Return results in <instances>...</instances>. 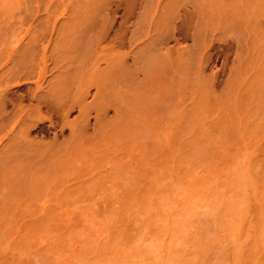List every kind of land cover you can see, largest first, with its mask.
<instances>
[{
	"label": "bare ground",
	"instance_id": "obj_1",
	"mask_svg": "<svg viewBox=\"0 0 264 264\" xmlns=\"http://www.w3.org/2000/svg\"><path fill=\"white\" fill-rule=\"evenodd\" d=\"M7 1H10V2H12V0H7ZM17 0H14V2H16ZM33 1V0H32ZM43 1V0H42ZM46 1V0H45ZM50 1V0H49ZM57 1V0H56ZM66 0H60V1H58L59 3H57L58 5L61 3V5H59V6H61L60 7V10H59V12H61V8H64V10L66 11V12H64V10H62L63 12H61V13H67L68 15H69V17H67L68 15L66 14V16L65 17H67V19L66 18H64L63 19V21H65V27L63 26L62 27V25H61V27L62 28H60L59 26H56V27H59L58 28V35H57V28H55V30H56V35H57V43L56 44H54V50L51 48V50H50V48H49V51H48V47L49 46H47V45H45V43H43L44 44V46L42 47V39L44 40V38L42 37L41 38V40H39V41H37L38 40V38L37 39H35V37L37 36V37H39V35H35L34 33L33 34H31L32 32H30V36L32 35V37H33V35H34V37L32 38V40H31V38H29L30 36L28 35L27 37H28V39H29V41L32 43H30L29 42V44L30 45H33L34 44V48H36V50L33 48L32 49V46H30L29 47V44H28V47L31 49V50H29V51H24V50H22V51H20V54L18 53V52H16L17 50H18V47L17 48H15L14 46V49H15V51H13L14 49H12L13 47H11L10 49L16 54L17 53V55L16 56H19V58L20 59H22V60H20L18 57H15V56H13V53L11 54L10 53V49H6V48H4L5 50H8L9 51V53L11 54H9V57H12L13 56V58L15 59V60H17L16 58H18L19 60H20V63H22V64H20V63H18L17 64V62L13 59V58H10V60L12 59V61H14V62H12V61H8V62H12L13 64H15V66H13L12 68H10L11 66H7L8 68H10V69H6L7 67H4L3 65L4 64H2V66L4 67V69H6V70H4V72L2 71L3 70V67L0 65V67L2 68V72L4 73H2L1 71H0V73H1V75H0V128L1 127H5L7 124L6 123H4V125H2L3 124V122H5V120L4 119H7L8 117V115H7V113H9V112H7L6 111V106L7 105H12V106H18V107H20L21 105H23V107H25V105L24 104H26V101L28 102L29 101V103L28 104H30V106L28 107V108H30L31 106H33L34 108H35V110L36 111H34V109H31L30 108V110H28L27 108H25V110L27 109L28 111L26 112V113H28V112H31V110H33L32 111V113H34L35 114V116H37V118L38 119H35L36 117L34 116V114H32L33 116H34V118H33V116L31 117L30 116V114L28 113L27 115H29L28 117L26 116V114H25V111H24V115H25V118H23V122H22V124H23V126L20 124V121H18V119L16 118V120L18 121V123L20 124V126L19 127H21L22 126V128H21V131L18 133V135H20V133L22 132V133H24L23 135H20L21 136V138H22V136H24V135H26V136H28L31 132H32V130H34L35 131V133H37L38 132V134H40V135H43V134H45V130H44V125H43V120L42 119H45V116L44 117H38V115H39V113L41 112V110L43 109H45L46 111H50L51 113H55V115L57 116V120H53L52 118H51V116H50V118L51 119H49V121H48V127H47V129H48V131H55L54 129L56 128V127H58V126H60L61 128H60V130L59 131H62L64 128H68L69 126L71 127V126H73V125H71L72 124V122L70 121V119H68V113L69 112H72L71 111V109L72 108H74V107H78L77 109H79V110H82L83 111V109H87V108H89L90 106L91 107H93V105H94V107L93 108H89L90 110L91 109H95V107H96V111H98V116L100 115L99 113H105V114H101L102 116L100 117L101 119H102V117L104 118L105 116L107 117V115H106V112H104L105 110H108L107 109V107H106V103H109V104H107L108 105V108H111V107H109V106H112V108H113V105H115V111H117L116 109H118V111L116 112V114L118 113V112H123V111H128L129 109H130V106L131 107H133V106H136V108H131L130 110H131V113H130V111H129V113L126 115V117L129 115V114H133V115H135L134 113H132V112H134L135 110L134 109H136L137 111V113H136V117H137V115L139 114V110L138 109H140V110H142L143 112H144V110L143 109H141V107L142 108H147L148 107V109L151 107L152 109H153V107L154 108H157V107H155L156 105L157 106H159L161 103H163L164 104V99H167L165 96H167L168 97V99H170L169 98V96H171V95H169V91L170 90H172V88H174L175 87V83H177L178 82V79H177V77H180V76H182V72H180V73H182L181 75H177V66H176V64H177V58H175V53L177 54H180V56L181 55H184L185 57H188V55L187 54H189L190 52H188L189 50H190V48L191 47H186L188 44V46H190L191 45V43H190V41L192 42V43H194V45H191V46H198V44H199V42L201 41V39H203L204 37V30L206 31L205 32V34L208 32L207 31V28H205L204 29V27L202 28V24H203V26H204V22H202L203 21V17H204V13L206 12L207 14H209V16H211L212 15V17H213V15H215V17L214 18H217L216 16L218 15V11H219V9L221 10V6H222V12L224 11V13H225V11H226V9L229 7V6H227V8L224 10V8L226 7L225 6V2L227 1V2H229L230 0H226V1H224L223 0V3H222V0H156V1H154V0H142V2H140V0H103V1H100V0H72V3L73 4H71V3H69V2H65ZM234 2H232V0H231V3L233 4V6H235V10H237L238 8L237 7H239L240 8V6H241V8L242 9H239V13H240V10H242L241 11V15H242V13H243V16L245 15V10H246V8H247V10H246V12H248V14L246 15V17H248L247 19L250 21L251 19L253 20H261V18H262V20H264V0H233ZM12 3L13 5L14 4H16L17 6H18V10H21L20 9V7H19V5H20V3L22 2V0L21 1H18V2H16V3ZM24 2H28V1H23V3H21V5L22 4H25ZM35 2V1H34ZM37 2V1H36ZM41 2V1H40ZM47 2V1H46ZM45 2V5H47L48 3H46ZM62 2H63V4H62ZM65 2V3H64ZM156 4H155V3ZM226 2V3H227ZM1 3H3V5L5 4L4 3V1L3 2H1L0 1V6L2 7L3 5H1ZM9 3V2H8ZM7 3V4H8ZM19 5H18V4ZM32 4V2L30 1L27 5H28V7ZM147 3H148V5H147ZM35 4H38V2L37 3H34V5ZM41 4V3H40ZM56 4V7L58 6ZM72 5L71 7H70V5ZM223 4V5H222ZM228 4V3H227ZM232 4H230V5H232ZM15 5V6H16ZM20 5V6H21ZM26 5V4H25ZM34 5L32 6V8L34 7ZM44 5V6H45ZM68 5H69V8H68ZM146 5H147V7H146ZM150 5L152 6V5H154L153 7L155 8H153L155 11H153L152 9H150V8H152V7H150ZM5 6H6V8H5ZM5 6L4 7H2L1 9H4L5 8V11L6 10H9L8 9V7H11L12 5L10 4V6H7L6 4H5ZM16 6V7H17ZM43 6V7H44ZM47 6H49L50 8L51 7H53L52 5H50V4H48ZM224 6V7H223ZM233 6H230L231 8L233 7ZM16 7H15V9H16ZM35 7H37L36 5H35ZM35 7L33 8V9H35ZM38 7H39V5H38ZM38 7H37V9L36 10H39L40 11V8L38 9ZM41 7V6H40ZM55 7V6H54ZM246 7V8H245ZM23 8H25V7H23ZM45 8V7H44ZM97 8V9H96ZM231 8H230V10H231ZM11 9V8H10ZM12 9H14V7L12 8ZM29 9L30 8H28V12H29ZM33 9L31 10V13L34 15V13H36L35 11H34V13H33ZM69 9V10H68ZM147 9H149V10H152L151 11V13H153V14H155L156 12L158 13H160L161 15L159 16V15H157V17L155 16V19L154 18H152L151 19V17L152 16H149V15H153V14H150L149 12H148V10ZM244 9V10H243ZM44 10V9H43ZM46 10V11H45ZM45 10H44V12H46V14L48 15V12H50V14H53V11L55 10H52V13H51V10L49 11V9H48V7L47 8H45ZM47 10H48V12H47ZM58 10V9H57ZM234 10V11H235ZM4 11V10H3ZM5 11L2 13V11H0L4 16H6L5 15ZM22 11H24L23 9H22ZM233 11V10H232ZM233 11V12H234ZM237 11H235V13L237 14ZM244 11V12H243ZM9 11H6V13H7V15H9V13L10 12H12V13H10V15L8 16V18L10 17L11 19L10 20H13L14 18H12V15L15 17V15L13 14V10L12 11H10L9 13H8ZM21 12V11H20ZM27 12V13H28ZM56 12H58V11H56ZM69 12V13H68ZM146 12H148L149 14L148 15H146V16H149V18H150V20L149 19H146V21H147V25H148V20H149V25L148 26H146L147 27V29H143V27H142V29H143V31L145 30L146 31V33H147V36L149 37V40H146L147 42H145L144 44H141L140 45V43H138L139 44V46H137V45H135V48L137 49V51H136V53H134L135 52V48H133V49H135L134 51H133V49L132 48H130L131 47V45H132V43H134L133 41H134V37L132 36L133 34V31L135 30V29H137L139 26V22L141 21V16H143L144 17V14H146ZM227 12V11H226ZM1 13H0V16H1ZM15 13V12H14ZM25 11H24V14H27ZM30 13V14H31ZM37 13H39V12H37ZM156 13V14H157ZM217 13V14H216ZM221 13V12H220ZM220 13H219V15H220ZM222 14V15H225V14ZM232 13V12H231ZM238 13V14H239ZM21 14H23V12L21 13ZM23 14V15H24ZM56 14V13H55ZM143 14V15H142ZM3 15L0 17V20H2V17H3ZM32 15V17H34V16H36V14L33 16ZM46 15V16H47ZM218 15V16H219ZM222 15L221 16H219L220 18L222 17ZM232 15V14H231ZM28 16V15H27ZM27 16H25L26 18H27ZM31 16V15H30ZM38 16V15H37ZM49 16V15H48ZM51 16V15H50ZM50 16L48 17V18H50ZM53 16V15H52ZM209 16L207 17L208 19H209ZM226 16V15H225ZM234 17H235V15H233ZM243 16H240L239 18H242ZM19 17V16H18ZM17 17V18H18ZM25 17H23V16H21V19H23V18H25ZM54 18H55V16H53ZM143 17H142V20H143ZM211 17V18H212ZM219 17H218V19H219ZM233 17V18H234ZM237 17H238V15H237ZM7 17H4L3 18V20H4V22H5V19H8ZM45 18V17H44ZM47 18V17H46ZM70 18V19H69ZM206 18V20H208ZM233 18H232V20H233ZM236 18V17H235ZM20 19V18H19ZM29 19V18H28ZM51 19V18H50ZM99 19V22H100V20H101V23H100V26L98 27V30L96 29V24H94L97 20ZM140 19V20H139ZM154 19V20H153ZM205 19V18H204ZM217 19V20H218ZM222 19V18H221ZM243 19V18H242ZM3 20H2V22H3ZM9 20V21H10ZM17 20V19H16ZM25 20V19H24ZM23 20V21H24ZM33 20V19H32ZM34 20H36V19H34ZM145 20V19H144ZM213 20V19H212ZM216 20V19H215ZM224 20H226L227 21V19H225L224 18ZM231 19H228V21H229V23L232 21ZM236 20V19H235ZM248 20H247V22H248ZM260 21L259 23H262V22H264V21ZM7 21V20H6ZM26 21V20H25ZM46 22H47V20H45ZM52 21V20H51ZM57 21V20H56ZM210 21H211V19H210ZM210 21H209V24H210ZM228 21L226 22V23H228ZM1 22V21H0ZM11 22V21H10ZM9 22V23H10ZM37 22H38V20H37ZM37 22H36V24H37ZM142 22H144V21H142ZM142 22H141V24H142ZM214 21H212V23H213ZM222 22V21H221ZM233 22V24L236 22V21H232ZM240 22V21H239ZM239 22H236V24L238 25V23ZM243 22H244V20H243ZM245 22H246V20H245ZM12 23V22H11ZM14 23V22H13ZM12 23V24H13ZM17 23V22H16ZM20 23H21V21H20ZM42 23V22H41ZM40 23V24H41ZM45 23V22H44ZM49 22H47V24H48ZM51 23V22H50ZM49 23V24H50ZM54 23H56V22H54ZM145 23V22H144ZM206 23V22H205ZM215 23H216V21H215ZM217 23H218V21H217ZM249 23H251V21L249 22ZM255 23V21L254 22H252V25ZM258 22H257V24H259ZM1 24V23H0ZM5 24H6V22H5ZM8 24V23H7ZM15 24V23H14ZM46 24V23H45ZM47 24L45 25V27L47 26ZM99 24V23H98ZM138 24V25H137ZM200 24H201V26H200ZM207 25H208V21H207V23H206ZM219 24V23H218ZM222 24H223V22H222ZM225 24V23H224ZM241 24V23H240ZM247 24V28L249 27V26H251V28H253V26H255V25H251V24H248V23H246ZM4 25V23L2 24V26ZM22 25V24H21ZM25 25V24H24ZM52 25V24H51ZM212 25H214V24H212ZM212 25H210V26H212ZM216 25V24H215ZM220 25V24H219ZM236 25V26H237ZM249 25V26H248ZM2 26H0V29H1V27ZM8 26V25H7ZM27 26V25H26ZM42 26V25H41ZM49 26V25H48ZM53 27L55 26V25H52ZM52 26H50V28L52 27ZM142 26H144L143 24H142ZM209 26V25H208ZM223 26V25H222ZM258 26V25H257ZM263 26V23L262 24H260L258 27L259 28H263L262 27ZM16 27V26H15ZM15 27H13L14 29H16ZM32 27V26H31ZM131 27H133V28H135V29H133V28H131ZM141 27V26H140ZM139 27V28H140ZM218 27V26H217ZM240 26H238L237 28L238 29H240L239 28ZM6 28V27H5ZM10 28H11V26H10ZM211 28V27H210ZM219 28V27H218ZM228 27H225L224 29L225 30H229V29H227ZM236 28V29H237ZM250 28V30L252 31L253 29H251ZM8 29V28H7ZM27 29H31L30 28V26H29V28H27ZM33 29V28H32ZM46 29V28H45ZM48 29V28H47ZM213 29V28H212ZM215 29H216V27H215ZM223 29V28H222ZM223 29V30H224ZM255 29H257V28H255ZM5 30V29H4ZM11 30V29H10ZM35 30V29H34ZM54 30V29H53ZM52 30V31H53ZM151 30H153L154 32H155V34L154 35H152V36H150V33L152 32ZM220 30V29H219ZM222 30V31H223ZM246 30V29H245ZM249 29H247V34H248V31H249V34L248 35H250V31ZM15 31V30H14ZM36 31V30H35ZM38 31H40V30H38ZM46 31H49V30H46ZM46 31H44V32H46ZM138 31V30H137ZM139 31H141V29L139 30ZM210 31H212V30H210ZM217 31V30H216ZM216 31H213V33L211 34V35H215V33H216ZM221 31V30H220ZM220 31L218 32V33H220ZM221 31V32H222ZM226 31V32H227ZM230 31V30H229ZM228 31V32H229ZM238 31V30H237ZM255 31H257V30H254V31H252L253 32V36H252V33H251V35H250V37L248 36V37H246L245 35H243L244 33H241V31H239V33L241 34V35H243V36H241V38H245V39H247V38H249V41H248V44L249 43H251V41H253V42H255L256 43V41H257V39L259 40V39H261L260 38V36H258V33H257V36L259 37V38H257L256 39V33H254ZM12 32V31H11ZM9 33V34H11L12 35V33ZM19 32H21V35H22V30L21 31H19ZM19 32H17L16 31V34L15 35H17V34H19L16 38H14L15 39V41H16V39L19 37V36H21L20 35V33ZM26 32H28V31H26ZM25 32V33H26ZM34 32V31H33ZM50 32V31H49ZM132 32V33H131ZM135 32H136V30H135ZM142 32V31H141ZM215 32V33H214ZM236 32V30L234 31V33H233V35L234 34H236L237 35V33H235ZM0 33H1V30H0ZM6 33H8V32H6ZM15 33V32H14ZM48 33V32H47ZM52 33V32H51ZM50 33V34H51ZM54 33V34H55ZM143 33V32H142ZM142 33H140L139 32V34H141L142 35ZM146 33H144V35L146 34ZM209 33V32H208ZM225 33V32H224ZM229 33H231V31L229 32ZM229 33H227L228 35H229ZM260 33V32H259ZM4 33L2 32V34H0V35H2L3 37H4V35H3ZM44 34V33H43ZM130 34V35H129ZM136 34H138L137 32H136ZM136 34H135V38H136ZM138 34V35H139ZM240 34H238L237 36L239 37L240 36ZM6 35V34H5ZM47 35H49V33L47 34ZM144 35H142L143 37H144ZM225 35H226V33H225ZM232 35V33H231V36H233ZM0 37L1 38V43H0V46L2 45V40H4L5 38H3V37ZM14 35H12L11 37H13ZM41 36H43L42 35V32H41V35H40V37ZM53 36V35H52ZM140 36V35H139ZM141 36V37H142ZM207 36H209V35H206L205 37H207ZM236 36V37H237ZM256 36V37H255ZM7 37H9V35L7 36ZM48 37H50V35L48 36ZM53 37H55V35L53 36ZM203 37V38H202ZM214 37V36H213ZM217 37H219L218 35H217ZM227 37V36H226ZM234 37V36H233ZM232 37V38H233ZM251 37L252 38H254L255 39V41L252 39L251 40ZM23 38V37H22ZM138 38V37H137ZM145 38V37H144ZM143 38V39H144ZM235 38V37H234ZM240 38V37H239ZM239 38H238V40H239ZM10 39L11 38H9V39H6V41H7V43H6V41H5V43H6V45L8 44V42L10 41ZM49 39V38H48ZM48 39H47V41H48ZM141 39V38H140ZM142 39V40H143ZM224 39V38H223ZM222 39V40H223ZM12 41H13V45H14V40L13 39H11ZM20 40H23V39H20ZM50 40V39H49ZM54 40V39H53ZM54 40V41H55ZM141 40V41H142ZM171 40V42H172V40H174L175 41V43H176V46H174L173 47V45H169L170 43H169V41ZM214 40V39H213ZM227 40V39H226ZM232 41H233V39H231ZM230 40V41H231ZM243 40V39H242ZM241 40V41H242ZM18 41H19V39H18ZM28 41V40H27ZM41 41V42H40ZM51 41V40H50ZM50 41H48V43L50 42ZM139 41V40H138ZM144 41V40H143ZM143 41H142V43H143ZM189 41V42H188ZM220 41V40H219ZM218 41V42H219ZM228 41V40H227ZM235 41V40H234ZM236 41H237V38H236ZM240 41V42H241ZM20 42V41H19ZM44 42V41H43ZM181 42H183L182 44H183V46H182V44H181ZM187 43V45H186V43ZM212 42V41H211ZM224 42V41H223ZM252 42V43H253ZM4 43V42H3ZM4 43V44H5ZM9 43H11V42H9ZM36 43L38 44V43H40L41 44V47H42V49H40V48H37V45H36ZM47 43V42H46ZM47 43V44H48ZM51 43V42H50ZM222 43V42H221ZM235 43V42H234ZM12 44V43H11ZM11 44H9V46L11 45ZM40 44H38V45H40ZM209 44V43H208ZM229 44V43H228ZM243 44V43H242ZM242 44L240 43L239 44V41H237V47H234V49H235V51L237 52L238 50H236V49H238V48H240L241 49V51L242 50H244L245 48L244 47H242ZM134 45H132L133 47H134ZM213 45V44H212ZM225 45V44H224ZM229 45H233V44H229ZM228 45V46H229ZM247 45V44H246ZM252 46H254V49H256L257 51V53L253 50H250L251 51V53L254 55V57L255 58H260L259 59V61H255V59H254V57L251 55V56H247V53L246 52H244V51H242V53L244 52V54H245V56H247V57H245L244 56V59H242V60H240L244 65H242V66H245L246 67V65L247 66H249V68L248 67H246L247 69H245V71L247 70V71H249L250 70V74L248 73H246L247 74V76H246V74H244L243 72H241V74L239 75L240 77H241V75L243 76V79L246 77V78H248V76H250L251 77V71H252V69H255V70H257V71H259V74H263L262 73V71H260L261 69V64H260V62L262 63V58L260 57V56H262L263 57V55H264V36H263V38L261 39V41L259 40L256 44H251ZM12 46V45H11ZM27 46V45H26ZM36 46V47H35ZM137 46V47H136ZM141 46V47H140ZM172 46V47H171ZM182 46V49L180 48ZM195 46V47H196ZM205 46H206V44H205ZM235 46V45H234ZM241 46V47H240ZM249 46V45H248ZM247 46V47H248ZM252 46H250L251 48H252ZM260 46H261V48H260ZM5 47V46H4ZM40 47V46H39ZM187 48V49H185V48ZM208 47V46H207ZM217 47V46H216ZM226 47H227V44H226ZM1 48H3L2 46L0 47V50H3V49H1ZM126 48H130V50L128 51V49H127V51H125V49ZM180 48V49H179ZM214 48V47H213ZM220 48V47H219ZM249 48V47H248ZM25 49H27L28 50V48H25ZM38 49V50H37ZM42 50L41 52H39L40 50ZM120 49H124V51L123 50H121V51H123V52H121L120 51ZM193 49V48H192ZM192 49H191V52H192ZM195 49V48H194ZM193 49V50H194ZM209 49H210V47H209ZM217 49H218V47H217ZM220 49H222V51H223V48H220ZM225 49V48H224ZM230 49H232L231 47H230ZM181 50H182V52L183 51H185L183 54H182V52H181ZM24 51V52H23ZM36 51H38L37 53H39V55L38 56H40L39 57V59L37 58V57H34L36 54H34ZM52 51L54 52L55 51V56H54V53H52ZM120 51V52H119ZM195 51V50H194ZM220 51V50H219ZM225 51V50H224ZM227 51H228V47H227ZM240 50L238 51V53H239V55H238V53H235V52H233V51H231V52H233V53H235V54H237V56L239 57H241V55H240V52H241ZM247 51V50H246ZM22 52V53H21ZM48 52H51V54H53V56H52V58L50 57L51 55L48 53ZM181 52V53H180ZM255 52V53H254ZM5 53V52H4ZM2 54V52H1V54H2V56L4 55L5 56V54ZM7 53V52H6ZM41 53V54H40ZM195 53V52H194ZM210 53V52H209ZM208 53V54H209ZM211 53H213V52H211ZM222 53V52H221ZM229 53V52H228ZM262 53V54H261ZM8 54V53H7ZM6 54V55H7ZM19 54V55H18ZM216 54V53H215ZM223 54H224V52H223ZM227 54V53H226ZM226 54H224V55H226ZM234 54V55H235ZM243 54V55H244ZM257 54H259V56L257 55ZM21 55V56H20ZM48 55H50L49 57H48ZM134 55V56H133ZM187 55V56H186ZM190 56L189 57H191V55H193V54H189ZM223 55V56H224ZM229 55V54H228ZM237 56L234 58V59H236L237 58ZM257 56V57H256ZM1 57V56H0ZM47 57H48V59H50V60H52L53 62V64H54V66H53V68L55 67V74H57L56 76H55V74L53 75V77L51 78V79H53L54 80V84L52 83V80L50 81L51 83H49V84H51V86L49 87V88H47L46 87V89L42 86V84H41V82L43 81V78L46 76L44 73H45V71L47 70V68H46V66L48 65H46V59H47ZM55 57V58H54ZM196 57V56H195ZM199 57V56H198ZM226 57H227V55H226ZM225 57V58H226ZM231 57V56H230ZM232 57H234V56H232ZM253 57V59H251ZM33 58L34 59H36L37 58V60H38V62H36V60H34L36 63H37V65L34 63V61H33ZM193 58V57H192ZM7 59H8V57H7ZM130 59H132V60H130ZM187 59H189L188 61H186V65L185 66H189L190 67V65H192V60L190 59V58H186V60ZM197 59V58H196ZM219 59H221V58H219ZM233 59V58H232ZM233 59V60H234ZM238 59V58H237ZM240 59V58H239ZM246 59H248V60H246ZM249 59L250 60H252L253 61V63H249V62H246V61H249ZM183 60V59H182ZM194 60H195V58H194ZM233 60H232V63H233ZM244 60H245V62H244ZM2 61V63H5V62H3V60H1ZM6 61V60H5ZM179 61V60H178ZM208 61H210V57H209V60ZM234 61H236V60H234ZM239 61V60H238ZM7 62V61H6ZM16 62V63H15ZM48 62H50V61H48ZM185 62V61H184ZM187 62H191L190 64H187ZM211 62V61H210ZM224 62H226L225 60H224ZM223 62V63H224ZM228 62V61H227ZM256 62V63H255ZM11 63V64H12ZM180 63V62H179ZM197 63V62H196ZM209 63V62H208ZM256 64V66H255V64ZM257 63H259V64H257ZM1 64V63H0ZM52 64V65H53ZM56 64H57V66H56ZM195 64V63H194ZM226 64V63H225ZM235 64V62L233 63V65ZM250 64H254V67L251 65L250 66ZM9 65H10V63H9ZM222 65V64H221ZM258 65L260 66L259 68H257L258 67ZM37 66H38V69H37ZM58 66H59V68H58ZM157 66V67H156ZM185 66H183L184 68H185ZM193 66V65H192ZM196 66V65H195ZM36 68V69H32V68ZM56 67H57V70H56ZM160 67V68H159ZM179 67V66H178ZM221 67V66H220ZM244 67V68H245ZM53 68H51V69H53ZM159 70H158V69ZM163 68V69H162ZM193 68V67H192ZM225 68V67H224ZM237 68V67H236ZM251 68V69H250ZM50 69V70H51ZM154 69V70H153ZM183 69V68H182ZM222 69V68H221ZM231 69H232V72H233V68L231 67L230 68V72H231ZM249 69V70H248ZM38 71V73L36 72V71ZM157 70H158V73H157ZM185 70V69H184ZM199 70V69H198ZM201 70V69H200ZM217 70V69H216ZM255 70H253V71H255ZM32 71H34V73L36 74H38V76H37V78H38V80L37 79H35V80H37L36 81V85H35V90H33V91H31V89L29 88L28 90H27V92L25 93L24 92V94H21V93H18V94H15V93H12V91H14V90H12L11 88V85H10V83H11V81L13 80L14 81V79H17L18 77L20 78V80H24L25 78H29L30 77V74H31V72ZM53 71V70H52ZM159 71H161L160 73H164L163 75H164V77H161V75H160V73H159ZM256 71V72H257ZM47 72V71H46ZM50 72V71H49ZM48 72V73H49ZM57 72H59V74L57 73ZM149 72V73H148ZM184 72V71H183ZM198 72V71H197ZM214 72H215V70H214ZM228 72V71H227ZM231 72V73H232ZM234 72H235V68H234ZM256 72H255V75H256ZM33 73V74H34ZM48 73H47V76H48ZM53 73V72H52ZM145 75L146 74V78H145V76H143V74ZM155 73V75H159L160 76V80H159V82L160 81H162L161 79L162 78H165V79H163L164 81V83H165V85H164V87H163V89L165 90V93L166 94H164L163 92H162V89H161V91H160V83L158 82V79H159V76H155V75H152V74H154ZM189 73V72H188ZM217 73H218V71H217ZM244 75H243V74ZM258 73V72H257ZM35 74H34V76H35ZM51 74V73H50ZM137 74V75H136ZM140 74H142V77L140 78ZM187 74V73H186ZM197 74V73H196ZM230 74V73H229ZM236 74V73H235ZM45 75V76H44ZM221 75V74H220ZM238 75V74H237ZM253 75H254V73H253ZM252 75V76H253ZM254 75V76H255ZM56 78H55V77ZM135 76V77H134ZM137 76H139V78H140V80H139V78H138V82H140L141 81V79L143 78V81H142V83H143V85H144V87L145 88H143V85H142V88H141V85L139 84V83H136L135 84V79H137ZM149 76H151V78H149ZM167 76V77H166ZM207 76V75H206ZM234 76V75H233ZM232 76V77H233ZM238 76V77H239ZM257 76H258V74H257ZM263 76V75H262ZM36 77V76H35ZM157 77H158V79H157ZM198 77V76H197ZM234 77H236V76H234ZM259 78H257L256 80L255 79H253L252 81L254 82V80H255V82H257V80H258V82L257 83H259V85L261 84L260 82L263 80L264 81V76L261 78V75H259L258 76ZM18 78V79H19ZM56 80H55V79ZM145 78V79H144ZM148 78V79H147ZM152 78H153V80H152ZM167 78V79H166ZM195 78V77H194ZM202 78V77H201ZM209 78V77H208ZM208 78H206V79H208ZM221 78V77H220ZM219 78V79H220ZM230 78V77H229ZM12 79V80H11ZM34 79V78H33ZM42 79V80H41ZM147 79V80H146ZM156 79V80H155ZM214 79V78H213ZM231 79V78H230ZM235 79V78H234ZM237 79H239V78H237ZM252 79V78H251ZM250 78H249V80H247V82L248 81H250L251 80ZM11 80V81H10ZM27 80V79H26ZM34 80V81H35ZM130 80H133V81H131L130 82ZM152 80V81H151ZM209 80V79H208ZM240 80V79H239ZM238 80V81H239ZM246 80V79H245ZM245 80H242V77H241V80L240 81H242V82H238V84L239 83H242V85L243 86H245L246 88L248 87V88H250L249 87V85H247V83H246V85L245 84H243V83H245ZM45 81H46V79H45ZM47 81H48V79H47ZM46 81V82H47ZM151 81V82H150ZM156 83H155V82ZM166 81V82H165ZM177 81V82H176ZM210 82H212L211 80H209ZM230 81H232V79L230 80ZM234 81V80H233ZM244 81V82H243ZM262 81V82H263ZM8 82H9V84H8ZM18 82V81H17ZM19 82H21V81H19ZM27 82H29V81H27ZM46 82H45V85H47L46 84ZM49 82V81H48ZM47 82V83H48ZM125 82H127L126 84H125ZM128 82H129V84L130 85H133L131 88L134 90V88L135 87H139V88H141L140 90L142 91V90H144L145 89V91H143L145 94H146V96L147 95H151V96H147V97H145L147 100H145V101H143L144 100V94L142 93H140L139 92V90H138V88H137V91L136 90H132L129 86L128 87H126L127 89L128 88H130V89H128L127 91H128V93L126 94V90L124 89V91H121V89H120V87L122 88V90H123V87L122 86H124V88H125V85H127L128 84ZM132 82H134V83H132ZM149 82V83H148ZM210 82H209V84H210ZM215 82V81H214ZM252 82V84H254ZM12 83H14V82H12ZM11 83V84H12ZM124 83V84H123ZM179 83V82H178ZM182 83V82H181ZM206 83H207V81H206ZM232 83V82H231ZM237 83V82H236ZM250 82H248V84H249ZM256 83V84H257ZM34 84V83H33ZM128 84V85H129ZM134 84H135V86H134ZM138 84V85H137ZM150 84V85H149ZM152 84H154V85H152ZM156 84V85H155ZM158 84V85H157ZM237 84V85H238ZM251 84V85H252ZM9 85V86H8ZM13 85V84H12ZM14 85H15V83H14ZM74 85V89H75V91H76V94L75 93H72V95L70 94L71 92H72V90H74V89H72V86ZM137 85V86H136ZM148 85V86H147ZM201 85V84H200ZM213 85V84H212ZM241 85V86H242ZM28 86H31V85H29L28 84ZM49 86V85H48ZM154 86L156 87V90H158L159 92H157L156 90V93H155V91L153 90V88H154ZM174 86V87H173ZM177 86H180V84H178ZM196 86V85H195ZM194 86V87H195ZM198 86V85H197ZM224 86V85H223ZM222 86V87H223ZM231 86H234V85H231ZM240 86V85H239ZM240 86V87H241ZM254 86H256L255 84H254ZM254 86H252V87H254ZM258 86V85H257ZM256 86V87H257ZM146 87H150L149 89H147ZM181 87V86H180ZM180 87H178V88H180ZM217 87V86H216ZM236 87H238V86H235V89H234V87H233V89L234 90H238V89H236ZM240 87H238V88H240ZM244 87V88H245ZM259 87H261L262 88V90H264V88H263V85H260V86H258L257 88H259ZM27 88V87H26ZM44 88V89H43ZM90 88H94V90H95V92H93V93H95V94H93V93H91V94H93V96H94V98H93V96L90 98L91 99V101L90 102H88V100H86V96H88V94L90 93L89 92V89ZM158 88V89H157ZM206 88V87H205ZM227 88V87H226ZM225 87H224V89H226ZM243 88V89H244ZM261 88H259V89H256V88H254V92L256 91V90H259V91H261L260 89ZM33 89V88H32ZM136 89V88H135ZM155 89V88H154ZM207 89V88H206ZM209 89H210V85H209ZM223 89V90H224ZM233 89H229V91H231V90H233ZM17 90V89H16ZM46 90V91H45ZM130 90H132L131 92H130ZM148 90V91H147ZM153 90V92H152V94H150L151 92H149V91H152ZM194 90V89H193ZM196 90H198V88L196 89ZM233 90V91H234ZM74 91V92H75ZM112 91H113V93H112ZM178 91H179V89H178ZM199 91V90H198ZM200 91H202V90H200ZM208 91V90H207ZM211 91H213V89L211 90ZM214 91H215V89H214ZM233 91H231V93L233 92ZM236 91H235V93H236ZM240 91L241 92H243L242 93V95H239L238 96V99H239V97L241 96V97H245V94H244V92H246V97H247V90H241V88H240ZM249 91H250V89H249ZM253 91H252V88H251V92H248V97L249 98H251V97H253L252 95L254 94V97H255V95H257V91L255 92V93H253ZM114 92H116L118 95H119V92H120V94H123V96L124 95H128L129 93L131 94H129V96L130 97H132V98H130V99H128V97L127 98H125V96H124V98L125 99H128L129 101H127V100H124V99H121V101L123 100V102H119L120 100L117 98L118 96H117V94H115ZM124 92V93H123ZM148 92H149V94H148ZM216 92V91H215ZM222 92V91H221ZM241 92H239L238 94H241ZM262 92V91H261ZM260 92V93H261ZM112 95H111V94ZM133 93V94H132ZM134 93H135V95H134ZM137 93V94H136ZM139 93V94H138ZM153 93H154V95H153ZM160 93V94H159ZM182 94H183V92H181ZM192 93H194V92H192ZM192 93H189V96H188V93H187V96L189 97V99L191 100L192 98L190 97V95L193 97L195 94H193L192 95ZM197 93V92H196ZM203 92H200V96H198V97H202V94ZM227 93H229V92H227ZM231 93L230 94H228V95H231ZM234 93V92H233ZM249 93L251 94L250 96H249ZM259 93V92H258ZM12 94H15V97H11L12 96ZM75 94V95H74ZM113 94H115V95H113ZM165 96H164V95ZM185 94V93H184ZM198 94V93H197ZM207 94H209V93H207ZM214 94V93H213ZM237 94V93H236ZM243 94H244V96H243ZM262 95L264 94V91L261 93ZM261 94H259V96L257 97V99H255L254 97V99H255V101H258V103H259V101H261V100H263L264 99V95H263V98L261 99V98H259L260 96H261ZM70 95V96H69ZM134 95V96H133ZM140 97H139V96ZM156 95V96H155ZM203 95H205L204 93H203ZM221 95V94H220ZM69 96V97H68ZM104 96H107L106 97V100L104 99L105 97ZM112 96H116V97H112ZM120 96V95H119ZM138 97V99H141L142 100V98H143V103L145 102V104L147 105V102L146 101H148V103H149V101H151L149 104H148V106L146 107V105L144 106V104L141 102V100L139 101V100H137V97ZM143 96V97H142ZM161 98H160V97ZM183 96V95H182ZM187 96L185 95V98H187ZM206 96V95H205ZM232 96V95H231ZM230 96V97H231ZM234 96V95H233ZM67 97V98H66ZM70 97H71V99H70ZM114 98V101H112V99L110 100V98ZM121 97V96H120ZM119 97V98H120ZM142 97V98H141ZM156 97V98H155ZM163 97H165V98H163ZM195 97H197L196 95L194 96V98L193 99H195L196 100V98ZM211 97H212V95H211ZM229 96H227V98H230ZM245 97V98H246ZM109 98V99H108ZM136 98V99H135ZM148 98H149V100H148ZM153 99V102H155V104H151V103H153L152 102V99ZM163 98V99H162ZM185 98H183L184 99V101L186 100ZM216 99L217 98H219L218 96H216L215 97ZM237 98V96L235 97V99ZM245 98H242V100L244 99L245 100ZM67 99H69L68 100V102H66L67 101ZM118 99V100H117ZM131 99L133 100V102H134V104H131L130 103V106L129 105H127V104H129V102H131ZM151 99V100H150ZM155 99H157L158 101H156ZM167 99V100H168ZM188 99V98H187ZM211 99V98H210ZM233 99H234V97H233ZM233 99H232V101H230L232 104H234L235 102H236V100L235 101H233ZM241 99V98H240ZM248 98H246V100H247ZM259 99H261V100H259ZM107 100L109 101V102H107ZM116 100V101H115ZM155 100V101H154ZM163 100V101H162ZM166 100V101H167ZM190 100H188L187 101V103L188 102H190ZM231 100V99H230ZM251 100H252V98L251 99H249V101H250V105H252V103H254L253 102V100H252V102H251ZM112 103H114L113 105L111 104V102ZM126 101V102H125ZM212 101V100H211ZM215 101V100H214ZM218 101V100H217ZM224 101V100H223ZM226 101V100H225ZM227 101H229V100H227ZM226 101V102H227ZM241 101V100H240ZM94 102V103H93ZM117 102H119L120 104H118L119 105V108L122 106V111H119V108H117ZM132 102V103H133ZM142 103V104H140L139 105V103ZM158 102L160 103V104H158ZM176 102H177V100H176ZM197 102V103H196ZM204 100H202V98H199V100H197V101H195V105H194V103H193V105L194 106H196V107H192L191 105H192V103H191V105L189 106V107H192L191 109L194 111V113L196 112V114H197V118L199 119V121H201V120H205L207 117H208V115H210V114H208L209 112H211L210 110H211V106H210V109H209V111H208V109H207V111H208V115L205 113V107H207V105H208V103L206 104V106L204 107ZM234 102V103H233ZM237 102H239V101H237ZM236 102V103H237ZM242 103H243V101H241ZM261 102H263L264 103V100L263 101H261ZM71 103V104H70ZM122 103V104H121ZM123 103H126V104H123ZM168 103V102H167ZM187 103H185L184 104V102H183V104L186 106L187 105ZM216 103V102H215ZM230 103V104H231ZM257 103V104H258ZM136 104V105H135ZM138 104V105H137ZM183 104H181V106L183 105ZM214 104V103H213ZM224 104H225V102H224ZM224 104H222V105H218L220 108L219 109H221L222 107L221 106H223V108H224ZM227 104V106H226V108H228V102L226 103ZM225 104V105H226ZM230 104H229V106H230ZM240 104V103H239ZM244 104V103H243ZM242 104V105H243ZM249 103H248V100H247V104H245V105H248ZM256 104V105H257ZM262 104V103H261ZM260 104V105H261ZM20 105V106H19ZM121 105V106H120ZM127 105V106H126ZM150 105V106H149ZM153 105H155V106H153ZM165 105V104H164ZM160 105L161 107L163 106V108L166 106L167 107V105ZM198 105V106H197ZM234 105H236V104H234ZM234 105H233V107H234ZM250 105H248V107L249 108H252V107H254V110L252 111L253 113H250L251 112V110L252 109H250V110H248V111H250V112H246L245 113V110H243L242 111V113L244 112V114L246 115H244L243 114V116H245V119H243L244 117H241L240 116V118H242V120H245L246 121V118L248 119V117H249V115H251L250 116V118H251V120L254 118V120H252V124L250 123V126H252L253 124H254V122H255V120L257 119V116L259 115V114H261V115H259L258 117H260V116H262V117H260V119H259V121L258 122H260V124L258 125L259 127L257 128L258 129V132L259 131H261V132H259L260 134H262L260 137H258V138H255V137H253L254 138V140H259V139H262V138H264V132L261 130V129H263L264 130V125H262L261 124V122L263 121L264 122V107L262 108V105L259 107V109H258V106H257V108H256V105L255 104H253L251 107H250ZM264 105V104H263ZM74 106V107H73ZM124 106H125V108H124ZM138 106V107H137ZM153 106V107H152ZM180 106V107H181ZM188 106V105H187ZM215 106V105H214ZM213 106V107H214ZM238 106V105H237ZM244 106V105H243ZM18 107H17V109H18ZM27 107V106H26ZM32 107V108H33ZM161 107H158V109H155V111H153V113L152 114H155V113H158V110H160L161 109ZM184 107V106H183ZM216 107V106H215ZM242 107V106H241ZM9 108V107H8ZM22 108V107H21ZM21 108H19V109H21ZM127 108V110H125ZM194 108L196 109V111L194 110ZM209 108V107H208ZM231 108V107H230ZM89 109H87V110H84V112L86 111V116H87V111L89 110ZM124 109V110H123ZM191 109H190V111H191ZM216 109V108H215ZM219 109H217V110H219ZM233 109H236V106H235V108H233ZM232 109V111H233V113L231 114V115H235L236 113H238L239 111L236 109V110H233ZM244 109V108H243ZM245 109H247L246 107H245ZM258 110V113H256V111L255 110ZM261 109H263L262 111H260ZM9 110V109H8ZM15 110V109H14ZM154 110V109H153ZM182 110V109H181ZM187 110H188V108H187ZM187 110L185 109V107H184V111H183V113L186 111L187 112ZM225 110V109H224ZM229 110V109H228ZM231 110V109H230ZM6 111V112H5ZM20 111V110H19ZM21 111H22V109H21ZM82 111H80V112H82ZM108 111H110V109L108 110ZM150 112V116L152 117H149L148 115H149V112ZM147 112H146V110H145V113H142L141 111H140V114L138 115L139 117L138 118H141L140 120H142V118L144 119V120H146L145 122H144V120H142V124L140 123V125H144V127L147 125V124H152L151 122H154L155 124L154 125H156V127L155 126H153L152 128V131L153 132H155V133H153V132H151V126L153 125H150V127H149V125H147L146 127H145V131L147 132V137H148V135L151 133V134H153V135H151L152 137L153 136H155V137H153L154 138V142L156 141V142H158V143H156V145L158 144L159 145V142L160 141H163V145L164 144H167V142H168V140H169V137H168V139L166 140V142H165V140H163V139H165L168 135H167V133L168 132H170L171 131V129H172V126H171V128H170V125L168 126H166V124H164L165 123V121H166V123H168L167 122V120H165V118L168 116L167 114H166V110L164 109V111H165V114L167 115V116H165L164 115V112L162 113V111H160L159 113V115L157 114V115H152L151 114V109H149ZM206 111V112H207ZM221 110H219V112H220ZM223 111V110H222ZM226 111V110H225ZM235 111V112H234ZM236 111H238V112H236ZM255 111V112H254ZM18 112V111H17ZM37 112V113H36ZM79 112V113H80ZM94 112V111H93ZM155 112V113H154ZM218 112V111H217ZM219 112H218V114H219ZM229 112H231V111H229ZM11 113V112H10ZM14 113H16V112H14ZM19 113V112H18ZM47 113V112H46ZM90 113H91V111H90ZM114 113V112H113ZM214 113V112H213ZM220 113H222V112H220ZM242 113H241V115H242ZM247 113H248V115H247ZM250 113V114H249ZM21 114H23V112H21ZM37 114V115H36ZM84 115H85V113H83ZM142 114V115H141ZM146 114V115H145ZM148 114V115H147ZM187 113H185V114H183V115H186ZM217 114V113H216ZM215 114V115H216ZM224 114V111H223V113L221 114V116ZM227 113H225V115H226ZM256 114H258L257 116H256ZM23 115V116H24ZM44 115V114H43ZM83 115V116H84ZM89 115H91V114H89ZM118 115V114H117ZM144 115V116H143ZM195 115V114H194ZM193 115V116H194ZM206 115V116H205ZM237 115V114H236ZM10 116V115H9ZM15 116V115H14ZM17 116H20V115H18L17 114ZM40 116V115H39ZM81 116V115H80ZM98 116L96 117V118H94V119H97L98 118ZM121 116H122V114H121ZM153 116H154V120H153ZM156 116L159 118H156ZM163 117V116H165V118H163L162 119V122L164 121V126H161L160 125V122L161 121H158V120H161L160 119V117ZM177 116H178V114H177ZM187 116V115H186ZM196 116V115H195ZM211 116H212V114H211ZM218 116V118L220 117L219 115H217ZM224 116V115H223ZM254 116V117H253ZM5 117H7V118H5ZM123 117V116H122ZM121 117V118H122ZM125 117V116H124ZM125 117V118H126ZM130 117V116H129ZM133 117H135V116H133ZM133 117H131L130 118V120H132V118ZM146 119H145V118ZM171 117H176V115L175 114H172L171 115ZM227 117V116H226ZM225 117V118H226ZM230 117V121H228L227 123H226V127L228 128V123L230 122H232L233 120H232V116H229ZM238 117V118H237ZM237 117H234V118H237V119H234V124L237 126V124L236 123H238V122H241V120H240V118H239V115L237 116ZM56 118V117H55ZM82 118V117H81ZM85 118V117H84ZM89 118V117H88ZM115 118V117H114ZM118 118H119V115H118ZM125 118H122V120L124 119L125 120ZM134 119L135 121H133L132 120V122H131V125L130 124H127V123H129L130 121L128 120V119H126V121H128L126 124L127 125H121L122 126V130L124 131H130V129H132L133 127V124L134 123H136V121L138 120L139 121V119ZM148 118H150V120L148 119ZM156 118V119H155ZM180 118V117H179ZM185 118H187V117H185ZM185 118H183V120L185 121ZM189 118V117H188ZM187 118V119H188ZM205 118V119H204ZM211 118V117H210ZM213 119H214V117H212ZM211 118V119H212ZM217 118V117H216ZM224 118V119H225ZM39 119H41V120H39ZM100 119V120H101ZM148 119V120H147ZM151 119H152V121H151ZM167 119H169V118H167ZM178 119V118H177ZM181 119V118H180ZM180 119H179V124H176V125H181L180 124ZM190 119H192V118H190ZM189 119V120H190ZM207 119H209V118H207ZM206 119V120H207ZM210 119V121L209 122H211L210 124H212V120ZM219 119H221V118H219ZM19 120H21V119H19ZM46 120H47V118H46ZM69 120V121H68ZM81 120H83V119H81ZM80 120V121H81ZM85 120V119H84ZM98 120V119H97ZM100 120L99 121H97V122H99L100 124H101V122H100ZM103 120V119H102ZM114 120V119H113ZM117 120H119V119H116V121ZM121 120V119H120ZM118 121V122H116V123H119V124H121V121ZM156 120V121H155ZM182 120V119H181ZM182 120V121H183ZM216 120V119H215ZM223 120V119H222ZM222 120L221 121H219V122H222ZM225 120H227V119H225ZM228 120H229V118H228ZM232 120V121H231ZM248 120H250V119H248ZM258 120V119H257ZM13 121V120H12ZM22 121V120H21ZM42 121V123H40ZM104 121V120H103ZM126 121H122V123L123 122H126ZM137 121V122H138ZM148 121V122H147ZM181 121V122H182ZM184 121H183V123H184ZM187 121V120H186ZM207 121V122H208ZM238 121V122H237ZM244 121V124H247V121L245 122ZM254 121V122H253ZM8 122V121H7ZM10 122H11V120H10ZM47 122V121H46ZM46 122H44V123H46ZM71 122V123H70ZM87 123L89 122V121H86ZM96 122V123H97ZM105 122V121H104ZM108 122V121H107ZM114 122V121H113ZM114 122V123H115ZM134 122V123H133ZM147 122V123H146ZM157 122H159V124L157 123ZM162 122H161V124H162ZM178 122V121H177ZM190 122V125H191V123H193V122H191V121H188V123ZM196 122H198V120H195V126L196 127H200V130H202V132L203 131H205L204 132V134L206 133V130H203L204 129V127H206L207 128V126H208V124L206 123L205 124V121L204 122H202V123H204L205 124V126H204V124L202 125L203 126V129H201V125H199L198 124V126L196 125L197 123ZM213 122H215L214 120H213ZM257 122V121H256ZM257 122V123H258ZM18 123H16V125L18 126ZM60 123V124H59ZM81 123H83V122H81ZM99 123H97L96 125H97V127H98V132H99V127H101V126H99L100 124ZM103 123V122H102ZM113 123V124H114ZM116 123H115V125H116ZM144 123H146V124H144ZM170 123V122H169ZM186 123V122H185ZM185 123H184V125H185ZM199 123V122H198ZM202 123H200V124H202ZM11 124V123H10ZM12 124H13V122H12ZM15 124V123H14ZM46 124V125H47ZM89 124V123H88ZM88 124H87V126H88ZM125 124V123H124ZM158 124V125H157ZM174 124H175V122H174ZM209 124V125H210ZM215 124V123H214ZM214 124H212L211 126H212V130H213V128H215L214 127ZM216 124H217V121H216ZM219 124V123H218ZM223 124V123H222ZM242 124V126L244 125L243 124V122L241 123ZM264 124V123H263ZM15 125V126H16ZM95 125V123H94V126H96ZM101 125H103V124H101ZM114 125V126H115ZM136 125H137V123H136ZM139 125V124H138ZM137 125V126H138ZM161 127H160V126ZM176 125H175V127H174V129L172 130L173 132H175L174 130H176L175 128H177L176 127ZM187 125V124H186ZM189 125V124H188ZM187 125V127L186 126H182V127H186L185 129L187 130V131H189L190 132V129L188 130L187 128L189 127ZM231 125H232V123H231ZM231 126L232 127V129H234V130H230V129H227V130H229L230 132H233V131H235L236 130V128L240 125H238L237 127L236 126ZM260 125H262V126H260ZM10 126V125H9ZM11 126H13V125H11ZM66 126H68V127H66ZM81 126H82V124H81ZM84 126H85V128H87V126H86V124L84 123ZM90 126V125H89ZM104 126V125H103ZM107 126V125H106ZM114 126H110L112 129L114 128ZM117 126V127H116ZM115 126V128L114 129H116V128H118V126H120V125H116ZM125 126V127H124ZM126 126L128 127V128H126ZM137 126L136 127H134V128H137ZM159 126V127H158ZM193 127V129L195 128V131H197L196 130V127L194 126V125H192ZM217 126V125H216ZM223 126V125H222ZM246 125H244V127L243 128H247V127H245ZM248 126H249V124H248ZM249 126V127H250ZM256 127L257 126V124L255 123L252 127ZM6 127H8V125L6 126ZM5 127V128H6ZM69 127V128H70ZM73 127H76V125H74ZM83 127V126H82ZM105 127V126H104ZM139 127V126H138ZM141 127V126H140ZM139 127V128H140ZM157 127L158 128H160L159 130L160 131H162V133H160V131L157 129ZM167 127L169 128V129H167ZM181 127V128H182ZM198 127V128H199ZM210 127V126H209ZM221 127V126H220ZM230 127V126H229ZM248 127V131H249V129L250 130H254V131H256L255 130V128H253V129H251V128H249ZM260 127H261V129H260ZM263 127V128H262ZM2 128V129H3ZM9 128V127H8ZM8 128L6 129L7 131H8ZM13 128V127H12ZM11 128V129H12ZM59 128V127H58ZM57 128V129H58ZM77 129H75L76 130V132L75 133H77L78 131L79 132H81L80 130H78V129H80L79 127H78V125H77V127H76ZM84 128V127H83ZM89 128V127H88ZM87 128V129H88ZM91 128V127H90ZM92 128H94V127H92ZM102 128V127H101ZM106 128H109L108 126L106 127ZM120 128H119V130H120ZM124 128V129H123ZM142 128V127H141ZM141 128H140V130H141ZM154 128H156V131H154ZM191 128V132H194V130ZM211 128V127H210ZM209 128V129H210ZM240 128H241V125H240ZM239 128V130H242L243 128H241L240 129ZM10 129V130H11ZM14 130H16V128L14 127L13 128ZM19 129V128H18ZM17 129V130H18ZM52 129V130H51ZM71 130L73 129V128H70ZM113 129V130H114ZM128 129V130H127ZM167 129V132L165 131ZM184 128L183 129H179L181 132H182V130H184V132L183 133H185V130ZM209 129H208V131H207V133L209 132ZM218 129H219V126H218ZM217 129V130H218ZM222 129H223V127L221 128V130L219 131V132H221L222 131ZM224 129H226V128H224ZM223 129V130H224ZM260 129V130H259ZM5 130V133L7 132ZM13 130V131H14ZM70 130V131H71ZM82 130V129H81ZM97 130V128L95 127V130L94 131H96ZM101 130H104V132H105V129H101ZM111 129L109 128V131H108V134H110V131ZM112 130V134H111V136H106V135H108L107 133H106V137L107 138H109V137H112V135H114L113 134V132L115 133V131H113ZM121 130V131H122ZM134 130H136L137 131V129H134ZM144 130V129H143ZM245 131L244 129L242 130V131H240L241 133L242 132H245L244 133V135H247V136H249L248 135V133L250 134L252 131H250V132H248V131ZM4 131V130H3ZM47 131V132H48ZM58 131V133H60ZM69 131V132H70ZM93 131V132H94ZM122 131V132H123ZM132 131V130H131ZM145 131H143V132H145ZM177 131H178V129H177ZM214 131H215V129H214ZM214 131H211V129H210V132H212V134H213V136L215 135L216 136V134L217 133H213ZM237 132H236V134L238 135V136H241L242 134L240 133L239 134V131H238V129L236 130ZM253 131V132H254ZM0 132H2L1 131V129H0ZM12 132V131H11ZM46 132V133H47ZM63 132V131H62ZM73 132H74V129H73ZM73 132H70V135H71V133H72V137L71 138H73L74 136H75V133H73ZM83 132V131H82ZM88 132V131H87ZM102 132V131H101ZM100 132V133H101ZM103 132V133H104ZM121 132V133H122ZM133 132V131H132ZM140 132V131H139ZM138 132V133H139ZM146 132L144 133V137H145V134H146ZM150 132V133H149ZM157 132H158V134H157ZM163 132H165L164 134L166 135V136H164V135H162L163 134ZM179 132V131H178ZM209 132V133H210ZM218 132V131H217ZM223 132V133H222ZM221 133H222V135H224V137L221 135V136H219V138L220 139H218V138H216L215 136L214 137H212V135H211V133L209 134V138H213V139H216V141L217 142H219L220 141V143L218 144L217 142H216V144H218L219 145V147L218 146H216L217 148H216V150H217V154H219L218 152H221L220 153V155H221V157H219L218 159L221 161V164L220 165H218L219 164V161H217V160H215V162H216V164H214V163H210V162H212L213 161V158H210L209 156L207 157L208 159H210V162L209 161H207L206 159H205V157H204V159H203V156H200V158L198 159V160H196V161H194V162H191V163H189V159H188V156L190 155V153H188V156L185 154V152H186V150L187 149H185L184 148V146H183V148H182V145H181V148L182 149H180V150H178V147H177V150H174V152L172 153L171 151V154H172V156L170 155L169 157H171L173 160H174V158H175V160L174 161H176L177 159L176 158H178V159H180V157H181V160L185 157H187L186 159H183V161H185V162H183V161H181V160H178V162H180L181 161V163H179L178 164V162H176L178 165L177 166H179V167H181V168H183L182 169V173H184V177L185 178H187L189 175H191L190 177H188L187 179H185L184 177H182V178H184L183 180L181 179V181L182 182H180L183 186H182V188H181V184L180 183H178L177 182V179H178V177L179 178H181L180 177V175L179 176H177L178 174V170L175 172V169H173V171H172V168L175 166L176 167V165H173V164H176L175 162L174 163H172V167H168V166H171V161H173V160H171L170 161V163L168 162L169 161V158L167 159V163H165L164 165H162V166H164L163 168L164 169H162V168H160L159 166V168L160 169H162L163 171L165 170V168H166V164H167V168H169V170L167 169L166 171L167 172H163L162 170V172L163 173H161V171L160 170H157V168H154V170H152L153 172L154 171H156V172H160V173H156V172H154L153 174V178L150 180V179H147L146 180V182H148V181H150L149 183H148V186L150 187V189L152 188L153 189V198H154V200H155V202H151L152 204L154 203V205L156 206V209H158L159 208V211H161L164 207H165V209H166V207H167V209L165 210V209H163L161 212H162V214L163 215H161L162 216V218H161V216H160V218H158V216L157 215H155V217L157 216V218H155L154 216H153V214H152V212L150 211V209L146 212L148 215L147 216H145L146 214H145V212H144V209H146V208H144V207H146V204H145V202H143V203H141L142 202V200H143V198H146V197H148V199H149V197L151 198L152 197V195H149L150 193L152 194V192H150L151 190H149V192H148V194H146V193H144V191H142V190H145L146 191V189L145 188H148L146 185L147 184H144L145 185V188L144 187H140V188H138V186H140V185H136V184H134V185H136L137 187H134V186H132L131 188H132V190H134V188H135V190H136V188H137V191H140L139 189H141V191L144 193V194H142V193H140V195H138V196H132L133 194H131V199L130 200H128L129 202H131V201H134V200H139V201H141L140 203L141 204H143V205H140L141 207V209L139 208V206H137V207H135V208H133L132 206H136L135 205V202L133 203V202H131V204L127 201V203L125 202V203H123L122 205H121V203L122 202H124V201H122V199H121V201H120V199H119V201H118V203H120L119 205H121V210H120V212H124V210H126V208L124 209V207L126 206L127 208H129L130 206V208L133 210H137L138 208V210L136 211V213L137 212H139V211H141L142 212V214H139V213H141V212H139V213H134L135 211H131L130 210V208L129 209H127V211H125L124 213L122 212V213H119V217H117V219L119 220L118 222H120L121 224L124 222V224H127V225H125L124 226V224H122V226H124L123 228H121V229H124V231H126L127 229H128V227H129V225L130 226H134V227H130L131 228V232H137V234L136 233H134L135 234V236H134V238H133V236H132V234L133 233H131V232H129L128 230V232H126V233H124L123 232V230L121 231V235H119V230H121L120 229V227H122V226H119V229L118 230H116L117 229V226L118 225H120V224H118V225H116L115 227L116 228H114V226H113V229H112V232H116L115 233V235L114 234H112V236H110V238H113V240L112 239H109V240H111L110 242L112 243H110L109 241H107V239H108V236H106L109 232L108 231H110V230H108V226H109V224L111 225V226H109V228L111 227L112 228V225L113 224H111L110 223V221L108 222V220L110 219V220H112V218H113V213H114V211H112L111 212V210H108V211H110V212H108V214L106 213V214H104L103 213V215L101 216V217H103V218H101L100 216H98L97 214H98V212L96 211L97 210V208L95 207V206H91V207H88V210L87 209H85V206H84V209H85V211H83L84 209H82L81 211H83V215H84V213L85 212H87V211H89V213H85L86 215H84V216H87V214H89L87 217L90 219L91 217H90V214H92L93 212L95 213V216H97V217H93L94 219H95V221H96V223H98L99 221V225L101 226V222H104V224H102V231H100V234L101 233H104L105 234V238H106V240L105 241H103L102 239L103 238H98V236H97V234L95 235V227H99L100 228V226L97 224V225H95L96 223H94V230L92 229V227H91V225L89 226L88 225V223H87V225H88V227L85 229V227H84V231H86V232H84L83 231V233L82 232H78L79 234H83L84 235V233L85 234H88V233H90L89 232V230L91 231H93V234H91L92 236H96V241H93L92 239H93V237L91 236V240L93 241V242H95L96 244H99V240H100V243H101V245H102V243L103 244H107L108 243V245H104V251H102V249H103V245H102V247L100 246V245H98L97 247H96V244L94 245V244H92L91 242V240H90V237L88 236V235H86L87 237H89L88 239H87V241H88V243H90L91 245H89V247L88 248H86L85 246H86V244L84 245V247H82V245H81V248H83V250H84V248H86V251L89 249L90 251H92V253H90L91 254V256L92 255H94L93 253H95V255H97L95 258L93 257L92 258V260L90 259V261H88L87 262V259H89V258H86L85 259V257L87 256V254H85V253H83V255H84V257H80V256H83L82 254H80V252H82V251H80V252H77L76 251V249H75V254H72V252H74V251H71V249L73 250V247L75 246V244H73V247H70L69 248V242L71 243V240H70V238L68 239V237H67V235H66V229L65 228H67V226L64 224L65 222L64 221H66V220H70V217H67V218H69V219H67L66 218V215L65 214H69L70 212H68L69 210H72L71 209V207H74V208H79V207H81V206H76L77 204H78V202L76 203V205H73V204H71L70 203V205L69 206H71V205H73V206H71V207H69L68 206V204H67V206L70 208H68L67 206H66V204H65V207L66 208H64V209H66L65 211V214H64V209H63V211H61L62 210V208L64 207L63 205H62V203L64 202H62V201H60L59 202V200H61L63 197H61V196H65V194H64V192L62 191V190H60V191H62V193H60V197H59V195H58V197H59V200H57V202L54 200V193L53 192H51V193H49L50 191L49 190H51V191H54V190H52V189H50V187H53L51 184L53 183V181L52 182H49V183H47L46 182V185H45V181H48L42 174L40 175V173H37V171L35 170V169H37L38 170V166L40 165V162H38L37 163V161H40V160H42L43 161V163L45 164V166H43V168H45L46 166H47V164L45 163L46 161H44V158L47 156V158L48 159H50L51 158V161L53 162V164H54V159H55V157H56V162H59V160L60 159H62V158H60V156L58 155V154H60L61 153V149H56V151L54 150V144L56 143L55 141L57 140V135L55 134V133H53L52 135L54 136L53 138H55L52 142H53V144L51 145V146H49V147H46L47 149H50V147H51V149H52V147H53V149L50 151V150H48L49 152H51V157H50V153H49V155H46L45 157H43L42 156V153L44 154V153H46L47 152V149H45L42 153H41V151L45 148V147H42L43 149H41V148H39V146H37L36 145V147L37 148H35V147H32L33 149L35 148V150H33L32 149V151L30 150L29 151V154H27V155H24V152H20L24 147H25V150H27V148L28 147H30V148H28V149H31V146H29L30 145V141L28 140L29 138H27L26 139V137L24 138V139H26V145H25V143H24V139H23V141H22V143H24V145L23 144H21L20 142H19V144H20V147H18L16 144H18V142H16V140H17V138L16 137H18V136H16L15 137V134L14 133H16V132H14L13 133V136H12V134L8 131L5 135L3 134L2 136V139L4 138V140L6 141V142H4L5 144L0 148V212H2V214L0 215V217H2V216H5L4 215V213L6 214L7 212V214H6V216L8 217V216H10L11 215V213H9V210L11 209V207H12V209L10 210L12 213H16L17 212V214H15L16 216L15 217H18L17 215L19 214V212H20V214L19 215H21L22 214V216L23 215H25L24 214V212L25 211H27L28 210V208H26V207H23V205H18L17 203H19V202H17L16 204L15 203H12V200L14 199V198H12L11 196H13V197H15L16 196V194H15V191H16V188L18 189V187H15L14 186V183H19L18 185L19 186H22L23 188H25L26 186H24V181H26V179L29 181V183H31L30 182V180L31 179H29V176H30V178H31V175H33V172H34V170L36 171L34 174H35V176L34 177H36L37 175H39V176H42V177H44V179H46V180H44L43 179V183L41 182V184H39V186L41 185V187L43 188H40L39 186V188H40V191L41 190H43V191H39L38 192V190L39 189H36V187L35 186H33V188H32V183L29 185V183L26 181V184L28 183V185H29V187H27V190H26V188L25 189H21L20 191H19V193H23L24 191L26 192V191H28V190H31L32 189V191H33V193H32V191H30V193L31 194H33V195H31V197L32 196H34V197H36V198H40V197H42V198H44L42 195H44L45 193V191L44 190H47V194H49L50 195V197H54V198H49V199H51L52 200V203H53V200L56 202V204H55V202L53 203L55 206H53V204L51 205V206H53L54 208H56L54 211L51 209V211H49V210H47L49 207H48V205L45 207L46 209L44 210V211H49L50 212V214H52V211L54 212L53 213V215H55V213L57 214V213H59V215H60V213H62V217L65 215V218H66V220H64V221H62V219H60L61 221H62V223H61V225H65V226H63V227H65L64 229H65V231L66 232H64V231H62L61 229L63 228H61L59 225H58V227H57V229L58 228H60L59 230L61 231V232H64L63 234L64 235H66V238H65V240H67L68 239V241L66 242V245H67V243H68V246H66V248L64 247V245H65V243H64V245H62L63 244V242H61L62 244V246L64 247L63 249H65L66 251L65 252H62V250H58V249H61V248H59L58 247V249L57 250H55V252L54 253H50V251L51 250H48V248H45L46 246H48V245H44V243L42 244V245H44V246H42V245H40L41 243V241H43L42 240V235H45V234H42L41 235V233H38V231L37 230H41V231H39V232H42V230L44 229V227H46L45 225H44V223L48 220V218L46 219V216L43 214V217L45 216V219H43V217H42V219L44 220H42L43 221V225H41L42 226V229H39V228H41L40 227V225H38V229H36V234H40V244L39 243H37L36 242V244H39V245H36V251L38 250V248H39V251H44L43 252V259H46V260H51L53 263H50V264H264V164H260V160H259V156H260V159H261V157H262V159H264V157L262 156V155H260V153H259V156H257L256 155V153H255V151L256 150H258V149H255V148H252V150H250V149H248V148H251L250 147V143H251V146H252V142L253 141H251L250 142V140H249V137L251 136H249L248 138H247V140H248V142H250L249 144H247V140L246 139H243V137H245L246 138V136H241V137H237V135L236 134H234L235 132H233V134L232 133H230V132H227L226 130H225V132L224 131H222ZM248 132V133H247ZM263 132V133H262ZM10 133V134H9ZM21 133V134H22ZM28 135H27V134ZM34 133V134H35ZM52 133V132H51ZM97 133V132H96ZM102 133V134H103ZM116 133H119L118 132V130L116 129ZM130 134H131V132H129ZM134 133V132H133ZM132 133V134H133ZM135 133H137V132H135ZM134 133V134H135ZM149 133V134H148ZM177 133V132H176ZM180 133V132H179ZM178 133V134H179ZM225 133H228L229 135H225ZM256 133V132H255ZM17 134V133H16ZM61 134V133H60ZM59 134V135H60ZM73 134H74V136H73ZM86 134V133H85ZM84 134V135H85ZM102 134H100L101 136L100 137H102L103 136V141L102 142H104L105 140H107V138L106 137H104V134L102 135ZM140 134H142V132L140 133ZM159 134H161L160 136H161V138H160V136H158ZM190 134V133H189ZM208 134H207V137H208ZM253 135H254V133H252ZM9 135H11V136H9ZM98 135L99 134H97V135H94V136H96V139L95 140H97L99 137H98ZM123 135L125 136V134H124V132H123ZM122 135V136H123ZM139 135V134H138ZM184 135H187V137L185 136H183V134H182V136H183V138H185V139H187V138H189L187 141L190 143V141H191V139L193 140V138L191 137V136H189L188 135V132H186ZM202 135H203V133H202ZM206 135V134H205ZM252 135V136H253ZM258 135H256V136H258ZM19 136V137H20ZM30 136V135H29ZM36 136V135H35ZM57 136V137H56ZM88 136V135H87ZM94 136H93V138H94ZM117 136H121V135H117ZM116 136V137H117ZM121 136V137H122ZM128 136V135H127ZM130 136V135H129ZM132 136V135H131ZM139 136H141V135H139ZM143 136V135H142ZM141 136V137H142ZM232 136V137H234V136H236L237 138H240V139H242L241 141H239V142H236V144H240L241 142H242V144H240V145H243L240 149L242 150V148H243V150H242V152L238 149V150H236V144H233V142L237 139V138H233V140L234 141H232L231 139V141H232V145L231 144H227V142H225L226 144H223L224 142V140H228V138H230V137ZM41 137V136H40ZM44 136H42L41 138H43ZM52 137V136H51ZM60 137V136H59ZM58 137V138H59ZM82 137V136H81ZM98 137V138H97ZM116 137H114V139H117ZM143 137V138H144ZM149 138V139H151L150 141L152 142V139L153 138ZM202 137H204V136H202ZM202 137H200V139L202 138ZM226 137V138H225ZM12 139V141H11V139ZM21 138H19L17 141H21ZM86 138V137H85ZM106 138V139H105ZM123 138V137H122ZM156 138H160L159 140L158 139H156ZM209 138H206V139H208L209 140ZM211 138V139H212ZM225 138V139H224ZM251 138V137H250ZM34 139V138H33ZM61 139V138H60ZM59 139V140H60ZM66 139V138H65ZM87 139V138H86ZM100 139V138H99ZM98 139V140H99ZM112 140H114L113 138H111ZM118 139H120V140H122L121 138H118ZM117 139V140H118ZM148 139V138H147ZM149 139H148V141H149ZM162 139V140H161ZM209 140V142H211V143H214L215 144V142H213L212 140ZM8 140V141H7ZM13 140H15V141H13ZM48 140V139H47ZM51 139H49V141H50ZM67 140V139H66ZM73 139H71V141H72ZM84 140V139H83ZM92 140V139H91ZM229 140V141H230ZM239 140V139H238ZM58 141V140H57ZM63 141V140H62ZM61 141V142H62ZM70 141V142H71ZM76 141V140H75ZM132 141V140H131ZM186 140L183 142V143H185V142H187ZM199 141V140H198ZM222 141V142H221ZM237 141V140H236ZM246 141V142H245ZM0 142H1V140H0ZM11 143V142H15L14 144L16 145H13V143H11L12 144V147L9 145V143ZM34 142H36V139H35V141ZM34 142H32V144L34 143ZM69 142V141H68ZM67 142V145L66 144H63V145H65V148H66V146H69L68 144H70V143H68ZM90 142V141H89ZM88 142V143H89ZM98 142H101V139L99 140V141H94V142H92L93 144H91V145H94L93 147H96V146H102L101 145V143H98ZM120 142V141H119ZM118 142V143H119ZM121 142H123V140L121 141ZM193 142V141H192ZM201 142H202V139H201ZM243 142H245V143H243ZM27 143L29 144L28 145V147H27ZM84 143V142H83ZM105 143V142H104ZM114 143H116V141L114 142ZM161 143V142H160ZM169 143V142H168ZM195 143V142H194ZM199 143H200V141H199ZM210 143V144H211ZM225 146L226 145V147L227 148H229V147H232L233 145H236V146H234V148H235V150H234V152H235V155L233 154V153H231V155L233 154L234 156H231L230 154V156L232 157V158H234L238 153L237 152H239V156L236 158L235 157V159L230 163L229 161V163H227V161H226V163L224 162V159L226 158V157H228V156H225V155H227V154H225V153H227V149L222 145V144ZM235 143V142H234ZM255 143V142H254ZM258 143V142H257ZM260 143V145H258V146H260V148H261V144H263L264 145V142H263V140H262V142H259ZM2 144H3V142H2ZM18 144V145H19ZM35 144H37V143H34V145ZM42 144H44V143H42ZM47 144V143H46ZM49 144V143H48ZM47 144V145H48ZM57 145L59 144V141L56 143ZM96 144V145H95ZM141 144V143H140ZM139 144V145H140ZM190 144H192V143H190ZM201 144V143H200ZM214 144H211V145H214ZM23 145V146H22ZM34 145H32V146H34ZM40 145H41V143H40ZM50 145V144H49ZM57 145H55L56 147H57ZM60 145V144H59ZM74 145V144H73ZM83 145V144H82ZM104 145V144H103ZM162 145V146H163ZM184 145V144H183ZM196 145H198L197 147H201L197 142H196V144H195V147H196ZM210 145V147H212ZM227 145H230V146H227ZM245 145H249L248 147H244ZM255 145V144H254ZM254 145H253V147H254ZM262 145V147H263V149H261V150H264V146ZM10 146V147H9ZM14 146V147H13ZM43 146V145H42ZM77 146V145H76ZM90 146V145H89ZM98 146V147H99ZM161 146V147H162ZM185 146H187L188 147V145H187V143H185ZM220 146H222V147H220ZM257 146V145H256ZM255 146V147H256ZM6 147V148H5ZM18 147V148H17ZM27 147V148H26ZM70 147H72L71 146V144H70ZM85 147V146H84ZM98 147H96V148H98ZM103 147V146H102ZM101 147V148H102ZM134 147H135V145H134ZM193 147H194V145H193ZM194 147V148H195ZM196 147V148H197ZM213 147H215V146H213ZM212 147V148H213ZM15 148H17V149H19V151L17 150V149H15ZM20 148H21V150H20ZM58 148V147H57ZM63 148H64V146H63ZM63 148H62V153L61 154H65L66 155V153H64L63 151ZM74 148H76V147H74ZM100 148V147H99ZM189 148H190V145H189ZM202 148V147H201ZM200 148V149H201ZM226 150H225V149ZM260 148H259V150H260ZM15 151H14V150ZM41 149V150H40ZM72 149V148H71ZM199 148H197V150H198ZM198 150V153H200L199 151H201V150ZM231 149V150H230ZM229 149V152L230 151H233L232 150V148H230ZM255 149V150H254ZM18 152H17V151ZM36 150L38 151L37 152V154H34V153H36ZM58 150H60V151H58ZM83 150V149H82ZM138 150V149H137ZM183 150L185 151V152H183ZM195 150V149H194ZM221 150V151H220ZM24 151V150H23ZM34 151V152H33ZM56 153H55V152ZM66 151V150H65ZM68 151V150H67ZM183 153H182V152ZM191 151V150H190ZM190 151H188V152H190ZM203 151V150H202ZM201 151V152H202ZM211 148H210V153H211ZM31 152H33V154H31ZM52 152H54L55 154H57L56 156L54 155V153H53V156H52ZM60 152V153H59ZM69 153V155H66V156H70V152H71V150L70 151H68ZM75 152V151H74ZM73 152V153H74ZM84 152V151H83ZM177 152V153H176ZM197 152V151H196ZM213 152V151H212ZM214 152H215V149H214ZM258 152V151H257ZM23 153V155H20V154H22ZM26 153H28V152H26L25 151V154ZM40 153V154H39ZM48 153V152H47ZM46 153V154H47ZM77 153H78V151H77ZM80 153V152H79ZM180 153V154H179ZM197 153V154H198ZM262 154H263V152H261ZM15 154V155H14ZM16 154H17V157H18V155L22 158H27L28 157V159L30 158L29 157V155L31 156V158L30 159H32V162L33 163H35L36 165L38 164V166H36L35 164L33 165V167H32V164L30 165V167L32 168V171H31V169L29 168V169H27V167H25L24 166V163L26 162H24V159L22 160L21 159V161L19 162V158L16 160ZM60 154V155H61ZM83 154V153H82ZM173 154H175V155H173ZM176 154H178V155H176ZM184 156L183 158H182V155ZM185 154V155H184ZM215 154V153H214ZM225 154V155H224ZM37 157H36V156ZM72 155V154H71ZM78 155V154H77ZM77 155H75L76 157H77ZM86 154H84V156H85ZM181 155V156H180ZM198 155H200V154H198ZM201 155H203V154H201ZM210 155V154H209ZM213 155V154H212ZM212 155H210L211 157H214L215 158V155L214 156H212ZM256 155V157L258 158V160H256V157H255V162L256 161H258V163L256 162H253V157ZM32 156L34 157V158H38L37 160L36 159H34V158H32ZM41 156V157H40ZM73 156V155H72ZM80 156V155H79ZM39 157L41 158V159H39ZM53 157V158H52ZM63 157V156H62ZM82 157H83V155H82ZM230 157V158H231ZM59 158V160H57ZM79 159H81L80 157H78ZM224 158V159H223ZM16 161H15V160ZM30 159H29V161H28V164H29V162H30ZM68 159H69V157H68ZM74 159V158H73ZM78 159V160H79ZM192 159V158H191ZM194 159V158H193ZM215 159H217V158H215ZM227 159V158H226ZM261 159V160H262ZM26 160V159H25ZM35 160V161H34ZM45 160H47L46 158H45ZM54 160V161H53ZM63 160V159H62ZM13 161H15L14 163H13ZM23 161V162H22ZM61 161V160H60ZM70 161H72L73 162V160H70ZM231 161V160H230ZM48 162H49V170H50V167L53 165L52 163H51V165H50V161L48 160ZM47 162V163H48ZM55 162V163H56ZM69 162V161H68ZM72 162H69V163H71L70 165H74L75 164V162L72 164ZM91 162H92V166L90 167V166H88V164L90 163L91 164ZM89 161V163L86 161L85 162V170H83L84 168H82V175L86 178L87 177V179H89L88 178V176L89 175H87L86 174V170L87 171H90V168H92V170L94 169V166H93V161ZM224 162V163H223ZM264 162V161H263ZM17 163H22V164H18L17 165ZM61 163H62V161H61ZM88 163V164H87ZM13 164H14V166H13ZM16 164V165H15ZM28 164L26 163V166H28ZM58 164V163H57ZM56 164V165H57ZM86 164H87V166H88V168H86ZM114 164V163H113ZM183 164V165H182ZM22 165V166H21ZM56 165L54 164V166L53 167H56ZM112 165V164H111ZM190 165V166H189ZM16 166L18 167V168H20V169H23V168H26L27 170H29V171H27L26 169H24L23 171L25 172V170L30 174L31 173V175H28L27 174V176L25 175L26 174V172H25V174H24V172H23V174H24V177H20V176H23V174L21 175L19 172H20V169H18V168H16ZM41 166V167H42ZM109 164H108V168H109ZM113 166H115V165H113ZM23 167V168H22ZM117 167H118V169H117ZM174 167V168H175ZM190 168L191 170H189L188 168ZM13 168V169H12ZM14 168H16V169H18L17 170V172L18 173H16V170H14ZM42 168V169H43ZM47 168V167H46ZM61 168V167H60ZM193 168V169H192ZM53 169H57V168H53ZM53 169L51 170V171H53ZM58 169H59V167H58ZM111 169V168H110ZM116 169V170H115ZM115 173H111V172H109L108 171V173H111V175L112 176H110V174H108L110 177V181H109V183L111 182V179H112V181L114 180V177H113V174H115L116 175V177H117V175H119L117 172L119 171V173H120V175H122V178H123V176H125V173H127L128 172V170H126V168L125 169H123L124 170V172L122 173V172H120V171H122L120 168H119V166L117 165V166H115ZM156 169V170H155ZM171 169V170H170ZM176 169H177V167H176ZM180 169V168H179ZM186 169H188L189 170V172H187V174L185 173L186 171H188V170H186ZM44 170V169H43ZM109 170V169H108ZM13 171V172H12ZM22 171V170H21ZM31 171V172H30ZM39 171V170H38ZM62 171V170H61ZM94 171H95V169H94ZM113 171V170H112ZM171 173H170V172ZM190 171L192 172V173H190ZM194 171V172H193ZM15 172V173H14ZM45 172H47L46 171V169H45ZM56 172V171H55ZM98 172V171H97ZM179 172H180V170H179ZM14 175H13V174ZM37 173V174H36ZM52 174H53V172H51ZM51 173L50 174H48V175H51ZM87 173H91V171L90 172H87ZM99 174H100V172H98ZM97 173V174H98ZM105 173H106V171H105ZM117 173V174H116ZM133 173V172H132ZM131 173V174H132ZM168 173V174H167ZM174 173H176V174H174ZM190 173V174H189ZM60 174V172H57V174H55V176L53 175L51 178L53 179L54 177L55 178H57L58 179V177H56V176H60L59 175ZM75 174V175H74ZM72 173V175H74V176H76V174H77V178L76 177H72L73 178V182H74V180L76 179V180H78V181H81V183L84 181H82L81 179H79V177H81L82 175H80L81 173ZM86 174V175H85ZM98 174V175H99ZM107 174V173H106ZM163 174V177H164V175L166 176L167 175V178L169 177V180H165L164 178H163V180L164 181H162L161 179V175ZM176 175L177 177L175 178V176H173L175 179H176V181H174L175 183H174V185H173V182H170V181H172L173 179L171 178V175ZM193 174V175H192ZM70 175V174H69ZM78 175H79V177H78ZM92 176H93V172H92V174H91ZM105 175V174H104ZM114 175V176H115ZM126 175H128V174H126ZM170 175V176H169ZM187 177H186V176ZM14 176H15V178H14ZM26 176V177H25ZM66 176V175H65ZM95 176V175H94ZM151 176H152V174H151ZM38 177V176H37ZM61 177V176H60ZM71 177V176H70ZM90 178H91V176H89ZM99 177H101V176H99ZM102 177H103V175H102ZM105 177V176H104ZM103 177V178H104ZM108 177V176H107ZM129 176H126L123 180L125 181V179L126 178H128ZM22 179V180H19V182H15V179H16V181H18V179ZM23 178H24V181H23ZM39 178H41V177H39ZM38 178V179H39ZM55 178H54V180H55ZM62 178V177H61ZM61 178H59L60 179V181L62 182V180H63V182L61 183V186H62V184L64 183V179H62L61 180ZM93 178V177H92ZM91 178V179H92ZM118 178V177H117ZM140 178H141V176H140ZM150 178V177H149ZM171 178V179H170ZM192 178V179H191ZM33 179H35V178H33ZM56 179V180H57ZM59 179L56 181H54V182H57V183H55L56 185L58 184V181H59ZM70 179V178H69ZM90 179V180H91ZM94 179H97V178H95L94 177ZM98 179H100V178H98ZM106 180H107V178H105ZM121 179V178H120ZM12 180H14V182L13 183H11V181ZM71 180V179H70ZM90 180H87V181H90ZM102 180V179H101ZM100 180V181H101ZM116 180H118V179H116ZM122 180V181H123ZM128 180H129V178L128 179H126V183H124V181L121 183L122 185H123V183H124V185L123 186H125V184H126V186L129 184L128 183ZM179 180V179H178ZM22 181V182H21ZM35 181H37V179L35 180ZM69 181V180H68ZM67 181V184L68 183H70L71 181H69L68 182ZM86 181V180H85ZM84 181V182H85ZM87 181H86V183H87ZM94 181V180H93ZM104 182H106L105 180H103ZM162 181V182H161ZM165 181H168V182H170V183H168V182H166V183H168L167 185H165L166 183H165ZM32 182H33V180H32ZM38 182V181H37ZM92 182V181H91ZM96 182H97V180H95V182H94V184H96ZM98 182H99V180H98ZM119 182V181H118ZM118 182H117V184H114V186H116L117 188H118V186L117 185H121L120 183L118 184ZM121 182V181H120ZM129 182H130V180H129ZM133 182V181H132ZM162 184H161V183ZM39 183V182H38ZM66 183V182H65ZM64 183V184H65ZM79 183V182H78ZM77 183V184H78ZM86 183H85V185H86ZM89 183V182H88ZM87 183V184H88ZM102 183V182H101ZM111 183H113V182H111ZM164 183V184H163ZM180 185V189H179V186H178V184ZM15 184V185H16ZM25 184V185H26ZM44 184V185H43ZM50 184V187L48 188V187H45V186H48ZM67 184H65V189H64V191L65 190H67V187H66V185ZM90 184V183H89ZM98 184V183H97ZM133 184V183H132ZM172 184V185H171ZM27 185V186H28ZM37 185V184H36ZM54 185V184H53ZM56 185H54V186H56ZM93 185V184H92ZM91 185V186H92ZM112 185V184H111ZM110 185V190L113 188V190L115 189L114 187H112ZM160 185V186H159ZM163 185H165L166 186V188L164 187V188H161ZM58 186V185H57ZM59 186H60V184H59ZM62 186V188H64ZM77 186H80V184H78ZM171 186H173V187H171ZM175 186V187H174ZM35 187V188H34ZM75 187V186H74ZM82 187H83V185H82ZM112 187V188H111ZM121 187V186H120ZM167 187H169V190L171 191V194L169 195V197H168V195H167V193H168V188ZM171 187V188H170ZM178 187V188H177ZM30 188V189H29ZM47 188V189H46ZM58 188H60V187H58ZM77 189H79V187H76ZM88 188H90L89 186H88ZM173 188H174V190H177V192L175 193V191H173ZM34 189L36 190L35 192H38V194H39V196L37 195H35L34 194ZM49 189V190H48ZM61 189V188H60ZM77 189H75L76 191H77ZM81 189L83 190V191H85V190H87V186L85 187V188H80L79 189V192L77 193H75V192H73V191H71V192H73V194L75 193V194H79L80 192H81ZM91 189V188H90ZM94 189V186L92 187V190ZM158 189H161V191L160 190H158ZM165 189L167 190V191H165ZM72 190H74V189H72ZM74 190V191H75ZM109 190V191H110ZM112 190V191H113ZM131 190V189H130ZM157 190V191H156ZM162 190H164L163 192H162ZM108 191V195L107 196H112V193H113V195L115 196V193L116 192H112V193H110ZM137 191H135V192H137ZM169 191V192H170ZM24 192V194H26ZM66 192V191H65ZM103 192H105V191H103ZM133 192V191H132ZM159 193V194H161L162 195V198H167V201H165V200H162V201H164V202H167V203H164V202H162V204H163V206L165 205V204H168V202H169V204H168V206H160L161 204H160V202H161V200H160V198H159V196H157L156 195V197L154 196L155 195V193ZM160 192H162V193H160ZM166 194H165V193ZM42 193V194H41ZM53 193V194H52ZM107 193V192H106ZM175 193V194H174ZM53 196H52V195ZM55 194H59V190L57 191V193H55ZM63 194V195H62ZM74 194V195H75ZM163 194H165L164 196H163ZM172 194H174V195H172ZM22 195V194H21ZM20 195V196H21ZM27 195V198L25 197V195H24V197H23V195H22V199L24 200V199H26V202L27 203H29V204H31L30 202H32V206L34 205V206H38V204H36L34 201H35V199H33V198H29V196H30V194H26ZM29 195V196H28ZM46 195V194H45ZM48 195V196H49ZM69 195H70V193H69ZM144 195V196H143ZM147 195V196H146ZM149 195V196H148ZM176 195V196H175ZM19 196V197H20ZM47 195H46V197H48ZM56 196V195H55ZM104 197H105V194L103 195ZM111 196H110V198H111ZM118 197H120V195H117ZM116 196V197H117ZM143 196V198L141 199V197ZM171 196H173V197H171ZM70 197V196H69ZM73 197V196H72ZM123 197V196H122ZM121 197V198H122ZM133 197H140V198H133ZM61 198V199H60ZM71 198V197H70ZM106 198V197H105ZM109 198V197H108ZM113 198V197H112ZM111 198V199H112ZM124 198V197H123ZM27 199H28V201H27ZM29 199H30V201H29ZM45 199H47V198H45ZM48 199V200H49ZM117 199V198H116ZM134 199V200H133ZM156 199H159L160 200V202L159 201H157ZM32 200V201H31ZM51 200H49V201H47V203H50L51 202ZM70 201H71V199H69ZM154 200H151V201H154ZM169 200V201H168ZM144 201V200H143ZM157 201V202H156ZM73 202H74V204H75V201H74V199H73ZM10 203H12L11 205H10ZM38 203H40L41 204V201L40 202H38ZM47 203H45V204H47ZM61 204V207H60V209H59V207L58 206H60V205H58V204ZM136 203H138V202H136ZM157 203H158V205L159 206H157ZM13 204H15V206L17 207H19L21 210L23 209V208H25V209H27V210H24V211H21L20 209V211H17L16 209H18V207L16 208H13L14 206H13ZM39 204V205H40ZM44 204V205H45ZM51 204V203H50ZM128 204V205H127ZM44 205L43 206H39V207H41V208H39V209H37L36 207L34 208L33 207V209H34V211L36 210V211H38V210H40L41 211V214L42 213H45V212H42L43 211V209H44ZM57 205V206H56ZM124 205V206H123ZM130 205V206H129ZM31 206V205H30ZM76 206V207H75ZM123 206V207H122ZM9 208V209H6V208ZM21 207H23V208H21ZM96 209H95V208ZM143 207V208H142ZM158 207V208H157ZM4 208V209H3ZM43 208V209H42ZM82 208H83V206H82ZM87 208V207H86ZM162 208V209H161ZM6 209V210H5ZM69 209V210H68ZM80 209V208H79ZM79 209H78V212H80L79 211ZM91 209H93L92 210V213H91ZM5 210V211H4ZM14 212H13V211ZM58 210H60L61 212H59ZM68 210V211H67ZM76 210V209H75ZM75 210H73L74 212H76ZM95 210V211H94ZM106 210V211H107ZM55 211H58V212H55ZM150 211V212H149ZM167 211V212H166ZM21 212H23V213H21ZM104 212H105V210H104ZM127 212V213H126ZM128 212H132V214H130V213H128ZM160 212V213H161ZM164 212V213H163ZM166 212V213H165ZM48 213V212H47ZM71 213H72V211H71ZM80 213H82V212H80ZM94 213H93V215H94ZM100 213H102V212H100ZM100 213H99V215H100ZM109 213H111V214H109ZM117 213V212H116ZM115 213V214H116ZM26 214L28 215V213L26 212ZM36 214H37V212H36ZM38 214H40L39 213V211H38ZM49 214V213H48ZM50 214H49V217H51L52 218V216H50ZM67 214V215H68ZM74 214V213H73ZM73 214H71V215H73ZM128 214V215H127ZM136 214V215H135ZM13 215V214H12ZM34 215V214H33ZM58 215V214H57ZM70 215V216H71ZM77 215H78V217L80 216V218L79 219H82V218H84V216H82V214L81 215H79L78 213L74 216H71L72 218L73 217H77ZM112 215V216H111ZM125 215H127V216H125ZM132 215V216H131ZM133 215H134V217H133ZM145 216V218H146V220H145V218H144V216ZM152 217H154V218H152ZM6 216L3 218V219H6V220H8L9 222H8V225L7 226H3V225H5V223H6V221L4 220V221H2L4 224L2 225L1 224V226H0V235L2 236H0V238L1 239H3V237L4 236H6V235H2L1 233L3 232L2 231V229L3 230H5V228L6 229H8V231H9V228L11 227V225L14 223V224H16L15 222L16 221H18L17 222V224H19L20 222H22V220H25L24 218L25 217H27V216H24V217H22L20 220L19 219H16L15 217H14V215L13 216H10L11 218H12V220H14V218L16 219V221L14 222V221H12L11 222V224H10V221H11V219H10V217H8V218H6ZM42 216V215H41ZM81 216H82V218H81ZM105 216H107L106 217V220H105ZM142 217L143 218V220H142V218L141 219H139V217ZM14 217V218H13ZM30 216H28V219H30L29 218ZM60 216H56L55 215V218L57 219V218H59ZM77 217V218H78ZM98 217H100L99 219H98ZM108 217H110V218H108ZM115 217V216H114ZM126 217V220H127V222L125 223V221H124V218ZM131 217H132V219H131ZM2 218L0 219V221L2 220ZM71 218V219H72ZM75 218H73V219H75ZM76 218V219H77ZM86 218V217H85ZM92 218V220H94ZM108 218V219H107ZM121 218H123L122 220H121ZM28 219L26 220L27 222H28ZM39 219V218H38ZM38 219H37V221H38ZM53 219V218H52ZM55 219V220H56ZM78 219V220H79ZM87 219V218H86ZM102 219H103V221H102ZM134 219V220H133ZM153 219H155V220H153ZM158 221H157V220ZM41 220H40V222H41ZM54 220V219H53ZM83 220V219H82ZM114 220V219H113ZM139 220H141L140 221V223H138L139 222ZM150 222V225H149V222ZM36 221V220H35ZM36 221V222H37ZM57 221V220H56ZM67 221V222H68ZM73 221V222H72ZM81 221V220H80ZM84 221V220H83ZM94 221V222H95ZM115 221H117V220H115ZM115 221H114V223H115ZM151 221H153V222H151ZM1 222V223H2ZM24 222V221H23ZM22 222V223H23ZM27 222H25V224L27 223ZM31 222V223H30ZM29 222V225H28V227L29 226H31V224L33 223V225L35 226V222H34V220H32V221H30ZM58 222V221H57ZM60 222V221H59ZM70 222H72V224H70L71 226H69L68 224L70 223ZM69 223H66L67 225H68V227L69 228H71V227H73L74 228V226H76V224H75V221L74 220H71ZM88 222H89V220H88ZM91 222V221H90ZM105 222H107L108 223V226H107V224L105 223ZM112 223H113V221H111ZM118 222H116V223H118ZM129 222V223H128ZM131 222L133 223V224H131ZM145 222V223H144ZM154 222H156V223H154ZM22 223H20L19 224V226H17V228L19 229V231H20V225L22 224ZM54 223L55 222H53L52 224H53V226H56V224L57 223H55V225H54ZM73 223H74V225H73ZM81 223H82V221L80 222V225H78V227L77 228H79L80 227V229H81V227H82V225H83V223H82V225H81ZM84 223L86 224V222L84 221ZM115 223V224H116ZM16 224V225H17ZM28 224V223H27ZM45 224H47L48 225V222H46ZM51 224V225H52ZM90 224H92V223H90ZM154 224V225H153ZM16 225H12V229H10V231H9V234H11V236L12 235H14L13 237H11V239L12 238H16V239H18L17 237H16V233L15 234H12L11 232H13L14 230L13 229H16V228H13L14 226H16ZM33 225H32V227H33ZM107 227H106V226ZM148 227V228H146V226ZM8 226H9V228H8ZM21 226H24V224H22ZM27 226V225H26ZM50 226V225H49ZM126 226H128L127 228H126ZM2 227V228H1ZM3 227H5V228H3ZM20 227V228H19ZM90 227V229H88ZM105 229H104V228ZM151 229H153V232H152V230H151V232H150V228ZM30 228V227H29ZM49 228V227H48ZM69 228H67V230L69 229ZM76 227L74 228V229H77ZM126 228V229H125ZM132 228H135V231H134V229H133V231H132ZM26 228L24 227V229L23 230H25ZM46 229V228H45ZM44 229V230H45ZM49 229H53V228H49ZM55 229H56V227H55ZM55 229L54 230H51V231H49L48 233H50V232H52V231H55ZM72 229V228H71ZM87 229H88V231H87ZM101 229H98V231L99 230H101ZM104 229V230H103ZM115 229V231H113ZM144 229H147V230H144ZM12 230V231H11ZM17 230V229H16ZM23 230H21V233L22 234H24V235H26L25 234V232H23ZM35 230V229H34ZM34 230H32L33 231V233H34ZM48 230V229H47ZM46 230V231H47ZM78 231H79V229H77ZM77 230H74V231H77ZM83 230V229H82ZM81 230V231H82ZM107 230V231H106ZM6 231V230H5ZM4 231V232H5ZM18 231V230H17ZM16 231V232H17ZM29 231H31V229L29 230ZM70 233V235H71V232L73 231H70V230H68ZM92 231H91V233H92ZM96 231H97V228H96ZM105 231V232H104ZM119 231V232H118ZM4 232H3V234H4ZM45 232V231H44ZM60 232V233H61ZM107 232V233H106ZM111 232V231H110ZM124 234H123V233ZM147 232H149V233H147ZM6 233H8V232H6ZM5 233V234H6ZM21 233H20V235H21ZM26 233H29V235H30V232H26ZM32 233V234H33ZM46 233V232H45ZM55 233V232H54ZM60 233H56V234H54V235H56V237H58L59 235L58 234H60ZM78 233H75L74 235H77ZM97 233H99V232H97ZM128 233H129V235H128ZM62 234V233H61ZM73 234V233H72ZM8 235V234H7ZM19 235V236H20ZM24 235H22V236H24ZM35 235V234H34ZM46 235H47V233H46ZM83 235L81 236V235H79V236H81V238H83ZM110 235V234H109ZM114 235V236H113ZM116 235H118L119 237H117ZM122 235H124L125 237H123ZM144 235L146 236V237H144ZM147 235H149V236H147ZM17 236H18V234H17ZM33 236V235H32ZM31 236V237H32ZM50 236V238H51V236L52 235H49ZM48 236V237H49ZM73 236V235H72ZM77 237V238H80V237ZM122 236V237H121ZM7 237H9V236H7ZM9 237V238H10ZM30 237V238H31ZM35 237V236H34ZM39 237V236H38ZM42 237V238H41ZM46 237V236H45ZM53 237V236H52ZM55 237V239H52V241L54 240V241H57L56 238ZM61 237H63V236H61ZM60 237V238H61ZM75 236H73V238H74ZM84 237H85V235H84ZM86 237V238H87ZM100 237V236H99ZM102 237H104V236H102ZM129 237H131V238H133V239H135V240H133V239H129ZM142 237H143V239H149L150 238V240H148L149 241V243H147V244H145L144 245V242L142 241L143 239H142ZM147 237H149V238H147ZM23 238V237H22ZM25 238V237H24ZM33 238V237H32ZM60 238H59V240L58 241H60ZM117 238H119V240H117ZM138 238V239H137ZM0 239V240H1ZM7 238H5V240H6ZM15 239V240H16ZM28 239V238H27ZM43 239H45V240H47V238H43ZM62 239H64V238H62ZM76 239V238H75ZM94 239H95V237H94ZM129 239V240H128ZM26 240V239H25ZM29 240V239H28ZM35 240H37V239H34V242H35ZM74 240V239H73ZM115 240V241H114ZM133 240V241H132ZM137 240H139V241H137ZM7 241H8V239H7ZM10 241H12V240H9L7 243H11ZM13 241H14V239H13ZM19 241V240H18ZM18 241L16 240V241H14V242H12L11 243V245H13V247L16 245H20V243H18ZM58 241H57V243H58ZM64 241V240H63ZM75 241V243H76V240H74ZM78 241H79V239L77 240V245L79 246L80 245V243L81 242H79L78 243ZM81 241V240H80ZM87 241H85V242H87ZM89 241H91V242H89ZM107 241V242H106ZM131 241V242H130ZM15 242H17L18 244H15L14 245V243ZM20 242V241H19ZM27 242V243H26ZM25 243L27 244V245H30L31 246V244L30 243H28V241H26ZM49 242H50V240H49ZM48 242V243H49ZM73 242V241H72ZM104 242H106V243H104ZM137 242V243H136ZM143 242V243H142ZM47 242H45V244H46ZM56 243V242H55ZM83 243V242H82ZM2 244H3V247H2ZM4 244H6L5 242H4V239L3 240H1V242H0V248L1 249H3V250H1L0 251V256L1 257H3V258H7L8 256H9V254L11 253L10 251H12V255L14 254H16L17 256L16 257H18L17 258V260L20 258H23L24 256H23V253L22 252H24V251H26V248H24L23 250H21L20 251V249L19 248H21V247H19V248H17L16 246V248L18 249H13V250H16L17 251V253L18 252H20V253H22V254H17L15 251H13V250H9L8 249V247H10V245L8 244L7 246V253H6V255L4 256V254L5 253H3V252H5L4 251V247H6V246H4ZM51 244H53V243H51ZM50 244V245H51ZM71 245H72V243H71ZM70 245V246H71ZM94 245V246H93ZM41 246H42V249H41ZM90 246L92 247L91 249H90ZM23 247V246H22ZM50 247V246H49ZM52 247V246H51ZM50 247V248H51ZM56 247H57V245H56ZM68 247V248H67ZM29 248L30 247H28V252H32L33 250H29ZM43 248L45 249V250H43ZM49 248V249H50ZM53 248V247H52ZM75 248V247H74ZM77 249H78V247H76ZM99 248V252H98V250L97 249ZM107 248V249H106ZM22 249V248H21ZM32 249V248H31ZM69 249V251L67 252V250ZM80 249V248H79ZM78 249V250H79ZM49 252H48V251ZM81 250V249H80ZM107 250V252H105ZM8 251H9V253H8ZM39 251H37V253H38V255L36 254V255H34V256H37L38 258L41 256H39ZM54 250L52 249V252H53ZM64 251V250H63ZM86 251H83V252H86ZM90 251H87L88 253L90 252ZM94 251V252H93ZM96 251L98 252V253H96ZM102 251V252H101ZM35 252V251H34ZM86 252V253H87ZM104 252V253H103ZM2 253V254H1ZM47 253V254H46ZM50 253V254H49ZM63 253V254H62ZM66 253V254H65ZM67 253H69V254H67ZM78 253V254H77ZM100 253V254H99ZM24 254H25V252H24ZM27 252H26V256H27ZM34 254V253H33ZM40 254H42V253H40ZM71 254V255H70ZM77 254V255H76ZM99 254V255H98ZM13 255V256H14ZM21 255H22V257H21ZM46 255H48L47 257H46ZM66 255V256H65ZM69 256H71L70 258H69ZM76 256V257H75ZM77 256H78V258H77ZM10 257H11V255H10ZM10 257H9V259H10ZM16 257H14V258H16ZM31 257H32V255H31ZM73 257V258H72ZM87 257H89V256H87ZM99 259H98V258ZM12 258V257H11ZM51 258V259H50ZM83 258H84V260H83ZM98 260H97V259ZM106 258H108V259H106ZM0 259H2V258H0ZM4 259V260H5ZM41 259H42V257H41ZM70 259V260H69ZM7 260H8V258H7ZM7 260H5L6 261V263H8L9 264V262H11L12 264H16V262L17 261H15L14 262V260L15 259H13L12 258V260L13 261H7ZM21 260H23L24 261V258L23 259H21ZM26 261H25V263L27 262V259H25ZM1 261H3V259L1 260ZM5 261L3 262V264H6L5 263ZM44 261V260H43ZM85 261H86V263H85ZM92 261V262H91ZM19 262H20V260H19ZM33 262H35L34 260H33ZM90 262V263H89ZM10 263V264H11ZM29 263V261L27 262V264ZM31 264H33L32 262H30ZM45 264V261L44 262H41L40 261V264ZM0 264H2L1 262H0ZM20 264H24L22 261H21V263ZM34 264H36V263H34Z\"/></svg>",
	"mask_w": 264,
	"mask_h": 264
},
{
	"label": "rangeland",
	"instance_id": "obj_2",
	"mask_svg": "<svg viewBox=\"0 0 264 264\" xmlns=\"http://www.w3.org/2000/svg\"><path fill=\"white\" fill-rule=\"evenodd\" d=\"M0 1H1V2L4 1V3H5L7 6H10V4H11L12 6H11V7H8L9 10H6V11H9V12H10V11L13 10V14L15 15V17L12 15V18H14V19H13V20H10L11 18H10V17L8 18V16H9L10 13H12V12H10V13L8 12L9 15H7V13H6V11H5L6 6H5V4L3 5V3H1V5H3L2 7L5 6V8H4V9H1L2 7L0 6V11H2V13L5 11V15H6V16H4V15L0 12V13H1V16L3 15L2 20H3L4 17H7V18H8V19H5L6 24H5L4 20H3V22H2V20H0V21H1V22H0V23H1L0 26H2V24L4 23V25H3V26L1 27V29H0V30H1V33H0V34H2V32H3V33H4V34H3L4 37H3L2 35H0V37L2 36L3 38H5L4 40H2V45H1V46L3 47V48H1V49H3V50H0V56H1V57H0V63H1L0 65H1V66H2V64H4V65H3L4 67H7V66L9 67V66H11L10 68H12L13 66H15V64L12 63V62H14V61H12V59L10 60V58H13V56L19 58V56H16L17 53L15 54V53L13 52V51H15L14 47H15V48L18 47V50H17L16 52H18L19 50H20V51H22V50H24V51H29V50H31V49H30V48H31L30 46H32V49L34 48V47H33L34 44H33V45H30V44H29L30 41H29V39H28V37H27V36L30 34V32H32L31 34L34 33L35 35H39V37H37V36L35 37V39L38 38L37 41L41 40L42 37L44 38V40L42 39V44L45 43V45L49 46V47H48V51H49V48H50V50H51V48H52L53 50L55 49V48H54V47H55L54 44L57 43V41H56L57 38H56V37H57L58 32H59V31H58V28H59V27L62 28L63 26L65 27L67 24H66V25L64 24L65 21H63V19H64V18L67 19V17H69V15H68L67 13H66V14L68 15L67 17H65V16H66L65 13H61V12H63L62 10H64V8H61L62 10H61V12H59L60 7H61V6H59V5H61V3H60L59 5H58L57 3H59L58 1H60V0H57V1H56V0H50V1H49V0H46L47 2H46L45 0H43V1H42V0H33V1H32V0H22L21 3H23V1H28V2H24L26 5H25V4H22V5H21V3H20L21 6L18 4V3H19L18 1H21V0H17L16 2H18L17 4L19 5V7H20L21 10H18L19 8H18V6H17L16 4H14V5L12 4V3L14 2V0H12V2L7 1V0H0ZM30 1L32 2V4L30 3L31 5L28 7V5H29L28 3H29ZM34 1H35V2H34ZM36 1L38 2V4H35V5H36L37 7H38V5H39L38 9L40 8V11H39V10H36L37 7H35V5H34V3H37ZM40 1H41V2H40ZM100 1H103V0H100ZM154 1H156V0H154ZM224 1H226V0H224ZM8 2H9V3H8ZM16 2H14V3H16ZM45 2H46V3L49 2L48 4H50V5H52V6L54 5L55 7L53 6V7L50 8L49 6H47L48 4L45 5ZM65 2H66V3L69 2V3L73 4V3H72V0H66ZM65 2H64V3H65ZM140 2H142V0H140ZM226 2H227V1H226ZM226 2L224 3L225 6H226V7L224 8V10L227 8V6H229V7L226 9L227 12L225 11L226 14L224 13V11H223V12L221 11V10H222V6H221V10L219 9V11H218L219 13L221 12L222 14L224 13V14L226 15V16H225V15H222L221 13H220V15H219V13H218L219 16L222 15V17H221L222 19H221L218 15L216 16L217 18H214L215 15H213V17H212V15L209 16V14H207L206 12L204 13V17H203V21H202V22H204V26H203V24H202V28H203V27H204V29L207 28V31H208L209 33L207 32V33L205 34L206 31L204 30V34H203V35H204V36H203L204 38L202 37L203 39H201V41L199 42L198 46H196V45H195L196 47H195V46H191V45H194V43H192L191 41H190L191 45L188 46L189 44L187 45V43H188L189 41H188L187 43L185 42L186 45H187L186 47H188V48L191 47L190 50L188 51V52H190L189 54H193V55H191V57H189L190 55L187 54L188 57H185L184 55H181V56H180V54H178V53L176 54V53H175V55H176L175 58H177V64H176V66H177V75L179 76V75H181L182 73H183V74H182V76L177 77L179 83L176 81L177 83L174 84L175 87L173 86L174 88H172V90L169 91V95H171V96H169L170 99H168V97L164 95V94H166V93H165V90L163 89V87H164V85H165V83L163 82V81H164L163 79H165V78H162V79H161L162 81L159 82V80H160V76H159L158 74L155 75V73L152 74V75H155V76H159V79H158V77H157V79H158V82L160 83V91H161V89H162V92L164 93L163 95H164L168 100H167V99H164V101H165L164 104L167 105V107H166L163 103L160 104V103L158 102V104H160V105H164L165 107L163 108V106L161 107L160 105H159V106H157V105H156V106L153 105V106H155V107H157V108H154V107L152 106L154 110H153L151 107H150L149 109L152 110V111H151V114H152L153 111H155V109H158V107H161V109L158 110V113H155V112L157 111V110H156V111L154 112L155 114H152V115H157V114L159 115V114H160L159 112L162 111V110H163L162 113L164 112V115H165V116L168 115L166 118H165V116H163V117L161 116V117H160L161 120H158V121H161V122H162V119L165 118V120H167V122H168V121L170 122V123H169V122L166 123L165 120H164L165 123H164V121L162 122V124H161V122H160V125H161V126H164V124H166V126L169 124V125H170V128H171V126H172L171 131L167 133L168 136H167L165 139H163V140H165V142H166V140H167L168 137H169V140H168L169 143L167 142V144H164V145L162 144L163 141H160V140H159V139L161 138V136H160L161 134L158 135V136H160L159 139L156 138V139H158V140L161 142V143L159 142V145H158V144L156 145V143H158V142H156V141L154 142V141H153V140H154L153 137H155V136L152 137L151 135H153V134H151L150 132H149V133H150L151 135L148 133L149 135H148V137H147V132H148V131H147V132L145 131V130H146L145 127H146L147 125H149V127H150V125L153 124V125L151 126V132H153V131H152V129H153L152 127H153V126L156 127V125H154V124H155L154 122H151L152 124H150V123L147 124L145 127H144V125H143V126L140 125V123H141L142 120H144V119L142 118V120H140L141 118H138V117H139L138 115L140 114V111H141L142 113H145V110H146V112H147V111L149 110L147 106H148V104L151 102V101H149V103H148V101H146V102H147V105L145 104V102L143 103V101L147 100L145 97H147V96H151V95H147V96H146L147 93L145 92V93H146V94H145V93L143 92V91H145V89L142 90V91L140 90V89L142 88V85H143L144 82L142 83L143 78L141 79L140 82H138V78H139V76H140V78H141L143 73L140 74L139 76H137V79H135V84H136V83H139V84L141 85V88H139V87H135L136 89L134 88V90L137 91V88H138L139 92L141 91V92L145 95V96H144V100H143V98H142L143 96L141 97L143 101H142L141 99H138L137 96H136V97H137V100H139V101L141 100V102L144 104V106L146 105L147 108H142V107H141V109H143L144 112H143L142 110L138 109V110H139V114L137 115V117H136V113H137L138 111H137L136 109H134L135 111L132 112V113H134L135 115H133V114H129V115L126 117V115L129 113V111H130V113H131V110H132L131 108H133V107L136 108V106H133V107H131L132 105L130 106V103H131V104H134V102H133L132 99H131V102H129V104H127V105L130 106V109H131V110L129 109L128 111H126V112L123 111V112H121V113L118 112L117 114L119 115V118H118V115L116 114V112L118 111V109H116L117 111L114 110V109H115L114 107H115L116 104L113 105L114 103H112V102L110 101L111 104L113 105V108H112V106H109V107H111V108H108V105H107V104H109V103H106V107H107L108 110L110 109V111H108V110H105V111H104V112H106L107 117H106V116H105L104 118L102 117V119H103L105 122L100 118V117L102 116L101 114H105V113H99L100 115L98 116V111H96V107H95L94 110H93V109H91V110L89 109V108H93L94 105H93V107L90 106L89 108H87V109H89V110L87 111V112H88V113H87V116H86V111L84 112V110H87V109H83V111H82V110H79L80 108L77 109V108H78L77 106H76V107L73 106L74 108L71 109L72 112H69V113H68V119H70V121L72 122L71 125H73V126L76 125V127H77V125H78V127L80 128V129H78V130L81 131V132L78 131L77 133H75V132H76L75 129H77V128H76V127H73V126H71V127L69 126V127H70V128H73V129H74V132H73V129L71 130L68 126H66V127H68V128H64V129L62 130L63 132H62V131H59L60 128H61L60 126H58L59 128L56 127V128L54 129L55 131H53L52 129H51L52 131H48L47 127H48V124H49V123H48L49 119L52 118L53 120H57V116L55 115V113H51L50 111H46L45 109H44V110H43V109L41 110V112L39 113L40 116L38 115V117H39V118H40V117L42 118V117L45 116V119H42V120H43L44 130H45L46 132H47V131H48V132H47V133L45 132V134L40 135V134H38V132L35 133V131L32 130V132L29 134L30 136L26 133L28 136L24 135V136H22V138H23V137H24V138L26 137V139L29 138L28 140L30 141V142H29L30 145L27 143V147H28V145H29V146H31V149H28V148H30V147H28V148L26 147L27 150H25V147H24L22 150H21V148H20V150H21L20 152H24V155H27V154H29V151H30V150L32 151V149H33L32 147L37 148V147H36V145H37V146H39V148H41V149H43L42 147H45V148L41 151V153H42L45 149H47L46 147L51 146V145L53 144V142L55 141V140H54L55 138H53V137H54V136H53V135H54L53 133H55L58 137L60 136L59 138L56 136V137H57V140L59 141V144H60V145H59V144H58V145L56 144V143L58 142V141L56 140V141H55L56 143L54 144V147H55L54 150L56 151V149H61V153H62V148H63V146H64V148H63L64 151H63V152H64V153L67 152L66 155H69V154H68V153H69L68 151L71 150V152H70V156H66L65 154L63 155V154H61V153L59 152L61 155H60V154H58V155L60 156V158L63 159V160L60 159V160L62 161V163H61V161L59 160V158L57 159V160H59V162H56V157H55V159H54L55 161L53 160V161H54V164H55V165H56L57 163H58V164L56 165V167H53L54 164H53V162L51 161V158L48 159L47 156H46V155H49V153H50V157H51V152L48 151V150L51 149V147H50V149H47V152H48V153L46 152L47 154H46V153H44V154L42 153V156L44 155L43 157L46 156L45 158H46L47 160H45V158H44V161H46L45 163L47 164V166H46L47 168H46V167L43 168V166H45V164L43 163L42 160L37 161V163L40 162V165L38 166V164L36 165L35 163L32 162V159H30V158H31L30 155H29V157H30V158H29V159H30L29 164H28V161H29L28 157H27V158H26V157H25V158L22 157V158L24 159V162L26 161V162L24 163V166L27 167V169L30 168L31 171H32V168L30 167V165H31L32 163H33V164H32V167H33L34 164H35L36 166H38V170H39V171H38L37 169H35V170L37 171V173H40V175L42 174V175L48 180V181H45V182L43 181L44 177H42V176L37 175L38 177H37V176L34 177V176H35L34 173L36 172L35 170H34V172L32 171V172H33V175H31V173L29 174V173L27 172V171H29V170H27L26 168H23V167H22L23 169H20V168H18V167L16 166V168L20 169V172L18 171L20 174H21V173L23 174V172H24L23 170H24V169L27 170V171L25 170L26 174H25V172H24V174H25L26 176H27V174H28V175H31V178H30V176H29V179H31L30 182L32 183L31 186H32V188H33V186H35L36 189H39L38 192L40 191V188H42L41 185L39 186V184H41L42 181L45 183V185H46V182L49 183V182H52V181H53V183L51 184L53 187H50V184H49L48 186H45V187H48V188L50 187V189L54 190V191H51V190L48 189V190L50 191L49 193H51V192L54 193V194H53V193H52V194L54 195L55 198H54V197H50V195L47 194V193H48L47 190H44V191H45L44 193H45L47 196H48V195H49V196L46 197V195L44 194V195H42V196H43V197L45 196V197H44V198L40 197L39 199L36 198V197H34V196L31 197V195H33V194L30 193V191H32V189H31V190H28V191H26V192L24 191L26 194H27V193L30 194V196L28 195L29 198H33V199H35L34 202H35V203L37 202L36 204H38V206H34L35 204L32 206V202H30L31 204H29V203L26 202V199H24V200L22 199V198L24 197V195H25V197L27 198V195L24 194V192H23V193H22V192L19 193V191H20L21 189H25V188H26V190H27V187H29V185L31 184V183H29V181L27 180L28 178L26 179V181L29 183V185H28V183L26 184V181H24V178H23V181L25 182V183H24V186H26L25 188H23L22 186H19V185H20L19 183H17V184L14 183V186H15V187H18V189L16 188V191H15L16 196H15V197L11 196L12 198H14V199L12 200V203H15V204H16L17 202H19V203H17L18 205H20V206L23 205V207L28 208V210L25 209V208H23V207H21V208H23V209L21 210V209L19 208L20 206H19V207L17 206V207H18V209H16L17 211H20V210H21V211L27 210V211L24 212L25 215H23V216H22V214L19 215V214H20V212H19V214L17 215L18 217H15V216H16L15 214H17V212H16V213H12V212L10 211V210L12 209V207H11V209L9 210V213H11L10 216H13V215H14V217H15L16 219H19V220H20L22 217H24V216H27V217L24 218L25 220H22V222L24 221L23 223L20 222V223L24 224V226H21V225H22V224H21V225H20L21 228L19 227V228H20V231H19V229L17 228V226H19L20 223L17 224L18 221H16V219H15L14 217H13L14 220H12V218H11L10 216H8V217H10V219H11L10 224H11L12 221H14V222L16 221L15 223H16L17 225L14 224V223H13L12 225H16V226H14L13 228H16L18 231H17L16 229H13L14 231L11 232V233H12V234H15V233H16V237H17V238L19 237V238L16 239V238L14 237V238L11 239V237L14 236V235L11 236V234H9L10 229H12V225H11L10 228H9V226H8L9 231H8V229H6L5 227H3V228H5V230H6V231H5V230L2 229V231H3V232L5 231V232H4V234H3V232L1 233L2 235H6V236L3 237L4 242L6 243V244H4V246H6V247H4V248H5V249H4L5 252H3V253H5L4 256H5L6 253H7V247H8L7 245L9 244V243H7V242H8L9 240H12V241H10L11 243L14 242V241H16V240H17V241L19 240L20 242L18 241V243H20V245H17V246H18V247H17V246L15 245V244H18L17 242H15L14 245H15L17 248L21 247L22 249L19 248L20 251L23 250L24 248H26V251L23 250V251L25 252V254H24V252L21 251V252L23 253V256L25 255V256L23 257V258H24V261L21 260V259H23V258H21V259L19 258V259L17 260V258H18L19 256L16 257V256H17L16 254H15V255L13 254V255H14V256H13V255H12V251H10L11 253H10L9 256L7 257L8 260H7V258L5 259V258H3V257L0 256V258L3 259V261H1L2 259H0V262H1L2 264H3V262H4L5 260H7V261H9V260H10V261H13L12 258L15 259L14 262L17 261L16 264H20L21 261H22L24 264H27L28 261H29L28 264H31L30 262H32L33 264H34V263H36V264H40V261H41V262H44V261H45V264L53 263L51 260L43 259V258H44V257H43V256H44V255H43V252H44V251H43V252H42V251H39V248H40V247L38 248L37 251H39L40 253H42V254L39 253V256H40V255H41V256H40L39 258H38L37 256H34V255H36V254L38 255V253H37V251H36L35 248H36V245H39L40 243H41L40 245H42L43 243H44V245H48V246H46V247H45L44 245H42V246H44L45 248H48V250H51L50 253H54L55 250L58 249V247H59V248L62 247L61 249H58L59 251L62 250L64 247L66 248V246H68V243H67V245H66V242L68 241L69 238H70L71 243H72V245H71V243L69 242V244L71 245V246L69 245V248H70V247H73V244H75V246H74L75 248L73 247V250L71 249V251H74V252H72V254H75V253H76V252H75V249H76L77 252L82 251V250H83V248H81V245H82V244H83L82 247H84V245L86 244L85 247L88 248L89 245H91V244L88 243L87 239H88L89 237H90V240L92 239V238H91V236H92L91 234H93V231L91 230V231H92V233H91V231L89 230L90 233H88V234H85V233H84L85 237H84L83 234H79V233H80V232L83 233V231H84V227H85V229H86V228L88 227V225H89V226L91 225L92 229L94 230V226H93V225H94V223H96V221H95L96 218H95V217H97V216H95V213H94V212H93V213H94V215H93V213H92V210H93V209H91V213H92V214H90V217H91L90 219L88 218V217H89V216H88L89 214H87L88 217H87V216H84V215H86L85 213H89V211L85 212L84 215H83V211H85V209L88 210V207H91V206H92V207L95 206V207L97 208L96 211H97V212L99 211L97 215L100 216V217L103 215V213H104V214H106V213L108 214V212H110V211H108V210H111V212L114 211V213L112 214V215H113L112 220H110V219L108 220V222L110 221V223L113 224V225H112V228H111V227L109 228V226H111V225L109 224V226H108V223L105 222V223L107 224V226H108V227H107V226L105 225V226L108 228V230L111 229V230H110L111 232L108 231L109 233L106 235V236H108L107 241L110 242L111 240H109V239H112V240H113L114 237H113V238H110V236H112V234L115 235V233H116V232H112L113 226H114V228H116L115 226L118 225V224H120V225L117 226V229H116V230H118V229H119V226H122V224H124V222H123L122 224H121L120 222H118L119 220L117 219V217H119V216L121 215V214L119 215V213H122V212H123V211L120 212V210H121V205H122L123 203H125V202L127 203V201L130 200L131 197L134 196L135 194H136L135 196L140 195V193L144 194V193H146V192H147L146 194H148L149 190H151L152 188L150 189V187L148 186V183H149L150 181L146 182V180H147V179H150V180H151V179L154 177V176H153V175H154L153 173L156 172V171L153 172L152 170H154V168H157V170H160V171H161L162 169H164V168H163L164 166H162V165H164L165 163H167L166 161H167L168 158H169V161H168L169 163H170L171 160H173V159H172L171 157H169V156H170V155L172 156L171 152L173 153L174 150H177V147H178V146H179V147H178V150L182 149L183 146H184L185 149H187L186 152L183 150V152H185V154H186L187 156H188V153H190V155L188 156L189 163L198 160V159L200 158V156H203V159H204V157H205V159H206L207 161L210 162V159L207 158V157L209 156L210 158H213V161L210 162V163H214V164H216V162L219 161V164H218V165L221 164V161H222V160H221V161L219 160V159H220L219 157H221V155H220L221 152H218L219 154H217V150H218V149L216 150V148H217L216 146L219 147L218 144L220 143V141L217 142L216 139H213V138H212V137H214L215 135L213 136L212 132H210V129H211V131H214V129H215V131H214L213 133H217L215 137L218 138V139H220L219 136L222 135V133H223L222 131L225 132V130H226L227 132H230L229 130H227V129H230V128H231L230 130H234V129H232V127H231L232 125H233V126L235 125L234 122H233L234 119H237V118H238V117H237L238 115H239V118H240V116H241V117H244L243 119H245V116H246V115L244 114V112L242 113L243 110H245V113H246V112H250V111H248V110L252 109L250 113H253L252 111L254 110V107H255V106L252 107V108H249V107H248V105L251 104L250 101H249V99L252 98V100H253V102H254L255 99H257V97L259 96V94H261V93L264 91V90H262L261 87H259V88H261L260 90H261L262 92L259 91V90H256L258 96L255 95V97H256V98H255V97H254V94L252 95L255 99H254L253 97H251V98L248 97V92H251V88H252V91L254 90V88L259 89V88H257V87L260 86V85H263V88H264V81H263V80H262L263 82H262V81L260 82V83H261L260 85H259V83H257L258 80L260 79L258 76L261 75V78L264 76V55H263V57L260 56V57L262 58V63L260 62V64L262 65V66L260 65V66H261V68H260L261 70H260V71H262L263 74H259V71L255 70V69H252V71H251V74H252V75H253V73H254V75H255V72H256V71L258 72V73L256 72V75H255V76H254V75H253V76L251 75V77L248 76V78L245 77V78L243 79V76L241 75L242 80H245V79H246V80H245V83H243V84L246 85V83H247V85H249L250 88H248V87L246 88L245 86L242 85V83H239V84H238V82L241 80V77L239 76V75L241 74V72H243L244 74H246V73H247V74H248V73L250 74V70H249V69H248L249 71H247V70H246L247 72L245 71V69H247L246 67L249 68V66H247V65H246V67H245V66H242V65H244V64H243L240 60L244 59V56H245L246 53H247V56H251V55H252V56L254 57V55L251 53L250 50L253 49L255 52H256L257 50L254 49V46H252L251 44L254 45V44H256L259 40L261 41V39L263 38V36H264V27H263V26H264V22H262V23H263V26H262L263 28H259V27H258L260 24H262V23H259V22L262 20V18H261V20H259V21H258V20H254V19L252 20V19H251V20H250L251 23H249V22H250V21L248 20L249 18L246 17V15L248 14V12H246V10H247L246 7H245V8H246V10H245V15L243 16V13H242V15H241V11H242V10H240V13L238 12L239 9H242L243 7H242V8H241V6H240V8L237 7V8H238V9H237L238 11H237V10L234 9L235 6H233V4L231 3V0H230L229 2H227L228 4H227ZM232 2H234V1L232 0ZM7 3H8V4H7ZM40 3H41V4H40ZM154 3H155V2H154ZM156 3H157V2H156ZM156 3H155V4H156ZM222 3H223V0H222ZM234 3H235V2H234ZM27 4H28V5H27ZM56 4L58 5L57 7H56ZM62 4H63V2H62ZM67 4H68V3H67ZM230 4H232V5H230ZM15 5H16L17 7H16ZM33 5H34L35 9H33L34 7L32 8ZM44 5H45V6H44ZM69 5H70V4H69ZM69 5H68V8H69ZM147 5H148V3H147ZM147 5H146V7H147ZM222 5H223V4H222ZM40 6H41V7H40ZM43 6H44L45 8L48 7L49 11L51 10V13H52V10L55 9V10L53 11V14H50V12H48V10H47L48 15H49V16L51 15V16H50L51 19L48 18L49 16L46 14V12H44L45 8H44ZM71 6H72V5H70V7H71ZM153 6H154V5H152V6L150 5V7H152V8H150V9H152L153 11H155V10H154L155 8H154ZM230 6H233V7L231 8ZM13 7H14V9H12ZM15 7H16V9H15ZM23 7H25V8H23ZM223 7H224V6H223ZM10 8H11V9H10ZM28 8H30V9H29V12H28ZM153 8H154V9H153ZM230 8H231V10H230ZM22 9H23L26 13H27V12H28V13H27V14H24V11H22ZM32 9H33V13H34V11H35V12L37 11V12H39V13H37V12L34 13V15L36 14V16H34V15L31 13V10H32ZM43 9H44V10H43ZM57 9H58V10H57ZM96 9H97V8H96ZM3 10H4V11H3ZM68 10H69V9H68ZM147 10H148V12H149L150 14H153V13H154L152 10H149V9H147ZM232 10H233V11H234V10L237 11V14L235 13V11L233 12ZM243 10H244V9H243ZM20 11H21V12H20ZM45 11H46V10H45ZM56 11H58V12H56ZM151 11H152L153 13H151ZM14 12H15V13H14ZM22 12H23L24 15L21 14ZM64 12H66V11L64 10ZM148 12H146V14H144V17H143V16L140 17V18H141V21L139 22V25L137 24L139 27L141 26L140 28L138 27L137 29H135V28L131 27V28L135 29L136 32H137L138 34H139V32H140V33L143 32L142 35H144V33H146V31H145V30L143 31V29H147L146 26L149 25V20H150L149 16H152L151 19H152V18L155 19V16L157 17V15H159V16L161 15L159 12H158V13L156 12L157 14L155 13V14H153V15L146 16V15L149 14ZM231 12H232V13H231ZM243 12H244V11H243ZM30 13H31V14H30ZM55 13H56V14H55ZM68 13H69V12H68ZM238 13H239V14H238ZM246 13H247V14H246ZM216 14H217V13H216ZM231 14H232V15H231ZM27 15H28V16H27ZM30 15H31V16H30ZM32 15H33L34 17H32ZM37 15H38V16H37ZM46 15H47V16H46ZM52 15L55 16V18H54ZM64 15H65V16H64ZM142 15H143V14H142ZM233 15H235L236 18H235ZM237 15H238V17H237ZM1 16H0V17H1ZM10 16H11V15H10ZM18 16H19V17H18ZM21 16H23V17L27 16V18L25 17V18L21 19ZM159 16H158V17H159ZM208 16H209V19L207 18ZM240 16H243V17H242L243 19H242V18H239ZM17 17H18V18H17ZM44 17H45V18H44ZM46 17H47V18H46ZM142 17H143V20H142ZM158 17H157V18H158ZM211 17H212V18H211ZM218 17H219V19H218ZM233 17H234V18H233ZM19 18H20V19H19ZM28 18H29V19H28ZM204 18H205V19H204ZM206 18H207L208 20H206ZM224 18L227 19V21H228V19H231V20H232V18H233L234 21H236V22H239V21H240V22L238 23V25L236 24V22L233 24V22H232L233 20H232L230 23H229V21H228V23H226L227 21L224 20ZM247 18H248V19H247ZM263 18H264V17H263ZM16 19H17V20H16ZM24 19H25L26 21H25ZM32 19H33V20H32ZM34 19H36V20H34ZM69 19H70V18H69ZM144 19H145V20H144ZM146 19H149V20H148V25H147V21H146ZM154 19H153V20H154ZM210 19H211V21H210ZM212 19H213V20H212ZM215 19H216V20H215ZM217 19H218V20H217ZM235 19H236V20H235ZM6 20H7V21H6ZM9 20H10L12 23L14 22L15 24H14V23L12 24ZM23 20H24V21H23ZM37 20H38V22H37ZM45 20H47V22H49V23L51 22V23H50V24H49V23L47 24V22H46ZM51 20H52V21H51ZM56 20H57V21H56ZM139 20H140V19H139ZM243 20H244V22H243ZM245 20H246V22H245ZM247 20H248V22H247ZM20 21H21V23H20ZM142 21H144L145 23L142 22ZM207 21H208V25H209V26L206 24ZM209 21H210V24H209ZM212 21H214V22L212 23ZM215 21H216V23H215ZM217 21H218V23H219L220 25L217 23ZM221 21L223 22V24H222ZM254 21H255V23H254L253 25H255V26L252 25V22H254ZM262 21H264V20H262ZM9 22H10V23H9ZM16 22H17V23H16ZM36 22H37V24H36ZM41 22H42V23H41ZM44 22L47 24L46 27H45L46 24H45ZM54 22H56V23H54ZM63 22H64V23H63ZM141 22H142V24H143L144 26H142ZM205 22H206V23H205ZM257 22H258L259 24H257ZM7 23H8V24H7ZM40 23H41V24H40ZM98 23H99V24H98ZM100 23H101V20H100V22H99V19L94 23V24H96L95 27H96L97 30H98V27L100 26ZM224 23H225V24H224ZM240 23H241V24H240ZM246 23L251 24V25L253 26L254 29L251 28V26H249V25H248L249 27L247 28V27H246V26H247ZM21 24H22V25H21ZM24 24H25V25H24ZM51 24H52V25H55V26L53 27ZM212 24H214V25H212ZM215 24H216V25H215ZM7 25H8V26H7ZM26 25H27V26H26ZM41 25H42V26H41ZM48 25H49V26H48ZM61 25H62V27H61ZM210 25H212V26H210ZM222 25H223V26H222ZM236 25H237V26H236ZM257 25H258V26H257ZM10 26H11V28H10ZM15 26H16V27H15ZM29 26H30L31 29H27V28H29ZM31 26H32V27H31ZM50 26H52V27L50 28ZM56 26H59V27H56ZM200 26H201V24H200ZM217 26H218L219 28H218ZM238 26H240V27H239L240 29L237 28ZM5 27H6V28H5ZM13 27H15L16 29H14ZM142 27H143V29H142ZM210 27H211V28H210ZM215 27H216V29H215ZM225 27H228L227 29L230 28L229 30L231 31L232 35H233L234 31L236 30L235 33H237V35L240 34L239 31H241V33H244V32H245L243 35H245L246 37H248V36L250 37L251 33H252V36H253V32H252V31L257 30V31H255L254 33H256V34H255L256 36H257V33H258V36H260L261 39L258 40L257 38H259V37H258V36H257V37L255 36L256 39H257L256 43L253 42V41H251V43L248 44L249 38H247V39H245V38H241V36H243V35H241V34H240V36H239L240 38H239L236 34H234V35H233V36L235 37V38H234L233 36H231V33H229V32H230L229 30H228V31H229V32H228L227 30L224 29ZM7 28H8V29H7ZM32 28H33V29H32ZM45 28H46V29H45ZM47 28H48V29H47ZM55 28H57V32H56ZM60 28H59V29H60ZM212 28H213V29H212ZM222 28H223L224 30H223ZM236 28H237V29H236ZM250 28L253 29V30L251 31ZM255 28H257V29H255ZM4 29H5V30H4ZM10 29H11V30H10ZM34 29H35L36 31H35ZM53 29H54V30H53ZM140 29H141L142 32L139 31ZM219 29H220L221 31H222V30H223V31L221 32ZM245 29H246V30H245ZM247 29H249V30L251 31V32H250V35H248V34H249V31H248V34H247ZM14 30H15V31H14ZM21 30H22V35H21V32H19V31H21ZM38 30H40V31H38ZM46 30H49L50 32H49V31H46ZM52 30H53V31H52ZM135 30L133 31V33L131 32V33L133 34L132 36L134 37V38H133V39H134V41H133L134 43H132V45H134V44L137 45V44L140 43V42H141V43H140V45H141V44H144L145 42H147L146 40H149V37L147 36V33L144 35V37H145V38H144L141 34H139L140 36H139L138 34H136ZM137 30H138V31H137ZM210 30H212V31H210ZM216 30H217L218 32L220 31V33H218ZM237 30H238V31H237ZM11 31H12V32H11ZM16 31L19 32L21 36H19V37L16 39V41H15L14 38H16V37L19 35V34L15 35V34H16ZM26 31H28V32H26ZM33 31H34V32H33ZM44 31H46V32H44ZM151 31H152V32L150 33V36H152V35L155 34V32H154L153 30H151ZM213 31H216V33L214 32L215 35H211V34L213 33ZM226 31H227V32H226ZM6 32H8V33H6ZM10 32L12 33V35H14L13 37H11L12 35L9 34ZM14 32H15V33H14ZM25 32H26V33H25ZM41 32H42V35H43V36L40 37ZM47 32L49 33L50 37H48L49 35H47V34H48ZM51 32H52V33H51ZM55 32L57 33V35H56ZM211 32H212V33H211ZM224 32L226 33V35H225ZM259 32H260V33H259ZM43 33H44V34H43ZM50 33H51V34H50ZM54 33H55V34H54ZM227 33H229V35H228ZM5 34H6V35H5ZM135 34H136V38H135ZM246 34H247L248 36H247ZM8 35H9V37H7ZM52 35H53V36L55 35V37H53ZM129 35H130V34H129ZM206 35H209V36L205 37ZM217 35H218L219 37H217ZM15 36H16V37H15ZM29 36H30V35H29ZM141 36H142V37H141ZM213 36H214V37H213ZM226 36H227V37H226ZM236 36H237V37H236ZM22 37H23V38H22ZM33 37H34V35H33ZM33 37H32V35H31L29 38H31V40H32ZM137 37H138V38H137ZM232 37H233V38H232ZM255 37H254V38H255ZM9 38H11V39L14 40V42H15L14 45H13V41H12L11 39H10L9 42H11L12 44L8 42V44L6 45V43H7L6 39H9ZM48 38H49L51 41H50ZM140 38H141V39H140ZM143 38H144V39H143ZM223 38H224V39H223ZM236 38H237V41H239V44H240V43H241V44L243 43V44H242V47H244V48L246 47V48L244 49L245 51L242 50V51L246 52L245 54H244V52L242 53V51H241L240 48L236 49V50H238V51H239V50L241 51V52H240L241 57H240V56L238 57L237 54H235V53H238V51L236 52L235 49H234V47H237V41H236ZM238 38H239V40H238ZM254 38L251 37V40L253 39V40L255 41ZM18 39H19L20 42L18 41ZM20 39H23V40H20ZM47 39H48V41H50L51 43H50V42L48 43ZM53 39H54V40L56 39V40L54 41ZM142 39H143L144 41H143ZM213 39H214V40H213ZM222 39H223V40H222ZM226 39H227L228 41H227ZM231 39H233V41H232ZM242 39H243V40H242ZM27 40H28V41H27ZM138 40H139V41H138ZM141 40L143 41V43H142ZM219 40H220V41H219ZM230 40H231V41H230ZM234 40H235V41H234ZM241 40H242V41H241ZM5 41H6V43H5ZM43 41H44V42H43ZM211 41H212V42H211ZM218 41H219V42H218ZM223 41H224V42H223ZM240 41H241V42H240ZM3 42H4L5 44H4ZM31 42H32V41H31ZM31 42H30V43H31ZM40 42H41V41H40ZM46 42H47L48 44H47ZM221 42H222V43H221ZM234 42H235V43H234ZM249 42H250V41H249ZM252 42H253V43H252ZM0 43H1V38H0ZM32 43H33V42H32ZM32 43H31V44H32ZM169 43H170L169 45H173V47L176 46V43H175L174 40H172V42H171V40H170ZM182 43H183V42H181V44H182ZM208 43H209V44H208ZM228 43H229V44H233V45L231 46V45H229ZM9 44H11L12 46H11V45L9 46ZM28 44H29V47H30V48L28 47ZM38 44H40V43H38ZM38 44L36 43L37 48L42 49V47L44 46V44L42 45V47H41V44H40V45H38ZM183 44H184V43H183ZM183 44H182V46H183ZM205 44H206V46H205ZM212 44H213V45H212ZM224 44H225V45H224ZM226 44H227V47H228V51H227ZM246 44H247V45H246ZM26 45H27V46H26ZM132 45H131L130 48H132V49L135 48V45H134V47H133ZM228 45H229V46H228ZM234 45H235V46H234ZM248 45H249V46H248ZM1 46H0V47H1ZM4 46H5V47H4ZM13 46H14V47H13ZM39 46H40V47H39ZM137 46H139V44H138ZM137 46H136V47H137ZM182 46L180 47L181 49H182ZM207 46H208V47H207ZM216 46L218 47V49H217ZM247 46H248L249 48H248ZM250 46H252V48H251ZM11 47H13V48H12V49H14L13 51L10 49ZM35 47H36V46H35ZM140 47H141V46H140ZM171 47H172V46H171ZM209 47H210V49H209ZM213 47H214V48H213ZM219 47H220V48H223V51H222V49H220ZM230 47H231L232 49H230ZM240 47H241V46H240ZM4 48H6V49H10V53L12 52V53H13V56H12V57H9V54H10L9 51H8V50H5ZM25 48H28V50L25 49ZM130 48H126V49L124 48V49H125V51H127V49H128V51H129ZM180 48H179V49H180ZM184 48H185V47H184ZM192 48H193V49L195 48V49H194L195 51H194ZM224 48H225V49H224ZM260 48H261V46H260ZM21 49H22V50H21ZM34 49L36 50V48H34ZM40 49H39V50H40ZM124 49H120V51H121V50L124 51ZM135 49H136V48H135ZM135 49H133V51H134ZM185 49H187V48H185ZM191 49H192V52H191ZM37 50H38V49H37ZM187 50H188V49H187ZM219 50H220V51H219ZM224 50H225V51H224ZM246 50H247V51H246ZM253 50H252V51H253ZM20 51L18 52L19 54H20ZM24 51H23V52H24ZM41 51H42V50H40L39 52H41ZM120 51H119V52H120ZM123 51H121V52H123ZM136 51H137V49L135 50L134 53H136ZM185 51H186V50H185ZM185 51L182 52V50H181L182 54H183ZM231 51H233V52H235V53H233V52H231ZM1 52H2V54L5 52V53H4L5 56H4V55L2 56ZM6 52H7L8 54H7ZM37 52H38V51H36L34 54H36ZM181 52H180V53H181ZM194 52H195V53H194ZM209 52H210V53H209ZM211 52H213V53H211ZM221 52H222V53H221ZM223 52H224V54L227 53V54H226L227 57H226V55L223 54ZM228 52H229V53H228ZM255 52H254V53H255ZM12 53H11V54H12ZM21 53H22V52H21ZM48 53L51 55V56L48 55V57L50 56V57L52 58L53 54H51V52H48ZM52 53H54V56H55V51H54V52L52 51ZM208 53H209V54H208ZM215 53H216V54H215ZM256 53H257V52H256ZM6 54H7V55H6ZM11 54H10V55H11ZM19 54H18V55H19ZM37 54L39 55V53H37ZM37 54H36L34 57H37V58L39 59L40 56H38ZM40 54H41V53H40ZM184 54H185V53H184ZM228 54H229V55H228ZM234 54H235V55H234ZM243 54H244V55H243ZM261 54H262V53H261ZM187 55H186V56H187ZM223 55H224V56H223ZM238 55H239V53H238ZM257 55L259 56V54H257ZM20 56H21V55H20ZM133 56H134V55H133ZM195 56H196V57H195ZM198 56H199V57H198ZM230 56H231V57H230ZM232 56H234V57H232ZM236 56H237L238 59H237V58L234 59ZM247 56H245V57H247ZM7 57H8V59H7ZM15 57H14V58H15ZM48 57H47V59H46V61H47V62H46V65L48 64V65L46 66V68H47V67H48V68H47V70H46L47 72L45 71V73H44L46 76L44 75L45 77L43 78V81L41 82V84L43 83L42 86H43L45 89H46V87L49 88V87L51 86V84L54 82V80L51 79V78L53 77V75H54L55 72H56V71H55V67L53 68V66H54L53 63H54L55 61L53 62V61H52L53 59L50 60V59H48ZM192 57H193V58H192ZM209 57H210V61H211V62L208 61V60H209ZM225 57H226V58H225ZM242 57H243V58H242ZM253 57H252L251 59H253ZM256 57H257V56H256ZM14 58H13V59H14ZM18 58H16L17 60L14 59V60L17 62V64L20 63V60H22V59H20V58H19V59H20V60H19ZM37 58H36V59L33 58V61L36 60V62H38ZM54 58H55V57H54ZM186 58H190V59L192 60V62H193L192 65H193V66H192V65H190V67H189V66H185V65H186V61L189 60V59L186 60ZM194 58H195V60H194ZM196 58H197V59H196ZM219 58H221V59H219ZM232 58H233L234 60H236V61H234ZM239 58H240V59H239ZM241 58H242V59H241ZM247 58H248V57H247ZM182 59H183V60H182ZM254 59H255V61H256V60L259 61L260 58L257 59V58L254 57ZM254 59H253V60H254ZM1 60H3V62H5V63H2ZM5 60H6L7 62H6ZM9 60L12 61V62H8ZM130 60H132V59H130ZM178 60H179V61H178ZM224 60H225L226 62H224ZM232 60H233V63L235 62L234 65H233V63H232ZM238 60H239V61H238ZM246 60H248V59H246ZM48 61H50V62H48ZM184 61H185V62H184ZM227 61H228V62H227ZM242 61H243V60H242ZM257 61H256V62H257ZM16 62H15V63H16ZM36 62L34 61V63L37 65ZM52 62H53V63H52ZM179 62H180V63H179ZM196 62H197V63H196ZM208 62H209V63H208ZM223 62H224V63H223ZM244 62H245V60H244ZM246 62L253 63V61L250 60V59H249V61H246ZM256 62H255V63H256ZM6 63H7L8 65H7ZM9 63H10V65H9ZM11 63H12V64H11ZM190 63H191V62H187V64H190ZM194 63H195V64H194ZM225 63H226V64H225ZM255 63H254V64H255ZM20 64H22V63H20ZM52 64H53V65H52ZM221 64H222V65H221ZM254 64H250V66L252 65V66L254 67ZM257 64H259V63H257ZM6 65H7V66H6ZM195 65H196V66H195ZM3 66H2V67H3ZM56 66H57V64H56ZM178 66H179V67H178ZM183 66H185V68H184ZM220 66H221V67H220ZM255 66H256V64H255ZM260 66L258 65L257 68H259ZM4 67H3V70H2V68L0 67V71L2 70V71L4 72V70H6V69H10V68H8V67H7L6 69H4ZM156 67H157V66H156ZM192 67H193V68H192ZM224 67H225V68H224ZM231 67L233 68V72H232V69H231V72H232V73L230 72V68H231ZM236 67H237V68H236ZM244 67H245V68H244ZM51 68H53V69H51ZM58 68H59V66H58ZM159 68H160V67H159ZM182 68H183V69H182ZM221 68H222V69H221ZM234 68H235V72H234ZM254 68H255V67H254ZM32 69L34 70V69H36V68L33 67ZM37 69H38V66H37ZM50 69H51V70H50ZM157 69H158V68H157ZM162 69H163V68H162ZM184 69H185V70H184ZM198 69H199V70H198ZM200 69H201V70H200ZM216 69H217V70H216ZM250 69H251V68H250ZM52 70H53V71H52ZM56 70H57V67H56ZM153 70H154V69H153ZM158 70H159V69H158ZM158 70H157V73H158ZM214 70H215V72H214ZM253 70H255V71H253ZM2 71H1V72H2ZM35 71H36V70H35ZM49 71H50V72H49ZM183 71H184V72H183ZM197 71H198V72H197ZM217 71H218V73H217ZM227 71H228V72H227ZM3 72H2V73H3ZM36 72L38 73V71H36ZM48 72H49V73H48ZM52 72H53V73H52ZM160 72H161V71H159V73H160ZM180 72H182V73H180ZM188 72H189V73H188ZM245 72H246V73H245ZM33 73H34V71L31 72L29 78L27 77V78H25L23 81L20 80L19 77H18L19 79H18V78H17V79H14V81L11 79V80H12V81L10 80L11 83H12V82L15 83V85H14V83H12L13 85L10 83V85H11V87H12L11 89L14 90V91H12V93H15V94H18V93L24 94V92L26 93L27 90H28L29 88L31 89V91L35 90V85H36L35 83H36V81L38 80V78H37L38 74H37V73H36V74L34 73L35 76H36V77H35ZM47 73H48V76H47ZM50 73H51V74H50ZM57 73L59 74V72H57ZM148 73H149V72H148ZM186 73H187V74H186ZM196 73H197V74H196ZM229 73H230V74H229ZM235 73H236V74H235ZM243 73H242V74H243ZM3 74H4V73H3ZM163 74H164V73H163ZM163 74L160 73L161 77H164L165 74H164V75H163ZM220 74H221V75H220ZM237 74H238V75H237ZM244 74H243V75H244ZM247 74H246V76H247ZM257 74H258V76H257ZM0 75H1V73H0ZM56 75H57V74H55V76H56ZM136 75H137V74H136ZM206 75H207V76H206ZM233 75L236 76V77H234ZM262 75H263V76H262ZM51 76H52V77H51ZM55 76H54V77H55ZM143 76H145V78H146V74H145V75L143 74ZM197 76H198V77H197ZM232 76H233V77H232ZM238 76H239V77H238ZM56 77H57V76H56ZM56 77H55V78H56ZM134 77H135V76H134ZM166 77H167V76H166ZM194 77H195V78H194ZM201 77H202V78H201ZM208 77H209V78H208ZM220 77H221V78H220ZM229 77L232 79V81H230L231 79H230ZM33 78H34V79H33ZM55 78H54V79H55ZM140 78H139V80H140ZM145 78H144V79H145ZM149 78H151V76H149ZM206 78H208V79L211 80L212 82H210V81H209L208 79H206ZM213 78H214V79H213ZM219 78H220V79H219ZM234 78H235V79H234ZM237 78H239L240 80L237 79ZM249 78H250V79L252 78V79H251L250 81H248V82H250V83L248 84L247 80H249ZM257 78H259V79L257 80V82H255V80H256ZM263 78H264V77H263ZM26 79H27V80H26ZM35 79H37V80H35ZM45 79H46V81H47V79H48L49 82L47 81V82H48V83H47V82L45 81ZM147 79H148V78H147ZM147 79H146V80H147ZM166 79H167V78H166ZM253 79H255L254 82L252 81ZM34 80H35V81H34ZM41 80H42V79H41ZM51 80H52V83L50 82ZM55 80H56V79H55ZM152 80H153V78H152ZM152 80H151V81H152ZM155 80H156V79H155ZM233 80H234V81H233ZM238 80H239V81H238ZM17 81H18V82H17ZM19 81H21V82H19ZM27 81H29V82H27ZM131 81H133V80H130V82H131ZM151 81H150V82H151ZM206 81H207V83H206ZM214 81H215V82H214ZM45 82H46L47 85H45ZM154 82H155V81H154ZM165 82H166V81H165ZM181 82H182V83H181ZM209 82H210V84H209ZM231 82H232V83H231ZM236 82H237V83H236ZM240 82H242V81H240ZM243 82H244V81H243ZM252 82H253L256 86H257V85H258V86H257V87L254 86V84H252ZM33 83H34V84H33ZM49 83H51V84H49ZM126 83H127V82H125V84H126ZM132 83H134V82H132ZM148 83H149V82H148ZM155 83H156V82H155ZM256 83H257V84H256ZM8 84H9V82H8ZM28 84L31 85V86H28ZM53 84H54V83H53ZM123 84H124V83H123ZM128 84H129V82H128ZM128 84L125 85V88H124V86H122V87H123V90H122V88L120 87L121 91H124V89L126 90V94H127L128 91H129L128 89H130V88L133 86V85H130V84L128 85ZM135 84H134V86H135ZM178 84H180L181 87H180V86H177ZM200 84H201V85H200ZM212 84H213V85H212ZM237 84H238V85H237ZM251 84H252V85H251ZM48 85H49V86H48ZM137 85H138V84H137ZM137 85H136V86H137ZM149 85H150V84H149ZM152 85H154V84H152ZM155 85H156V84H155ZM157 85H158V84H157ZM195 85H196V86H195ZM197 85H198V86H197ZM209 85H210V89H209ZM223 85H224V86H223ZM231 85H234V86H231ZM239 85H240V86L242 85V86L240 87ZM247 85H246V86H247ZM8 86H9V85H8ZM71 86H72V85H71ZM128 86H129L130 88L127 89L126 87H128ZM147 86H148V85H147ZM194 86H195V87H194ZM216 86H217V87H216ZM222 86H223V87H222ZM235 86L240 87L242 91H243L244 89L247 90V97H246V92H244V94H245V97L248 98V99H247V100H248V103H249L248 105H245V104H247V100H246L245 97H241V96H240L239 99H238V96H239V95H242L243 92H241V91H240V88H238V87H236V89H238L237 91L234 90V89H235ZM252 86H254V87H252ZM26 87H27V88H26ZM73 87H74V85L72 86V89H74ZM178 87H180V88H178ZM205 87H206L207 89H206ZM224 87H225V88L227 87V88L224 89ZM233 87H234V89H233ZM244 87H245V88H244ZM32 88H33V89H32ZM44 88H43V89H44ZM132 88H133V87H132ZM132 88H131V89H132ZM143 88H145L144 85H143ZM143 88H142V89H143ZM146 88L149 89L150 87H149V88L146 87ZM154 88H155V89H154ZM154 88H153V90L155 91V90H156V87L154 86ZM197 88H198L199 91L196 90ZM243 88H244V89H243ZM16 89H17V90H16ZM157 89H158V88H157ZM178 89H179V91H178ZM193 89H194V90H193ZM212 89H213V91H211ZM214 89H215L216 92L214 91ZM223 89H224V90H223ZM229 89H233L234 91H233V90H231V91H233L234 93H233V92L231 93V91H229ZM249 89H250V91H249ZM46 90H47V89H46ZM46 90H45V91H46ZM127 90H128V91H127ZM132 90H133V89H132ZM132 90H130V92H131ZM134 90H133V91H134ZM149 90H150V89H149ZM153 90H152V91H149V92H151L150 94H152ZM158 90H159V89H158ZM158 90H156V91L159 92ZM200 90H202V91H200ZM207 90H208V91H207ZM74 91H75V89L72 90V92H71L70 94H71V95H72V93H75V94H76V91H75V92H74ZM147 91H148V90H147ZM156 91H155V93H156ZM221 91H222V92H221ZM235 91H236L237 94L235 93ZM256 91H255V92H256ZM17 92H18V93H17ZM89 92H90V93L88 94V96H86V100H88V102L91 101V99H92L91 97L93 96V94H95V93H93V92H95L94 88H90V89H89ZM141 92H140V93H141ZM149 92H148V94H149ZM181 92H183V94H182ZM192 92H194V93H192ZM196 92H197L198 94H197ZM200 92H203L206 96L203 95V93H202V94H201L202 97H198V96H200V95H199ZM227 92H229V93H227ZM239 92H241V94H238ZM255 92L253 91V93H255ZM258 92H259V93H258ZM260 92H261V93H260ZM91 93H93V94H91ZM112 93H113V91H112ZM114 93L117 94L116 92H114ZM123 93H124V92H123ZM142 93H141V94H142ZM184 93H185V94H184ZM187 93H188V96H189V93H192V95L195 94V95L197 96V97H195L196 100L193 99L195 95H194L193 97L190 95V97L192 98V99L190 100L189 97L187 96ZM207 93H209V94H207ZM213 93H214V94H213ZM230 93H231L232 96H231V95H228V94H230ZM15 94H12L11 97H12V98L15 97ZM75 94H74V95H75ZM90 94H91L92 96H91ZM110 94H111V93H110ZM115 94H113V95H115ZM129 94H130V93H129ZM129 94H128L127 96L124 95L125 98H127V97H128V99L132 98V97L129 96ZM132 94H133V93H132ZM136 94H137V93H136ZM138 94H139V93H138ZM159 94H160V93H159ZM220 94H221V95H220ZM244 94H243V96H244ZM111 95H112V94H111ZM119 95H120L121 97H120ZM119 95L117 94V96H118L117 98L120 100L119 102H123V100L121 101V99H124V100L129 101L128 99H125L124 96H123V94H120V92H119ZM130 95H131V94H130ZM134 95H135V93H134ZM134 95H133V96H134ZM153 95H154V93H153ZM182 95H183V96H182ZM185 95L187 96L188 99L185 98ZM211 95H212V97H211ZM233 95H234V96H233ZM250 95H251V94L249 93V96H250ZM263 95H264V94H263ZM263 95L261 94V96H260L259 98L262 99V98H263ZM69 96H70V95H69ZM69 96H68V97H69ZM94 96H95V95H94ZM94 96H93V98H94ZM138 96H139V95H138ZM140 96H141V95H140ZM140 96H139V97H140ZM155 96H156V95H155ZM216 96H218L219 98L216 99V98H215ZM227 96H229V97L231 96V97H230V98H227ZM236 96H237V98L235 99ZM104 97H105L104 99L106 100V97H107V96H104ZM112 97H116V96H112ZM112 97L110 98V100L112 99V101H114V98H112ZM119 97H120V98H119ZM159 97H160V96H159ZM161 97H162V96H161ZM161 97H160V98H161ZM165 97H163V98H165ZM233 97H234V99H233ZM15 98H16V97H15ZM66 98H67V97H66ZM90 98H91V99H90ZM155 98H156V97H155ZM163 98H162V99H163ZM183 98H185L186 100L184 101ZM199 98H202V100L205 101V102H204V107H205L206 104L208 103L207 107H205V113H206V114L208 113V111H209V109H210V106H211V110H210L211 112L208 113V114H210V115L207 114V115H208L207 118H209V119L206 118L207 120L204 118L205 120H201V121H199V119L197 118V114H196V112L194 113V111L191 109L192 107H196V106H194V105H195V101L199 100ZM210 98H211V99H210ZM240 98H241V99H240ZM242 98H245V100H244V99L242 100ZM70 99H71V97H70ZM108 99H109V98H108ZM118 99H117V100H118ZM135 99H136V98H135ZM151 99H152V98H151ZM151 99H150V100H151ZM230 99H231V100H230ZM232 99H233V101L236 100V102H237V101H239V102H237V103H236V102H235V103L233 102L234 104H236V105H234V104H232V103L230 102V101H232ZM261 99H259V100H261ZM68 100H69V99H67L66 102H68ZM148 100H149V98H148ZM155 100L158 101L157 99H155ZM155 100H154V101H155ZM166 100H167V101H166ZM176 100H177V102H176ZM188 100H190V102L187 103ZM211 100H212V101H211ZM214 100H215V101H214ZM217 100H218V101H217ZM223 100H224V101H223ZM225 100H226V101L229 100V101H227V102H228L229 104L231 103L230 106H229V104H228V108H226V106H227L226 103H227V102H226ZM240 100L243 101L244 104H243ZM252 100H251V102H252ZM257 100H258V99H257ZM263 100H264V99H263ZM263 100H261V101H263ZM69 101H70V100H69ZM115 101H116V100H115ZM162 101H163V100H162ZM261 101H259V103H258V101H255L254 103H252V105H253V104L256 105V104L258 103V104L256 105V108H257V106H258V109H259V107H260L261 105H262V108H263V107H264V105H263L264 103L261 102ZM107 102H109V101L107 100ZM119 102H117V108H119V105H118V104H120ZM125 102H126V101H125ZM132 102H133V103H132ZM152 102H153V99H152ZM167 102H168V103H167ZM183 102H184V104L187 103L188 106H187V105L185 106V105L183 104ZM215 102H216V103H215ZM224 102H225L226 105L224 104ZM28 103H29V101H28V102L26 101V104H24L25 107H23V105H21V106L19 105L20 107H18V106H12L11 104L6 106V111H7V112L10 111L11 113H10V112L7 113V115L9 114L10 116L8 115V116H7L8 118L5 117V118H7V119H4L5 122H3L2 125H4V123H6V124L8 125L9 128L6 127V126H7L6 124H5L6 126L4 125L6 128H5V127H4V128H3V127L0 128L1 131H2V132H0V140H1V142H0V148L5 144L4 142H6V141H5L6 139H5V140H4V138L2 139V137H3L2 135H3V134L5 135L8 131L12 134V136H13V133L16 132L17 134H16V133H14V134H15V137L18 136V137H16L17 140H18L19 138H21L20 135H23V134H24V133H22V132H23V131H22V132H21L22 134L20 133V135H18V133L21 131V128H22V126H23L22 122H23V118H25L24 111H25V114H26L27 117L29 116V115H27L28 113L30 114L31 117L33 116L32 114L35 113V112L32 113L33 110H31V112L26 113L28 110H30V108H31V109H34V111H36L35 108H34L33 106H31L30 108H28V107L30 106V104H28ZM93 103H94V102H93ZM138 103H139V102H138ZM142 103H139V105L142 104ZM191 103H192V105H191ZM193 103H194V105H193ZM196 103H197V102H196ZM213 103H214V104H213ZM239 103H240V104H239ZM261 103H262V104H261ZM70 104H71V103H70ZM121 104H122V103H121ZM123 104H126V103H123ZM151 104H155V102H153V103H151ZM181 104H183V105L181 106ZM222 104H224V108H223V106H221L222 108L219 109V108H220L219 106L222 105ZM242 104H243L244 106H243ZM260 104H261V105H260ZM28 105H29V106H28ZM127 105H126V106H127ZM135 105H136V104H135ZM137 105H138V104H137ZM190 105H191L192 107H189ZM209 105H210V106H209ZM214 105H215L216 107H215ZM218 105H219V106H218ZM233 105H234V107H233ZM237 105H238V106H237ZM252 105H250V107H251ZM259 105H260V106H259ZM26 106H27V107H26ZM120 106H121V105H120ZM122 106H123V105H122ZM122 106L119 108V111H122ZM149 106H150V105H149ZM180 106H181V107H180ZM183 106L185 107L186 110H187V108H188L187 112L185 111V112L183 113V111H184V107H183ZM197 106H198V105H197ZM213 106H214V107H213ZM235 106H236V109H237L239 112L236 111V112H238V113H236L237 115H236V114H235V115H231V114L233 113L232 109L235 108ZM241 106H242V107H241ZM8 107H9V108H8ZM17 107H18V109H17ZM21 107H22V108H21ZM32 107H33V108H32ZM137 107H138V106H137ZM208 107H209V108H208ZM230 107H231V108H230ZM245 107H246L247 109H245ZM19 108H21L22 111H21V109H19ZM25 108H27L28 110H27V109L25 110ZM124 108H125V106H124ZM215 108H216V109H215ZM243 108H244V109H243ZM8 109H9V110H8ZM14 109H15V110H14ZM164 109L166 110V114H167V115L165 114ZM181 109H182L183 111H182ZM190 109H191V111H190ZM207 109H208V111H207ZM217 109L221 110L220 112H222V113H223V111H224V114H223L224 116H223V115L221 116L222 113H220L219 110H217ZM224 109H225L226 111H225ZM228 109H229V110H228ZM230 109H231V110H230ZM236 109H233V110H236ZM19 110H20V111H19ZM123 110H124V109H123ZM125 110H127V108H126ZM194 110L196 111L195 108H194ZM222 110H223V111H222ZM262 110H263V109H261L260 111H262ZM6 111H5V112H6ZM17 111H18L19 113H18ZM80 111H82V112H80ZM90 111H91V113H90ZM93 111H94V112H93ZM136 111H137V112H136ZM206 111H207V112H206ZM217 111L219 112V114H218ZM229 111H231V112H229ZM255 111H256V113H258V110H257V109H256ZM255 111H254V112H255ZM14 112H16V113H14ZM21 112H23V114H21ZM46 112H47V113H46ZM79 112H80V113H79ZM113 112H114V113H113ZM148 112H149V111H148ZM148 112H147V113H148ZM213 112H214V113H213ZM234 112H235V111H234ZM36 113H37V112H36ZM83 113H85V115H84ZM185 113H187V114H186L187 116H186V115H183V114H185ZM216 113H217V114H216ZM225 113H227V114L225 115ZM241 113H242V115H241ZM250 113H249V114H250ZM17 114L20 115V116H17ZM43 114H44V115H43ZM89 114H91V115H89ZM121 114H122L123 117L121 116ZM172 114H175L176 117H171ZM177 114H178V116H177ZM194 114H195L196 116H195ZM211 114H212V116H211ZM215 114H216V115H215ZM233 114H234V113H233ZM243 114H244L245 116H243ZM253 114H254V113H253ZM14 115H15V116H14ZM23 115H24V116H23ZM36 115H37V114H36ZM80 115H81V116H80ZM83 115H84V116H83ZM141 115H142V114H141ZM145 115H146V114H145ZM147 115H148V114H147ZM193 115H194V116H193ZM217 115H219V116H220L219 118H221V119H219ZM247 115H248V113H247ZM251 115H252V114H251ZM251 115H249V117H248V119H250V120H248V119L246 118L247 124H244V121H245V120H242V118H240L241 122H238V121H237V122H238V123H236L237 126L240 124V125H241V128H243L244 125H246L245 127H247V128H246V129L243 128V129L246 131V130L248 129V127L250 126V123L252 124V120H254V118L251 120V118H250ZM257 115H258V114H256V116H257ZM259 115H261V114H259ZM259 115H258V116H259ZM34 116H35V114H34ZM34 116H33V118H34ZM50 116H51V118H50ZM97 116H98V118H97L98 120H97V119H94V118H96ZM124 116H125L126 118H125ZM129 116H130V117H129ZM133 116H135V117H133ZM143 116H144V115H143ZM148 116L151 117V116H150V112H149V115H148ZM159 116H160V115H159ZM205 116H206V115H205ZM226 116H227V117H226ZM229 116H232V117H233V118H232L233 121L231 120V121H232V122H231L232 125H231L230 122L228 123V128H227V127H226V126H227L226 123H227L228 121H230V117H229ZM258 116H257V119H258V120L256 119L255 122L253 121L254 124H255V123L257 124V126H256V127H255V126L252 127V126L254 125V124H253L252 126L249 127V128H251V129L255 128L256 131L253 130V131H254V132H253V131L250 130V129H249V131L247 130L248 132L252 131L250 134L247 132L249 136L251 135V136H250L251 138H250L249 136H247V135H244L245 132H242L243 134L240 132V131L243 130V129H242V130H239L240 125H239L238 127H237L236 125H235V126L237 127L236 130L238 129L239 134H240V133L242 134L241 136H246V138L243 137V139H246V140H247V138L249 137L250 142L253 141V142H252V146H251V143L248 142V140H247V144L250 143V147H251V148H248V149H250V150H252V148L258 149V150L255 151L256 155L259 156V153H260V155H262V156L264 157V150H261V149H263V147H262L263 144H261V148H260V146H258V145H260L259 142H262V140H263V142H264V138L259 139V140H258V139H257V140H254V138H253V137L258 138V137H260V136L262 135V134L259 133V132H261V131L258 132V129H257V128L259 127L258 125L260 124V122H258V121H259L260 117H262V116H260V117H258ZM263 116H264V115H263ZM35 117H36L35 119H38L37 116H35ZM55 117H56V118H55ZM81 117H82V118H81ZM84 117H85V118H84ZM88 117H89V118H88ZM114 117H115V118H114ZM121 117H122V118H125V120H124V119L122 120ZM131 117H133V118H132L133 121H135V120L138 118L139 121L137 120L138 122L136 121V123H137V125L139 124L138 126H139V127L141 126L142 128L140 127V128H141V130H140V128L136 125V123L133 122V123H134L133 126H132L133 128L130 129V131H129V132H131V134H130L128 131H127V132H126L125 130L123 131L121 128H122L123 125H127V124H130V125H131V122H132V120H130ZM179 117H180L182 120H183V118H185V117H187V118L189 117V118H188V119L185 118V121L183 120L184 123L186 122L185 125H184L183 121H182ZM210 117H211V118L214 117V119H213V118L211 119ZM216 117H217V118H216ZM225 117H226V118H225ZM234 117H237V118H234ZM253 117H254V116H253ZM16 118L18 119V121H20V124L22 125L21 127H19L20 124L18 123V121L16 120ZM46 118H47V120H46ZM48 118H49V119H48ZM135 118H136V119H135ZM144 118H145V117H144ZM151 118H152V117H151ZM156 118H158V117L156 116ZM156 118H155V119H156ZM167 118H169V119H167ZM177 118H178V119H177ZM190 118H192V119H190ZM224 118L227 119V120H225ZM228 118H229V120H228ZM263 118H264V117H263ZM19 119H21L22 121L19 120ZM81 119H83V120H81ZM84 119H85V120H84ZM100 119H101V120H100ZM113 119H114V120H113ZM116 119H119V120L121 119V120H120V121H121V124H119L120 122H119V123H116V122L119 121V120L116 121ZM126 119H128L130 122L127 123L128 121H126ZM134 119H135V120H134ZM145 119H146V118H145ZM148 119L150 120V118H148ZM148 119H147V120H148ZM158 119H159V118H158ZM179 119H180V124H181V123H182V124H181V125H176V124H179ZM189 119H190V120H189ZM210 119L212 120V124L215 123V124H214V127H215V128H213V130H212V126H211L212 124H210L211 122H209ZM215 119H216V120H215ZM222 119H223V120H222ZM10 120H11V122H10ZM12 120H13V121H12ZM39 120H41V119H39ZM80 120H81V121H80ZM99 120H100L101 124H103L105 127H104L103 125H101L99 122H97V121H99ZM153 120H154V116H153ZM186 120H187V121H186ZM195 120H198V122H199V123L196 122V123H197V124H196L197 126H198V124L202 126V125L204 124V123H202V122H204V121H205V124H206V123L208 124L207 128L204 127V129H203V126L201 127V129H203V130H206V129H207V130H206V133H205L206 135L204 134L205 131L202 132V130H200V127H199V126H198L199 128L195 126ZM208 120H209V121H208ZM213 120H214L215 122H213ZM218 120H219V121L222 120V122H219ZM237 120H238V119H237ZM263 120H264V119H263ZM7 121H8V122H7ZM46 121H47V122H46ZM68 121H69V120H68ZM86 121H89V122H88L89 124H88ZM107 121H108V122H107ZM113 121H114V122L116 121V122H115L116 125H117V124L120 125V126H118V128H116V129L118 130L119 133H116V129H114L116 125H115V123H114ZM122 121H126V122H123V123H122ZM145 121H146V120H144V122H145ZM151 121H152V119H151ZM155 121H156V120H155ZM177 121H178V122H177ZM181 121H182V122H181ZM188 121H191V122H193V123H191V125H190V122L188 123ZM207 121H208V122H207ZM216 121H217V124H216ZM246 121H245V122H246ZM256 121H257L258 123H257ZM12 122H13V124H12ZM44 122H46V123H44ZM71 122H70V123H71ZM81 122H83V123H81ZM96 122L99 123V124H100L99 126L102 127V128L99 127V132H98V127H97V125H96V124H97ZM102 122H103V123H102ZM147 122H148V121H147ZM147 122H146V123H147ZM174 122H175V124H174ZM242 122H243V124H244L243 126H242V124H241ZM249 122H250V123H249ZM10 123H11V124H10ZM14 123H15V124H14ZM16 123H18V126L16 125ZM40 123H42V121H41ZM47 123H48V124H47ZM84 123L86 124V126H87V124H88V126H87V128L89 127L88 129L85 128ZM94 123H95L96 126H94ZM113 123H114V124H113ZM124 123H125V124H124ZM126 123H127V124H126ZM146 123H144V124H146ZM157 123L159 124V122H157ZM163 123H164V124H163ZM200 123H202V124H200ZM218 123H219V124H218ZM222 123H223V124H222ZM263 123H264V122L262 121L261 124L264 125ZM46 124H47V125H46ZM59 124H60V123H59ZM81 124H82V126H83L84 128L81 126ZM141 124H142V123H141ZM158 124H157V125H158ZM186 124H187V125L189 124V125H188L189 127H188L187 129H188V130L190 129V132L187 131V130L185 129V128L187 127ZM205 124H204V126H205ZM209 124H210V125H209ZM248 124H249V126H248ZM9 125H10V126H9ZM11 125H13V126H11ZM15 125H16V126H15ZM89 125H90V126H89ZM106 125L111 129V130H110V131H111L110 134H108L109 128H106V127H107ZM114 125H115V126H114ZM121 125H122V126H121ZM160 125H159V126H160ZM169 125H168V126H169ZM175 125H176L177 128H175L176 130H174L175 132H173L172 130L174 129ZM192 125H194V126L196 127V130H197V131H195V128H194V129L192 128V127H193ZM216 125H217V126H216ZM222 125H223V126H222ZM262 125H260V126H262ZM110 126H111V127L114 126V128H113L114 130H113ZM136 126H137V128H134V127H136ZM159 126H158V127H159ZM161 126H160V127H161ZM182 126H186V127H182ZM209 126H210L211 128H210ZM218 126H219V129H218ZM220 126H221V127H220ZM229 126H230V127H229ZM12 127H13V128L15 127L16 130H14ZM90 127H91V128H90ZM92 127H94V128H92ZM95 127L97 128L96 131H94V130H95ZM116 127H117V126H116ZM120 127H121V128H120ZM124 127H125V126H124ZM158 127H157V129L159 130L160 128H158ZM181 127H182V128H181ZM222 127H223V129H224V128H226V129H224V130L222 129V131H221L222 133H221V132H219V131L221 130ZM263 127H264V126H263ZM263 127H262V128H263ZM2 128H3V129H2ZM7 128H8V131L6 130ZM11 128H12V129H11ZM18 128H19V129H18ZM57 128H58V129H57ZM119 128H120V130H119ZM126 128H128V127L126 126ZM146 128H147V127H146ZM183 128L186 130L185 133L188 132V135L191 136V137L193 138V140L191 139V141H190V143H192V144H190V143L187 141L189 138H187V139L183 138V136H184V137H185V136L187 137V135H184L185 133H183L184 130H182V132L179 130V129H183ZM191 128L194 130V132H191ZM209 128H210V129H209ZM241 128H240V129H241ZM10 129H11V130H10ZM17 129H18V130H17ZM22 129H23V128H22ZM81 129H82V130H81ZM101 129H105V132H104V130H101ZM123 129H124V128H123ZM134 129H137V131L134 130ZM143 129H144V130H143ZM167 129H169V128L167 127ZM167 129L165 130L166 132H167ZM177 129H178V131H179L180 133L177 131ZM208 129H209V132H210L211 135H212L211 138H212L214 141H213L211 138H209L211 135L209 136L210 133H209V132H208L209 134L207 133ZM217 129H218V130H217ZM260 129H261V127H260ZM260 129H259V130H260ZM3 130H4V131H3ZM5 130L7 131L6 133H5ZM13 130H14V131H13ZM19 130H20V131H19ZM70 130H71V131H70ZM107 130H108V131H107ZM112 130L115 131V133L113 132L114 135H112V137L107 138L106 136H111V134H112ZM121 130L124 132L125 136L123 135V132H122ZM127 130H128V129H127ZM131 130H132L134 133H135V132H137V133L134 134ZM236 130L233 131V132H235L234 134H236V132H237ZM261 130L264 132L263 129H261ZM11 131H12V132H11ZM58 131H59L61 134L58 133ZM69 131L75 133V136H74V134H73V136H74L73 138H71V137H72V136H71L72 133H71V135H70V132H69ZM82 131H83V132H82ZM87 131H88V132H87ZM93 131H94V132H93ZM101 131H102V132H101ZM139 131H140V132H139ZM143 131L146 132L145 137H144V133H145V132H143ZM154 131H156V128H154ZM159 131H160V130H159ZM217 131H218V132H217ZM51 132H52V133H51ZM96 132H97V133H96ZM100 132H101V133H100ZM103 132H104V133H103ZM121 132H122V133H121ZM138 132H139V133H138ZM141 132H142V134H140ZM176 132H177V133H176ZM233 132H230V133L233 134ZM255 132H256V133H255ZM263 132H262V133H263ZM10 133H9V134H10ZM34 133H35V134H34ZM85 133H86V134H85ZM102 133L104 134V137L107 138V140L104 141L105 143L102 142V141L104 140V139H103V136L100 137V136H101L100 134H102ZM106 133H107L108 135H106ZM132 133H133V134H132ZM153 133H155V132H153ZM160 133H162V131H160ZM164 133H165V132H163L162 135L166 136ZM178 133H179V134H178ZM189 133H190V134H189ZM202 133H203V135H202ZM252 133H254V135H253ZM52 134H53V135H52ZM59 134H60V135H59ZM84 134H85V135H84ZM97 134H99L98 137L101 139V142H98V143H101V145H102L103 147L98 145L100 148H99L98 146H96V147H98V148H96V147H93L94 145H91V144H93L92 142H94V141H99V140H100L98 137H97V138H98L99 140H98V139L95 140V139H96V136H94V135H97ZM103 134H102V135H103ZM118 134L121 135V136L123 135V136H122L123 138H122L121 136H117ZM138 134L141 135V136L143 135V136L141 137V136H139ZM157 134H158V132H157ZM182 134H183V136H182ZM207 134H208V137H207ZM226 134L229 135L228 133H225V135H226ZM234 134H233V135H234ZM258 134H259L260 136H259ZM35 135H36V136H35ZM87 135H88V136H87ZM105 135H106V136H105ZM127 135H128V136H127ZM129 135H130V136H129ZM131 135H132V136H131ZM236 135H237V134H236ZM252 135H253V136H252ZM256 135H258V136H256ZM9 136H11V135H9ZM19 136H20V137H19ZM40 136H41V137L44 136V137L41 138ZM51 136H52V137H51ZM81 136H82V137H81ZM93 136H94V138H93ZM116 136H117V137H116ZM202 136H204V137H202ZM222 136L224 137V135H222ZM241 136H238V135H237V137H241ZM85 137H86L87 139H86ZM114 137H116L117 139H118V138H121V139L123 140V142H121L122 140H120V139H118V140H117V139H114ZM143 137H144V138H143ZM151 137L153 138V139H152V142L150 141L151 139H149V138H151ZM200 137H202V138H201V139H202V142H201ZM229 137H230V136H229ZM237 137H236V136H234V137L231 136L230 138H228V140H224V141H223V142H224L223 144H226L225 142H227V144H228V143L231 144L232 141H234L233 138H237ZM22 138H21V141H20V140H19V141L16 140V142H18V144H19V142H20V143L23 144V145H24V143H25V145H26V139L23 138L25 141H24V143H22V141H23ZM33 138H34V139H33ZM60 138H61V139H60ZM65 138H66L67 140H66ZM106 138H105V139H106ZM111 138H113L114 140H112ZM147 138L149 139V141H148ZM206 138H209V140L211 139L213 142H215V144L209 142V140L206 139ZM225 138H226V137H225ZM225 138H224V139H225ZM231 138H232V139H231ZM241 138H242V137H241ZM260 138H261V137H260ZM10 139H11V138H10ZM12 139H13V138H12ZM12 139H11V141H12ZM35 139H36V142H34ZM47 139H48V140H47ZM49 139H51V140L49 141ZM59 139H60V140H59ZM71 139H73V140L71 141ZM83 139H84V140H83ZM91 139H92V140H91ZM230 139H231L232 141H231ZM238 139H239V140H238ZM53 140H54V141H53ZM62 140H63V141H62ZM75 140H76V141H75ZM131 140H132V141H131ZM161 140H162V139H161ZM185 140L187 141V142H185V143H187L188 147L185 146V143H183ZM198 140L200 141L201 144L199 143ZM229 140H230V141H229ZM236 140H237V141H236ZM236 140L234 141L235 143L233 142V144H236V142H239V141H241L242 139L237 138ZM7 141H8V140H7ZM13 141H15V140H13ZM52 141H53V142H52ZM61 141H62V142H61ZM68 141H69V142H68ZM70 141H71V142H70ZM89 141H90V142H89ZM115 141H116V143H114ZM119 141H120V142H119ZM192 141H193V142H192ZM2 142H3V144H2ZM32 142L37 143V144L34 145V143L32 144ZM67 142L70 143L72 147H70V144H68L69 146H66V148H65V145H63V144H66V145H67ZM83 142H84V143H83ZM88 142H89V143H88ZM118 142H119V143H118ZM194 142H195V143H194ZM196 142H197L200 146L202 145V146H201L202 148H201V147H197L198 145H196L197 148H199V149L201 148V149H200L201 151L203 150L202 152L199 151L200 153H198V150H199V149L197 150V148L195 147ZM216 142H217L218 144H216ZM221 142H222V141H221ZM230 142H231V143H230ZM245 142H246V141H245ZM245 142H243V143H245ZM254 142H255V143H254ZM257 142H258V143H257ZM8 143H9V142H8ZM11 143H13V142H11ZM11 143H9V145L12 147V144H11ZM14 143H15V142H14ZM14 143H13V145H15ZM40 143H41V145H40ZM42 143H44V144H42ZM46 143H47V144L49 143L50 145H49V144L47 145ZM140 143H141V144H140ZM210 143H211V144H214V145H211ZM18 144H16V145H17L18 147H20V144H19V145H18ZM73 144H74V145H73ZM82 144H83V145H82ZM103 144H104V145H103ZM139 144H140V145H139ZM183 144H184V145H183ZM221 144H222V143H221ZM223 144H222V145H223ZM238 144H239V143H238ZM238 144H236L237 146H236V145H233L232 147H229V148H227L226 145H225V146L223 145V146L227 149V150H226V149L224 148V149L227 151V153H225V154H227V155H225V154H224V155H225V156H228V157H226L227 159H226V158H225V159L223 158L225 163H226V161H227V163H229V162L231 163V162L235 159V157L237 158V157L239 156V155H238L239 152H237L238 154H237L234 158L231 157V156H234V155H235V152H234L235 148H234V146H236V150L239 149V150L242 152L243 148H242V150L240 149V148L243 146V145H240V144H242V142L239 144L240 146H239ZM254 144H255V145H254ZM1 145H2V146H1ZM16 145H15V146H16ZM23 145H22V146H23ZM32 145H34V146H32ZM42 145H43V146H42ZM55 145H57L58 148H57ZM76 145H77V146H76ZM89 145H90V146H89ZM95 145H96V144H95ZM134 145H135V147H134ZM162 145H163V146H162ZM181 145H182V148H181ZM189 145H190V148H189ZM193 145H194L195 148L193 147ZM210 145H211L212 147H213V146H215V147L212 148V147H210ZM231 145H232V144H231ZM253 145H254V147H253ZM256 145H257V146H256ZM10 146H9V147H10ZM84 146H85V147H84ZM161 146H162V147H161ZM227 146H230V145H227ZM238 146H239L240 148H239ZM248 146H249V145H245L244 147H248ZM255 146H256V147H255ZM263 146H264V145H263ZM13 147H14V146H13ZM18 147H17V148H18ZM74 147H76V148H74ZM101 147H102V148H101ZM220 147H222V146H220ZM5 148H6V147H5ZM17 148H15V149H17ZM35 148H34L33 150H35ZM71 148H72V149H71ZM210 148H211V150L213 151V152L211 151V153H210ZM230 148H232V150H233V149H234V150L229 152V149H230ZM237 148H238V149H237ZM259 148H260V150H259ZM41 149H40V150H41ZM52 149H53V147H52ZM52 149H51V150H52ZM82 149H83V150H82ZM137 149H138V150H137ZM194 149H195V150H194ZM214 149H215V152H214ZM255 149H254V150H255ZM13 150H14V149H13ZM17 150L19 151V149H17ZM17 150H16V151H17ZM23 150H24V151H23ZM51 150H50V151H51ZM65 150H66V151H65ZM67 150H68V151H67ZM178 150H177V151H178ZM190 150H191V151H190ZM230 150H231V149H230ZM244 150H245V149H244ZM244 150H243V151H244ZM14 151H15V150H14ZM18 151H17V152H18ZM25 151L28 152V153L25 154ZM55 151H54V152H55ZM58 151H60V150H58ZM74 151H75V152H74ZM77 151H78V153H77ZM83 151H84V152H83ZM170 151H171V152H170ZM188 151H190V152H188ZM196 151H197V152H196ZM220 151H221V150H220ZM257 151H258V152H257ZM33 152H34V151H33ZM33 152H31V154H33ZM37 152H38V151L36 150V153H34V154H37ZM54 152H52V156H53V153H54ZM56 152H57V151H56ZM56 152H55V153H56ZM73 152H74V153H73ZM79 152H80V153H79ZM181 152H182V151H181ZM183 152H182V153H183ZM261 152H263V154H262ZM55 153H54V155L56 156L57 154H55ZM82 153H83V154H82ZM174 153H175V152H174ZM176 153H177V152H176ZM197 153L200 154V155H198ZM214 153H215V154H214ZM231 153H233L234 155H233V154L231 155ZM39 154H40V153H39ZM71 154H72L73 156H72ZM77 154H78V155H77ZM84 154H86V155L84 156ZM179 154H180V153H179ZM185 154H184V155H185ZM201 154H203V155H201ZM209 154H210V155L213 154L212 156L215 155V158H217V159H215L214 157H211ZM229 154H230L231 156H230ZM14 155H15V154H14ZM20 155H23V153L20 154ZM37 155H38V154H37ZM58 155H57V156H58ZM75 155H77V157H76ZM79 155H80V156H79ZM82 155H83V157H82ZM173 155H175V154H173ZM176 155H178V154H176ZM181 155H182V154H181ZM181 155H180V156H181ZM256 155L253 157V162H255L254 160H255ZM35 156H36V155H35ZM35 156H34V157H35ZM62 156H63V157H62ZM218 156H219V157H218ZM34 157L32 156V158H34ZM36 157H37V156H36ZM40 157H41V156H40ZM40 157H39V159H41ZM53 157H54V156H53ZM53 157H52V158H53ZM68 157H69V159H68ZM78 157H80L81 159H79ZM183 157H184V156L182 155V158H183ZM230 157H231V158H230ZM18 158H19V159H18ZM22 158H21L19 155H18V157H17V154H16V160L18 159L19 162H20ZM73 158H74V159H73ZM186 158H187V157H186ZM186 158L184 157L183 159H186ZM191 158H192V159H191ZM193 158H194V159H193ZM218 158H219V159H218ZM23 159H22V160H23ZM25 159H26V160H25ZM34 159L37 160L38 158H34ZM78 159H79V160H78ZM176 159H177V160L174 161V160H175V158H174V160L171 161V166H168V167L170 168V167H172L173 165H176L177 169H176V167L174 166L175 168L173 167V168H172V171H173V169H175V172L178 170V171H177L178 173L176 172V173L178 174L177 176L180 175V177H181V176L184 177V173L181 172L183 168L177 166L179 163H181V161H183V159L181 160V157H180V159H178V158H176ZM261 159H262V157H261ZM261 159H260V156H259L260 164H264V162H263L264 159H262V160H261ZM14 160H15V159H14ZM16 160H15V161H16ZM18 160H17V161H18ZM48 160L50 161V165H51V163L53 164V165L50 167V170L48 169V168H49V162H48ZM70 160H73V162L70 161ZM178 160H181V161L178 162ZM215 160H217V161L215 162ZM230 160H231V161H230ZM256 160H258L257 157H256ZM259 160H258V161H259ZM15 161H13V163H14ZM34 161H35V160H34ZM68 161H69V162H72V164H73L75 161H76V162H75L74 165H70L71 163H69ZM86 161H87L88 163H89V161H90V162H91V161L94 162V163H93V166H94L95 171H94V169L92 170V168H90V171H91L90 174L87 173V172H90V171H87V170L89 169L88 166H90V167L92 166V162H91V164H90V163H89V164L87 163L88 166H87V164H86V168H88V169L86 170V174L89 175V176H91V178L93 177L92 179H91L89 176H88L89 179H87V177L85 178V177L83 176L84 174L82 175V171L85 170V162H86ZM185 161H186V160H185ZM185 161H183V162H185ZM190 161H191V162H190ZM228 161H229V162H228ZM258 161H256V162L258 163ZM22 162H23V161H22ZM47 162H48V163H47ZM55 162H56V163H55ZM174 162H175V163L178 162V164L176 163V164H173V165H172V163H174ZM224 162H223V163H224ZM256 162H255V163H256ZM26 163L28 164V166H26ZM42 163H43L44 165H43ZM113 163H114V164H113ZM18 164H22V163H17V165H18ZM108 164L110 165L109 168L107 167ZM111 164H112V165H111ZM15 165H16V164H15ZM22 165H23V164H22ZM22 165H21V166H22ZM42 165H43V166H42ZM113 165H115V166L118 165L119 168L122 170V171H120V172H122V173L124 172L123 169H125V168H126V170H128V172H127V173L124 172V173H125V176H123V178H122V175H123V174L120 175V173H119V171H118V172H117V173L119 174V175H117L118 178L116 177L115 174H113L114 180L112 181V179H111V182H113V183H111V182L109 183V181H110V178H109V177L112 176L111 173H115V172H116V171H115V170H116V169H115V166H113ZM182 165H183V164H182ZM221 165H222V164H221ZM13 166H14V164H13ZM41 166H42V167H41ZM158 166H159L160 168H162V169H160ZM189 166H190V165H189ZM28 167H29V168H28ZM58 167H59V169H58ZM60 167H61V168H60ZM16 168H14V170H16V173H18V172H17L18 169H16ZM42 168H43L44 170H43ZM53 168H57V169H53ZM82 168H84V169L82 170ZM110 168H111V169H110ZM169 168H167V164H166V168H165L164 171L167 172L166 170H167V169L169 170ZM179 168H180V169H179ZM187 168H188V167H187ZM12 169H13V168H12ZM45 169H46L47 172H45ZM52 169H53V171H51ZM108 169H109V170H108ZM114 169H115V170H114ZM117 169H118V167H117ZM188 169L191 170L190 168H188ZM188 169H186V170H188ZM192 169H193V168H192ZM21 170H22V171H21ZM61 170H62V171H61ZM112 170H113V171H112ZM155 170H156V169H155ZM170 170H171V169H170ZM179 170H180V172H179ZM189 170L186 171L185 173L187 174V172H189ZM31 171H30V172H31ZM55 171H56V172H55ZM97 171L100 172V174H99ZM105 171H106L107 174L105 173ZM108 171L111 172V173H108ZM162 171H163V170H162ZM162 171H161V173L164 172V171H163V172H162ZM12 172H13V171H12ZM51 172H53V174H52ZM57 172H60V174L62 173L61 175L59 174L62 178H61L60 176H56V177H58V179L61 178V180L64 179V183L66 182L65 184H67V181H68V180L71 181L70 183H68V184L66 185V187H67V190H65L66 192L64 191V189H65V187H64L65 184H64V183L62 184V186L64 185V186H63L64 188H62V186H61V183L63 182V180H62V182H61L60 179H59L58 184H57L58 186H57V185L55 184V183H57V182H54L57 178L54 177L55 180H54V178H53V179L51 178L53 175L55 176V174H57ZM92 172H93V176L91 175ZM132 172H133V173H132ZM169 172H170V171H169ZM193 172H194V171H193ZM14 173H15V172H14ZM37 173H36V174H37ZM50 173H51V175H48V174H50ZM72 173H73V174H74V173H81L80 175H82V176L79 177V175H78V177H79V179H81L82 181H83V180H84V181H85V180L87 181V180H90V179H91L90 181H87V183L89 182L90 184H89V183L87 184L86 181H85V182L83 181V182L81 183V181H78V180H76V179H75L74 182H73V178L76 177L77 174H76V176H74L75 174L72 175ZM97 173H98L99 175H98ZM117 173H116V174H117ZM131 173H132V174H131ZM156 173H160V172H156ZM170 173H171V172H170ZM176 173H174V174H176ZM190 173H192V172L190 171ZM190 173H189V174H190ZM12 174H13V173H12ZM22 174H21V175H22ZM24 174H23V176H20V177H24ZM69 174H70V175H69ZM86 174H85V175H86ZM104 174H105V175H104ZM108 174H110V176H109ZM126 174H128V175H126ZM151 174H152V176H151ZM167 174H168V173H167ZM13 175H14V174H13ZM65 175H66V176H65ZM94 175H95V176H94ZM102 175H103V177H104V176H105V177L103 178ZM114 175H115V176H114ZM187 175H188V174H187ZM192 175H193V174H192ZM26 176H25V177H26ZM70 176H71V177H70ZM99 176H101V177H99ZM107 176H108V177H107ZM126 176H129L128 178H129V180H130V182H129V180H128V183H129V184H128L127 186H126L127 183H126L125 181H126V179H128V178H126L125 181L123 180ZM140 176H141V178H140ZM169 176H170V175H169ZM173 176H175V178H176L177 176H176V175H173V174L171 175V178H172L173 180L170 181V182H173V185H174V183H175L174 181H176V179H175ZM185 176H186V175H185ZM190 176H191V175H189L188 177H190ZM39 177H41V178H39ZM72 177H73V178H72ZM94 177L97 178V179H94ZM149 177H150V178H149ZM151 177H152V178H151ZM160 177L162 178V179H161L162 181H164V180H163L164 177H165V178H164L165 180H166V179L169 180V177L167 178V175H166V176L164 175V177H163V174H162ZM182 177H181V178L178 177V179H179V180L177 179V182H178V183L182 182L181 179L183 180V179L185 178V177H184V178H182ZM186 177H187V176H186ZM188 177H187V178H188ZM14 178H15V176H14ZM33 178H35V179H33ZM38 178H39V179H38ZM69 178H70L71 180H70ZM76 178H77V177H76ZM98 178H100V179H98ZM105 178H107V180H106ZM120 178H121V179H120ZM171 178H170V179H171ZM187 178H185V179H187ZM36 179H37V181H38L39 183H38L37 181H35ZM46 179H44V180H46ZM58 179H57V180H58ZM101 179H102V180H101ZM116 179H118V180H116ZM188 179H189V178H188ZM191 179H192V178H191ZM19 180H22V179L19 178L18 181H16V179H15V182H19ZM32 180H33V182H32ZM57 180H56V181H57ZM93 180H94V181H93ZM95 180H97L96 184H94ZM98 180H99V182H98ZM100 180H101V181H100ZM103 180H105L106 182H104ZM108 180H109V181H108ZM122 180L124 181V183H126L125 186H123L124 183H123V185L121 184V183L123 182ZM69 181H68V182H69ZM91 181H92V182H91ZM118 181H119V182H118ZM120 181H121V182H120ZM132 181H133V182H132ZM162 181H161V182H162ZM13 182H14V180L11 181V183H13ZM21 182H22V181H21ZM43 182H42V183H43ZM60 182H61V183H60ZM78 182H79V183H78ZM101 182H102V183H101ZM117 182H118V184H119V183L121 184V185H120L121 187H120L119 185H117L118 188H117L116 186H114V184H117ZM161 182H160V183H161ZM166 182H168V181H165V183H166ZM170 182H168V183H170ZM77 183L80 184V186H77V185H78ZM85 183H86V185H85ZM97 183H98V184H97ZM132 183H133V184H132ZM168 183H166L165 185H167ZM178 183H177V184H178ZM15 184H16V185H15ZM18 184H19V185H18ZM25 184H26V185H25ZM36 184H37V185H36ZM53 184L56 185V186H54ZM59 184H60V186H59ZM92 184H93V185H92ZM111 184H112V185H111ZM134 184H136V185H137V184L140 185V186L137 185L138 188H140V187H141V188H142V187L145 188V185H144V184H147L146 186H147L148 188H145L146 191H145V190H142V191H144V193L141 191V189H139L140 191H137V188H136V190H135V188H134V190H132V188H131L132 186L137 187V186L134 185ZM149 184H150V183H149ZM161 184H162V183H161ZM163 184H164V183H163ZM180 184H181V183H180ZM27 185H28V186H27ZM43 185H44V184H43ZM82 185H83V187H82ZM91 185H92V186H91ZM110 185H111L112 187H114L115 189L113 190V188L111 187L112 189L110 190ZM165 185H163V186L161 185V186H162L161 188H164V187L166 188ZM171 185H172V184H171ZM38 186H39L40 188H39ZM74 186H75V187H74ZM86 186H87V190L83 191L84 189H83V190L81 189V192H80L79 194H75L76 192H77V193L79 192V189H80V188H85ZM88 186H89L91 189L88 188ZM93 186H94V189L92 190V187H93ZM159 186H160V185H159ZM178 186H179V189H180V185H179V184H178ZM182 186H183V185L181 184V188H182ZM35 187H34V188H35ZM58 187H60L61 189L58 188ZM76 187H79V189H77ZM171 187H173V186H171ZM171 187H170V188H171ZM174 187H175V186H174ZM167 188H168V189H167V190H168L167 195H168V197H169V195L171 194V191L169 190V187H167ZM177 188H178V187H177ZM29 189H30V188H29ZM42 189H43V188H42ZM46 189H47V188H46ZM72 189H74V190L77 189V191H76V190L74 191V190H72ZM130 189H131V190H130ZM58 190H59V194H55V193H57ZM60 190H62V191L64 192V194L66 193L65 196H61V197H63L62 199L60 198L61 200H59L60 193H62V191H60ZM109 190H110V191H109ZM112 190H113L114 192H116V193H115V196L113 195V193H112L113 191H112ZM158 190L161 191V189H158ZM167 190L165 189V191H167ZM35 191H36V190L34 189V194H35L36 196H37V195L39 196L40 193L38 194V192H35ZM41 191H43V190H41ZM41 191H40V192H41ZM71 191L75 192V193H74L75 195H74L73 192H71ZM103 191H105V192H103ZM108 191H109L110 193H112V196L110 195L111 198L113 197L112 199L110 198V196H107V195L109 194ZM132 191H133V192H132ZM135 191H137V192H135ZM156 191H157V190H156ZM163 191H164V190H162V192H163ZM169 191H170V192H169ZM173 191H175V193L177 192V190H174V188H173ZM106 192H107V193H106ZM150 192H152V194L150 193L149 195H152V197H151V198L149 197V199H148V197L143 198V196H144V195H143V196L141 197V199L143 198L144 201L142 200V202L139 201L140 199H139V200H134V199H133L134 201H131V202H133V203L135 202V205H136V206H132V207L135 208V207L139 206V208H140V207H141L140 205H143V204H141V203L145 202V204H146V207H144V208H146V209H144V212H145V214H146L145 216L148 215V214H147V213H148L147 211L150 209V211L152 212V214L154 213V214H153L154 217H155V215H157L158 218H160V216L163 215L161 211H162L163 209H165L164 206H168V204H169L170 201L168 200V201H169L168 204H165V205L163 206L162 202H164V201H162V200L167 201V198L164 199V198H162V195H161V194H159L158 192H157V193L154 192V193H155L154 196H155V197H156V195L159 196L161 202H160L159 199H156V200L160 202V204H161L160 206H163V207H164L163 209L161 208V209H162L161 211H159V208L157 207L158 209H156V206L154 205V203H153V204L151 203V202H155V200H154V198H153V189H152ZM162 192H160V193H162ZM32 193H33V191H32ZM69 193H70V195H69ZM134 193H135V194H134ZM164 193H165V192H164ZM175 193H174V194H175ZM21 194L23 195V197H22ZM41 194H42V193H41ZM52 194H51V195H52ZM104 194H105V197H106V198L103 196ZM131 194H133V195L131 196ZM165 194H166V193H165ZM165 194H163V196H164ZM174 194H172V195H174ZM20 195H21V196H20ZM53 195H52V196H53ZM55 195H56V196H55ZM58 195H59V197H58ZM62 195H63V194H62ZM117 195H120V197H118ZM149 195H148V196H149ZM19 196H20V197H19ZM69 196H70L71 198H70ZM72 196H73V197H72ZM116 196H117V197H116ZM122 196H123L124 198H123ZM140 196H141V195H140ZM146 196H147V195H146ZM175 196H176V195H175ZM21 197H22V198H21ZM25 197H24V198H25ZM108 197H109V198H108ZM121 197H122V198H121ZM164 197H165V196H164ZM171 197H173V196H171ZM45 198H47V199H45ZM49 198H54V200H55L56 202H57V200H59V202H60V201H62V202L64 201V202L62 203V205L64 206L63 208L61 207V204H58V203H57L58 205H60V206H58L59 209H60V207L62 208V210L60 209L61 211H63V209L66 208V207H65V204H66V206H67V204H68V206H69L70 203L73 204V205H76V203L78 202V204H77L76 206H81V207H79V208H80V209H79V208H77L76 206H75L76 208L71 207V206H73V205H71V206H69V207H71L72 210H69L70 208L67 206V207L69 208V209H68L69 211H68V210H67V211L70 212L69 214L67 213L68 215L65 214V212H66L65 210H66V209H64L63 212H64V214L66 215V218H67V217H70V220H69V221L66 220L65 215L62 217V213H60V215H59V213H57L58 215L55 213V215H56L57 217L60 216L59 218L56 219V218H55V215H53V213H54L53 211H54L57 207H56V208L53 207V206H55V205L53 204L55 201L53 200V203H52V200L49 199ZM116 198H117V199H116ZM129 198H130V199H129ZM133 198H137V199H138V198H140V197H133ZM48 199L51 200V202H50L51 204H50V203H47V201H49ZM69 199H71V201H70ZM73 199H74V201H75V204H74V202H73ZM119 199H120V201H121V199H122V201H124V202L121 203V205H119L120 203H118ZM131 200H132V199H131ZM151 200H154V201H151ZM27 201H28V199H27ZM29 201H30V199H29ZM31 201H32V200H31ZM40 201H41V204L38 203V202H40ZM76 201H77V202H76ZM120 201H119V202H120ZM157 201H156V202H157ZM56 202H55V204H56ZM128 202H129V201H128ZM131 202H129V203L131 204ZM136 202H138V203H136ZM140 202H141V203H140ZM12 203H10V205H11ZM45 203H47V204H45ZM60 203H61V202H60ZM164 203H167V202H164ZM15 204H13V206H14L13 208L16 207ZM17 204H16V205H17ZM39 204H40L41 206H43V205L45 204V205H44V209L42 208V209H43L42 212H45V213H42V214H41V211L38 210L39 213H40V214H38V211H36V210L39 209V208H41V207H39V206H40ZM52 204H53V206H51ZM30 205H31V206H30ZM47 205H48V207H49L47 210H49V209L52 207V208H51V209L53 210V211H52V214H50V212H49V211H51V209H50L49 211H47V212L50 214V216H52V218H53L54 220H53L51 217H49V214H48L46 211H44V210L46 209L45 207H46ZM127 205H128V204H127ZM50 206H51V207H50ZM56 206H57V205H56ZM82 206H83V208H82ZM84 206H85V209H84ZM123 206H124V205H123ZM123 206H122V207H123ZM129 206H130V205H129ZM157 206H159L158 203H157ZM17 207H16V208H17ZM33 207H34V208H35V207H36V208L38 207V208L34 211ZM86 207H87V208H86ZM92 207H91V208H92ZM95 207H94V208H95ZM130 207H131V206H130ZM130 207H129V208H130ZM9 208H10V207H9ZM9 208L7 207L6 209H9ZM96 208H95V209H96ZM125 208H126V210H124V212L127 211V209H129V208H127L126 206L124 207V209H125ZM139 208H138V209H139ZM142 208H143V207H142ZM148 208H149V209H148ZM3 209H4V208H3ZM6 209H5V210H6ZM19 209H20V210H19ZM75 209H76V210H75ZM78 209H79V211L82 212V213L78 212ZM82 209H84V210L81 211ZM107 209H108V210H107ZM138 209H137V210H138ZM140 209H141V208H140ZM166 209H167V207H166ZM166 209H165V210H166ZM5 210H4V211H5ZM60 210H58V211L61 212ZM73 210H75L76 212H74ZM104 210H105V212H104ZM106 210H107V211H106ZM130 210H131L132 212L135 211L134 209L132 210L131 208H130ZM137 210H136V211H137ZM141 210H142V209H141ZM0 211H1V210H0ZM12 211H13V210H12ZM14 211H15V210H14ZM14 211H13V212H14ZM58 211H55V212H58ZM71 211H72V213H71ZM94 211H95V210H94ZM136 211H135L134 213H136ZM150 211H149V212H150ZM26 212L28 213V215L26 214ZM36 212H37V214H36ZM100 212H102V213H100ZM116 212H117V213H116ZM124 212H123V213H124ZM132 212H131V213L128 212V213L132 214ZM139 212H141V211H139ZM139 212H137V213H139ZM146 212H147V213H146ZM160 212H161V213H160ZM166 212H167V211H166ZM166 212H165V213H166ZM7 213H8V212H7ZM7 213H6V214H7ZM21 213H23V212H21ZM73 213H74V214H73ZM77 213H78L79 215L82 214V216H84V218H82V216H81V218L86 222V224L84 223V221H83L82 219H79L80 216L78 217V215H77L78 218L76 217L77 219H76L75 217H73V218H75V219H73V218L71 217V216H73V215L75 216ZM99 213H100V215H99ZM115 213H116V214H115ZM126 213H127V212H126ZM137 213H136V214H137ZM163 213H164V212H163ZM1 214H2V212H0V215H1ZM6 214L4 213L5 216H6ZM12 214H13V215H12ZM33 214H34V215H33ZM43 214L46 216V219L48 218V220L46 221V222H48V225L45 224V223H46V222H45L44 225H45L46 227H44V229H45V228H46V229H45V230L43 229L42 232H39V231H41V230H37V231H38V233H41V235H42V234H45V235H42V237H43V238H47V240H45V239H43V238L41 237L42 240H43V241H41V240H40V234H39V235L36 234V233H37V232H36V229H38V228H37L38 225H40V227H41V228H39V229H42V226H41V225H43V221H44L43 219H45V216L43 217ZM71 214H73V215H71ZM109 214H111V213H109ZM124 214H125V213H124ZM136 214H135V215H136ZM139 214H142V212L139 213ZM7 215H8V214H7ZM41 215H42V216H41ZM70 215H71V216H70ZM112 215H111V216H112ZM118 215H119V216H118ZM127 215H128V214H127ZM127 215H125V216H127ZM137 215H138V214H137ZM159 215H160V216H159ZM5 216H2V217L4 218ZM28 216H30V217H29L30 219H28ZM103 216H104V215H103ZM114 216H115V217H114ZM131 216H132V215H131ZM143 216H144V215H143ZM145 216H144V218H145ZM150 216H151V215H150ZM157 216H156L155 218H157ZM2 217H0V219H1ZM8 217L6 216V218H8ZM42 217H43V219H42ZM85 217H86L87 219H86ZM93 217H94L95 219H94ZM100 217H98V219H99ZM106 217H107V216H105V220H106ZM133 217H134V215H133ZM151 217H152V216H151ZM154 217H152V218H154ZM3 218H2V220L0 221V226H1V224H2V225L4 224V223L2 222V221H4V220L6 221V223H5V225H3V226H7L9 221L6 220V219H3ZM38 218H39V219H38ZM71 218H72V219H71ZM92 218H93L94 220H92ZM101 218H103V217H101ZM101 218H100V219H101ZM108 218H110V217H108ZM108 218H107V219H108ZM141 218H142V217L140 216L139 219H141ZM161 218H162V216H161ZM8 219H9V218H8ZM27 219H28V222L26 221ZM37 219H38V221H37ZM41 219H42L43 221H42ZM46 219H45V220H46ZM55 219H56L58 222H57ZM60 219H62V221L66 220V221H64V222H65L64 224L67 226V228H69L68 225L71 226L70 224H72V222H73V221L70 222L71 220H74V221H75V224L77 223L76 226H74V228H75V227L77 228L78 225H80V222H81V221H82L83 225H82V223H81V225H82L81 229H80V227L77 228V229H79V231H78L77 229H74L73 227H71L72 229L69 228L68 230H70V231L73 230V231L71 232V235H70V234H69L70 232L67 230V228L63 227V226H65V225H64V224L61 225L62 221H61ZM67 219H69V218H67ZM78 219H79V220H78ZM113 219H114V220H113ZM122 219H123V218H121V220H122ZM131 219H132V217H131ZM32 220H34V222H35V226H34L33 223H32L31 226H29V227H30V228H29V227H28L29 222L32 221ZM35 220H36L37 222H36ZM40 220H41V222H40ZM80 220H81V221H80ZM88 220H89V222H88ZM115 220H117V221H115ZM133 220H134V219H133ZM142 220H143V218H142ZM145 220H146V218H145ZM153 220H155V219H153ZM156 220H157V219H156ZM20 221H21V220H20ZM59 221H60V222H59ZM67 221H68V222H67ZM90 221H91V222H90ZM94 221H95V222H94ZM102 221H103V219H102ZM111 221H113V223H112ZM114 221H115V223H116V222H118V223L115 224ZM124 221H125V223L127 222L126 217L124 218ZM140 221H141V220H139L138 223H140ZM147 221H148V220H147ZM149 221H150V220H149ZM149 221H148V222H149ZM157 221H158V220H157ZM1 222H2V223H1ZM25 222H27L28 224H27V223L25 224ZM53 222L57 223L56 226H53V224H52ZM69 222H70V223H69ZM99 222H100V221H99ZM99 222H98V223H99ZM151 222H153V221H151ZM30 223H31V222H30ZM55 223H54V225H55ZM66 223H69V224L67 225ZM87 223H88V225H87ZM90 223H92V224H90ZM98 223H96L95 225H97ZM101 223L104 224V222H101ZM128 223H129V222H128ZM144 223H145V222H144ZM154 223H156V222H154ZM51 224H52V225H51ZM99 224H100V223H99ZM99 224H98V225H99ZM102 224H101V226H102ZM131 224H133V223L131 222ZM26 225H27V226H26ZM32 225H33V227H32ZM49 225H50V226H49ZM58 225H59L61 228L63 227V228L61 229L62 231H64V232L67 231V232H66V235H67V237H68L67 240H65L66 235L63 234L64 232H61V231L59 230L60 228L57 229ZM73 225H74V223H73ZM125 225H127V224H124V226H125ZM149 225H150V222H149ZM153 225H154V224H153ZM83 226H84V227H83ZM99 226H100V225H99ZM101 226H100V228H99L98 226L95 227V231H94V232H95V235L97 234L98 238H100V239L103 238L102 240L105 241V240H106V238H105V234H104V233H101V234H100V231H102V229H101L102 227H101ZM124 226L120 227V229L123 228ZM145 226H146V225H145ZM150 226H151V225H150ZM24 227L26 228L25 230H23ZM48 227H49V228L51 227V228H53V229H49ZM55 227H56V229H55ZM106 227H105V228H106ZM127 227H128V226H126V228H127ZM130 227H134V226H130V225H129V227H128V229H127L129 232H131V228H130ZM1 228H2V227H1ZM64 228L66 229V231H65ZM96 228H97V231H96ZM103 228H104V227H103ZM105 228H104V229H105ZM126 228H125V229H126ZM146 228H148V227L146 226ZM149 228H150V227H149ZM151 228H152V227H151ZM151 228H150L149 230H150V232H151V230H152V232H153V229H151ZM30 229H31V231H29ZM34 229H35V230H34ZM47 229H48V230H47ZM54 229H55V231H52V232L48 233L49 231L54 230ZM82 229H83V230H82ZM88 229H90V227H89ZM88 229H87V231H88ZM98 229H101V230L98 231ZM104 229H103V230H104ZM133 229H134V231H135V228H132V231H133ZM0 230H1V229H0ZM21 230H23V232H25V231H26V232H30V235H29V233H26V232H25L26 235L22 234V233H21ZM32 230H34V233H33ZM46 230H47V231H46ZM74 230H77V231H74ZM81 230H82V231H81ZM122 230H123L124 233L128 232L127 230L124 231V229H121V230H119L120 232L118 231V232H119V235H121L120 233H121ZM144 230H147V229H144ZM11 231H12V230H11ZM16 231H17V232H16ZM44 231L47 233V235H46V233H45ZM106 231H107V230H106ZM113 231H115V229H114ZM6 232H8V233H6ZM14 232H15V233H14ZM54 232H55V233H54ZM60 232H61L62 234H61ZM78 232H79V233H78ZM84 232H86V231H84ZM97 232H99V233H97ZM104 232H105V231H104ZM123 232H122V233H123ZM5 233H6V234H5ZM20 233H21V235H20ZM32 233H33V234H32ZM56 233H60V234H58V235H59L58 237H56V235H54V234H56ZM72 233H73V234H72ZM75 233H78V234H77V235H74ZM106 233H107V232H106ZM124 233H123V234H124ZM131 233H133V232H131ZM134 233L137 234V232H134ZM134 233L132 234V236H133V235L135 236ZM147 233H149V232H147ZM7 234H8V235H7ZM17 234H18V236H17ZM34 234H35V235H34ZM109 234H110V235H109ZM126 234H127V233H126ZM19 235H20V236H19ZM22 235H24V236H22ZM32 235H33V236H32ZM49 235H52L53 237L51 236V238H50ZM72 235L75 236V237L73 238ZM79 235H81V236L83 235V238H81V236H79ZM86 235H88L89 237H87ZM114 235H113V236H114ZM128 235H129V233H128ZM0 236H1V235H0ZM7 236H9V237L11 236V237L9 238V237H7ZM31 236H32L33 238H32ZM34 236H35V237H34ZM38 236H39V237H38ZM45 236H46V237H45ZM48 236H49V237H48ZM61 236H63V237H61ZM76 236H77V237L79 236L80 238H77ZM99 236H100V237H99ZM102 236H104V237H102ZM116 236L119 237L118 235H116ZM122 236L125 237L124 235H122ZM122 236H121V237H122ZM129 236H130V235H129ZM134 236H133V238H134ZM147 236H149V235H147ZM1 237H2V236H1ZM22 237H23V238H22ZM24 237H25V238H24ZM30 237H31V238H30ZM55 237L57 238V239H56L57 241H58L59 238L61 237V238H60V241H58V243H57V241H54V240L52 241V239H55ZM86 237H87V238H86ZM92 237H93L92 240H93V241H96V239H97L96 236H92ZM94 237H95V239H94ZM144 237H146V236L144 235ZM5 238H7L8 241H7V239L5 240ZM27 238H28L29 240H28ZM62 238H64V239H62ZM75 238H76V239H75ZM130 238H131V237H129V239H130ZM133 238H131V239H133ZM147 238H149V237H147ZM0 239H1V238H0ZM3 239H1V240H3ZM13 239H14V241H13ZM15 239H16V240H15ZM25 239H26V240H25ZM34 239H37V240H35V242H34ZM73 239L76 240V243H77V240L79 239L78 243L81 242L80 245L78 246V245L75 243V241H74ZM129 239H128V240H129ZM131 239H130V240H131ZM137 239H138V238H137ZM142 239H143V237H142ZM1 240H0V242H1ZM38 240H39V241H38ZM49 240H50V242H49ZM63 240H64V241H63ZM80 240H81V241H80ZM92 240H91V241H92ZM117 240H119V238H117ZM133 240H135V239H133ZM133 240H132V241H133ZM148 240H150V238L147 239V240H146V239H143V240H142V241L144 242V245L147 244V243H149ZM26 241H28V243H30L31 246H30V245H27V244H26V243H27ZM37 241H38V242H37ZM40 241H41V242H40ZM72 241H73V242H72ZM85 241H87V242H85ZM91 241H89V242H91ZM93 241L91 242L92 244L95 243V242H93ZM107 241H106V242H107ZM114 241H115V240H114ZM137 241H139V240H137ZM25 242H26V243H25ZM36 242H37V243L40 242V243H39V244H36ZM42 242H43V243H42ZM45 242H47V243L45 244ZM48 242H49V243H48ZM55 242H56V243H55ZM61 242H63V244H62ZM82 242H83V243H82ZM96 242H97V241H96ZM98 242H99V244H96V243H95V244H96V247H97L98 245H100V246L102 247V245H103V249H102V251H104V249H105V248H104V245L106 246V245H108V243H107V244H103V243H102V245H101L100 240H99ZM106 242H104V243H106ZM111 242H112V241H111ZM111 242H110V243H111ZM130 242H131V241H130ZM143 242H142V243H143ZM146 242H147V243H146ZM11 243L9 244L10 247H8V249H9V250H10V249L13 250L14 248L17 249L15 246L13 247V245H11ZM51 243H53V244H51ZM64 243H65V245H64ZM112 243H113V242H112ZM112 243H111V244H112ZM136 243H137V242H136ZM50 244H51V245H50ZM61 244L64 245V247H63ZM95 244H94V245H95ZM56 245H57V247H56ZM94 245H93V246H94ZM22 246H23V247H22ZM42 246H41V249H42ZM49 246H50V247L52 246L53 248H52V247L50 248ZM60 246H61V247H60ZM87 246H88V247H87ZM91 246H92V245H91ZM91 246H90V249L92 248ZM108 246H109V245H108ZM2 247H3V244H2ZM28 247H30L29 250H33V251H32V252H28ZM76 247H78V249L80 248L81 250H80V249L78 250ZM12 248H13V249H12ZM31 248H32V249H31ZM49 248H50V249H49ZM67 248H68V247H67ZM86 248H84L83 251H86ZM0 249H1V248H0ZM52 249L54 250L53 252H52ZM96 249H97V248H96ZM106 249H107V248H106ZM1 250H3V249H1ZM1 250H0V251H1ZM17 250H18V249H17ZM43 250H45V249L43 248ZM48 250H47V251H48ZM63 250H64V251H63ZM63 250H62V252H65V251H66L65 249H63ZM97 250H98V252H99V248H98ZM13 251H15V252L17 253L16 250H13ZM34 251H35V252H34ZM68 251H69V249L67 250V252H68ZM83 251L80 252V254L83 255V253H85V254H87V256H89V257H87V256L85 257V259H86V258H89V259H87V262L90 261V259L92 260V258H93L94 256H95V257L97 256V255H95V253H93L94 255L91 256L90 253H92V251H90L89 249L87 250V251H90L89 253H88L87 251H86L87 253H86V252H83ZM102 251H101V252H102ZM26 252L28 253L27 256H26ZM48 252H49V251H48ZM93 252H94V251H93ZM98 252L96 251V253H98ZM105 252H107V250H106ZM8 253H9V251H8ZM22 253L18 252L17 254L20 255V254H22ZM33 253H34V254H33ZM50 253H49V254H50ZM103 253H104V252H103ZM1 254H2V253H1ZM46 254H47V253H46ZM62 254H63V253H62ZM65 254H66V253H65ZM67 254H69V253H67ZM77 254H78V253H77ZM77 254H76V255H77ZM99 254H100V253H99ZM99 254H98V255H99ZM10 255H11L12 258L10 257ZM31 255H32V257H31ZM42 255H43V256H42ZM70 255H71V254H70ZM47 256H48V255H46V257H47ZM65 256H66V255H65ZM9 257H10V259H9ZM14 257H16V258H14ZM21 257H22V255H21ZM41 257H42V259H41ZM70 257H71V256H69V258H70ZM75 257H76V256H75ZM80 257H84V255H83V256H80ZM95 257H94V258H95ZM47 258H48V257H47ZM72 258H73V257H72ZM77 258H78V256H77ZM97 258H98V257H97ZM97 258H96V259H97ZM4 259H5V260H4ZM25 259H27V262H26V263H25V261H26ZM50 259H51V258H50ZM98 259H99V258H98ZM98 259H97V260H98ZM106 259H108V258H106ZM19 260H20V262H19ZM33 260H34L35 262H33ZM43 260H44V261H43ZM69 260H70V259H69ZM83 260H84V258H83ZM91 262H92V261H91ZM5 263H6V261H5ZM10 263H11V262H9V264H10ZM85 263H86V261H85ZM89 263H90V262H89ZM6 264H8V263H6ZM11 264H12V263H11ZM43 264H44V263H43ZM54 264H55V263H54Z\"/></svg>",
	"mask_w": 264,
	"mask_h": 264
}]
</instances>
